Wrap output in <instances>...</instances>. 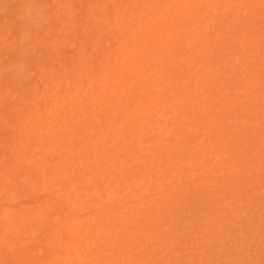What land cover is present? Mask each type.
Segmentation results:
<instances>
[{"label": "bare ground", "instance_id": "obj_1", "mask_svg": "<svg viewBox=\"0 0 264 264\" xmlns=\"http://www.w3.org/2000/svg\"><path fill=\"white\" fill-rule=\"evenodd\" d=\"M84 1V0H83ZM86 1V0H85ZM95 1V0H94ZM97 1H99V0H97ZM109 1V2H108ZM127 1V0H126ZM136 0H128L126 3L123 1V0H118V4L120 5V4H123L122 2H124V5H122L121 7H119V6H116L117 4V0H116V3H115V1H114V4H116V5H114L115 7H114V11H116V13H118L119 11H120V13H118V14H116L115 12H112L111 10H112V7H111V4H112V2H113V0L111 1V0H103V1H99V3L101 2L102 3V5L101 4H99V8L98 9H104L105 10V12H100V15H101V13H102V15L101 16H104L103 18L105 19V20H102V18L101 19H99L98 20V18H100V15L98 14V16L99 17H95L94 19V22L95 23H98L100 26H98V24H97V27H98V30L97 29H95L94 31H95V35H92V32H93V30L92 29H89V30H92V32H90V31H85L84 33H79L78 32V34H79V36L81 37L83 34H85L86 32H87V34H88V32H90L91 33V36L92 37H90V35H89V37L86 35H83V36H85V40H86V42H89V43H85V41H84V44L85 45H87L88 47H87V50L85 51V50H82L83 48H84V46L85 45H80V43H81V41H80V43L79 42H77V43H79V45H80V49L78 48L77 50H78V52L76 51V48H75V45L73 46V50H74V48H75V52H77L76 53V56H70L71 57V60H73V58H77V56H79L77 59H76V61L78 62V63H76V61L74 60V61H72V63L70 62V58H69V56H67V58L69 59V63H68V65L71 63V65H69L71 68H73V70H71V69H67L66 70V68H68V67H60L59 66V68H57L58 69V71H62V75L61 76H65L64 78H65V80H66V78H68V77H66L67 76V74H68V70H70V71H72L73 73H77V72H82L83 71V79L81 78L80 79V77L78 78V75H76V77L78 78V81H79V79L81 80L79 83H78V85H77V83L76 82H78V81H76L77 80V78L75 79V78H73V80H70L69 78V80L70 81H67L66 82V84H65V81H63V79L62 78H57L56 77V75H55V72L57 71L56 70V68H55V72L54 71H52V73H51V76H50V78L51 79H53V73H54V75H55V77L56 78H54L55 80L57 79V80H59V81H63V83L61 82V84H64V85H66V86H63V88L65 87V89H62V87H61V89L63 90V92L64 93H62V90H61V93H59L60 91V87H59V90H55L54 92V94H51V95H53L52 96V98H50L51 97V95H50V97L49 96H47V98H46V95L45 94H48L49 92V90L50 89H47L46 90V88H47V86H48V83L50 84V82H48V80H51V79H47V83H44V84H42V82H41V86H37V84L39 85L40 84V77L39 78H37L36 80L37 81H39L37 84H36V82H34V84L36 85L35 87H40V88H38V90H37V93H36V90H35V88H34V92L36 93V95H35V93L33 92H29L30 94H34L35 95V98L37 99V101L38 102H40L41 101V99H40V101H39V98H43V99H45L46 98V100L48 99L49 100V98H50V101H52V102H54L55 104H53V103H49V104H51V106L53 105V107H51V106H49V107H51V108H49V107H46L45 108V106H46V104H44V106L43 105H39V106H43L42 108H41V112L39 111V109H37L38 107V103H37V101H34V100H31L32 102H31V106L29 105V101H28V103L26 102L28 99H30V98H28L27 100L25 99V97H28V96H30V94L28 95V94H26V95H28V96H25V97H23V99H25V101L23 100V99H20V97H19V99L21 100V102L22 103H24L23 105V107L24 108H26L27 107V111H25L26 109H22L21 110V108L22 107H19L18 108V106H20V104H22L21 102L19 103V102H17V109H15V108H11L12 109V111L13 110H15V112H16V117H17V114L19 115V117H17V120H16V122L15 123H13V122H11V123H13L14 125H17V127H19V125H20V128L18 129V130H16V133L17 134H19V136H16L17 134H15L13 137H12V140H13V138L14 137H18L19 139L21 138V135H20V133H18L17 131H19V130H22L23 131V129H25L26 130V133H24L25 132V130H24V134L26 135L27 134V132H28V135H29V132H31V135H29L30 136V138L32 137V134H33V139L35 140V139H40V140H44V138H45V135H46V137H47V135L49 136V137H47L46 139L47 140H51V138H53V136H55L56 137V140L59 138V145H57L58 147H60V149H59V152L57 151V149H54V148H56V144H53V146L54 147H52V144H51V142H50V144L51 145H49V142H47V140H46V143L48 144V146H47V148H49L50 146H51V149L49 148V150L46 148V145L47 144H45V141L44 142H42V144L41 143H37L36 141H34L32 138H31V140H33L34 142H36L37 143V145L39 146H43L42 148H44V151L46 150L47 152H44L46 155H48L49 153L48 152H51L52 153V150H53V152H56V153H59V156L58 155H56V156H58L59 158H60V160L59 159H57L56 157V159H53L52 160V158H51V160H48V158H49V156H47L46 157V155L45 156H43L42 155V158L40 157L41 155H39L38 156V154L37 153H39V154H41L42 152H40L41 151V149H39V147H38V151L37 150H35V149H37L36 147L34 148V146H33V144H34V142L33 141H30L28 144H30L31 143V145H32V147H33V149L35 150V151H33V149H32V151H33V153L35 152V154L34 155H36V156H34V155H32L31 153H28L29 152V150L32 148H30V146H29V148H27L28 147V144H27V142H26V140H24V139H18L19 141H16L15 142V140H17L16 138H15V140L14 141H12V140H10V141H12V143L13 142H15L16 144H17V150H18V145L20 144L21 146H19L20 148H19V150H20V152L22 151V150H27V149H29V150H27V153L29 154H27V156H24L25 154H26V152H24V151H22V153H21V155H23V156H21L20 157V155L19 156H17L20 152L19 151H15L16 149L14 148V146L11 144V142H10V144H11V146L12 147H10V145H8L7 144V146H8V148H7V150H6V153H7V155L8 156H10V158L9 159H6V163H7V160L8 161H10L11 160V157H12V159H13V157H17L16 159H17V161L21 164L20 166H19V163L17 164L18 165V167H17V165L15 164L17 161H15L16 159H13V160H11V162H9V165L11 164V165H13L12 167H11V165L8 167L9 168V170H7L8 168H7V166L6 165H8V164H6L5 165V158H7V155H6V153L5 152H3L2 151V153L4 154V155H1L2 156V158H3V161H0V164H1V162L4 164V167L6 166V170L8 171H3V167L1 166V165H3V164H1L0 166V168H2V173L3 174H5V173H9V171H10V175L8 174V176L5 174V176L8 178H6L7 179V181L8 180H10V178L9 177H12L13 178V180H15V181H9V182H5V181H3V179H5V178H3L2 179V176L0 177V182H1V191H3V193H5V195H3V193L2 192H0V193H2V195H0L1 197H3V199L2 198H0L1 200H4V196H5V199H6V197L7 196H11L10 198H8V200H10L11 202L10 203H12L13 202V200L16 198V197H18V196H20V194H24V195H22L21 196V199H22V201H23V198L22 197H24L25 199L24 200H26V202H27V200L28 199H26V198H29L30 200H28V202H27V204L28 205H26V204H24L22 201H21V203H23V205H25V207L23 208L22 206H18L19 207V210L16 208L17 207V205H13V208H15V209H13L12 208V206H10L9 207V205L7 206V204H6V202L5 201H2V203H1V201H0V205H2V207H5V208H3L2 209V211L4 210V212H3V214H4V217H2V211L0 212V216L2 217H0L1 218V222L3 223L2 225V227H3V229L5 228V224H7L8 223V221L10 220H12V219H9V217L10 216H12V218L15 220V221H11V224H12V226H14V225H16V227H18V229L17 230H14V229H16V227H13L14 229H13V231L12 230H10V229H12V228H6L4 231L3 230H1L2 229V227H0V232H2V234H5L6 232V234L8 235L9 234V236L10 237H5L6 236V234H5V236H3L1 233V237H0V248L2 247V245H4L3 247H4V249H1V252H2V250L4 251L5 250V248L7 249V247L5 246L6 244V242L9 240V242L7 243V246H9L8 244L10 243V242H12L14 239V241H15V243L18 241V237L19 236H21V234H22V236H21V238L23 237V240L24 239H26V242H27V239H28V237L29 236H31L32 237V235L31 234H38V232L39 231H42V229L43 228H45V229H47V232H46V230H44L43 229V231H45L43 234H40V235H37V237L38 236H41V237H43L42 239H44V240H42L41 239V237H39V239L40 240H42V241H44L43 242V244L47 241V244L45 243V246L42 244V242H39L40 240H37L35 237H33V238H31L30 239V241H29V239H28V245L26 246V243H25V241H24V243L22 244V242H20L22 239L19 237V242H17L19 245L21 244L22 246L23 245H25V247L23 246H19L17 243H16V245H18L19 246V248H17L16 249V247H12V253H11V249H8L10 252H9V256H7L8 255V253H7V255H6V252H8V250L4 253L6 256L4 257V255H2V254H0L1 255V259H2V261L4 260V263L3 264H18V263H22V262H24V264H28V262H27V260L30 258V260L31 259H33L34 257H32L31 258V256L30 255H32L33 256V254L34 253H32L33 251H35V248H37V246L39 245L40 246V248L43 246V247H45V251H43V249L41 248V249H39L38 250V254L41 256L40 258H42V259H39V260H37L36 259V257L34 258L35 260H31L32 261V264H61V262H62V264H101V262H103V264L105 263V264H112L111 262H114V264H118V259H117V256H118V258L119 257H121L120 256V253H118V251L121 249V248H119L118 249V251L117 250H114L115 252L117 251V254H119V255H117L116 253L115 254H113V252L110 250V248L111 247H113L114 246V242H113V240L115 241V244H116V241H118V243L120 242L121 243V241H123L122 242V244L123 243H126L125 241L128 239V238H130L132 241L130 242V243H132V245L133 244H135L134 243V239L136 238H138L137 236H135V238H131V235L129 236V237H127V236H124V235H127V234H118V233H122V232H119L120 230V228L118 227V225H120V224H122L121 222H119V220H121L120 218V216H123L122 218L124 219V216L126 215V217H130L132 214H134V213H132L131 212V210H134V211H137V210H135V209H138L139 207H141L142 208V206L144 205L143 203H144V201L142 200V202L140 201L141 200V198H143V199H145L144 197H143V195H146L147 196V194H146V192H148V191H150L151 190V192H152V189H154L155 190V192H156V189L158 190L159 188H160V186L159 187H157L158 185H162V184H164V182H162V184H158V185H155L156 186V188H153V186H151L149 189H145V188H147V186L145 187L144 186V184H146L145 182H144V184H142L143 186H144V188H141L140 189V191L142 190V189H144L143 190V192H136V191H138L139 190V187H138V185H137V187H138V189H136V191L134 192V190H135V188H133V192L135 193L134 195H133V197H132V195L131 194H129L128 192H124V191H126V189H129V188H123L122 186H123V182H125V183H127V182H129V183H127V184H131V185H133V187H134V185L135 184H138V182H135L137 179H135L136 178V176L134 177L133 176V174L135 173L136 174V172H135V170H134V173L132 174V172L128 169L127 170V168L130 166V165H126L125 164V166H128L127 168L124 166V163H129L130 164V158L129 159H126L127 157H129V155L127 156V157H125V159L126 160H129V161H125V160H122V159H124V156L126 155V153L127 152H125V150H126V146L125 145H130L131 143L133 144L134 143V140H132V142L130 143V144H125L124 142V140H122V139H120L119 138V136H120V134H121V138H123L124 136H125V134L126 133H119L121 130H124V131H126V127H128V131H132L131 133H133V131H139L140 133H143V131H140V130H142L143 128L145 129L146 127L141 123H139V121L141 122V118L142 117H144V116H146L148 113L147 112H152V116H153V114H154V116L157 114H159L158 113V110H161L160 111V114L156 117V119H158V117L159 116H161L162 117V121H161V124H158V123H160L159 121H160V119H158V125L160 126V125H162V123L164 124L165 123V125H164V128L166 129V123H167V121H169V119L171 118H167V120H166V117H169V116H164L165 117V120H163V112L162 111H164V109L165 108H167L168 109V107L166 106L167 105V103L168 102H166V105L164 106L162 103H160V99H163V98H166V96L168 97V95L169 94H167V93H170L171 91H173L174 90V92H176L175 90H177V89H175V88H178V87H182L183 89H186L187 87L185 86V85H187V83H190L191 84V81L193 82V84H195L194 85V87L196 86H199V87H197V88H199V90L197 89V91L195 92L194 90H192L191 92H187V91H189V90H187L186 89V91L185 90H183V92L186 94V96H189L188 97V99H191L192 101H194V103H196L195 105H197V106H195L194 105V103H193V105H192V101H190L191 103V105H189L188 103V107L191 109L192 108V110H190L188 107H187V105H186V108H188L189 110H188V112H187V115L188 116H190V117H192L190 114H189V112L190 111H194L195 112V110L198 112V114H200V116H201V113L199 112V110H200V106L199 105H201V104H205V103H209V99H208V101H207V98H209L208 96H205V97H203V98H201V96H202V94H203V91L201 90L200 91V89H202V86H204V85H202L203 84V81L204 82H206V80H203V79H207V80H210L209 82V86L208 87H210L211 89H213L212 88V84H214L213 82H211V79H209V78H207V77H209V76H204L205 78H203L202 76H203V72L205 73L206 71H209L208 70V68L209 67H207L206 68V70L205 71H203L202 69H204L203 67H201L202 69V71L203 72H201V70H200V72H199V70L198 69H200V68H198V69H196L195 68V70H198L197 71V73L199 72L200 73V75H198V77L196 76L195 78V80H192L193 78H194V76H195V70L193 71L192 69H194V67H196L197 65H195L192 69L190 68L191 67V64L192 65H194V62H193V60L194 59H196V58H193V60H191V58L193 57V55H194V53L193 54H191L192 52H190L191 50H190V47L193 49V47H192V44H194V43H191V42H195V40H197L198 38H197V36L195 37L194 36V34H193V36L196 38L195 40H193V41H191V40H189L188 42L189 43H187V45H186V42H185V44H184V49H186V47L187 48H189V52L186 54V55H188L189 53L191 54V56H186V58H188V59H190V60H188L189 62H185L186 60H185V54L184 55H182V54H180L179 53V51H178V53H179V55L178 56H180L181 57V55L184 57V59H182V60H185V61H180V63L179 62H174L173 61V59L174 58H176L175 56H176V54H174L175 56H173V53H177V51L176 52H174L175 51V47H177V46H179L177 49L179 50V48H182L183 49V46L181 47V44H180V41L179 42H177V38H179V36H180V34H178V32H175L176 31V28H178V27H180L181 29H182V27L184 28H186V27H188L187 26V24L189 25V23L188 22H190V23H192V22H194V19H197V15L200 13V11L202 10L203 12H204V9H205V12L206 11H208L209 12V10L208 9H211L212 7L214 8V10L215 9H217L216 7L217 6H214L215 5V2L217 1V3H220V2H218V0H216V1H214V0H139V2L138 3H136L135 2ZM184 1V2H183ZM214 1V2H213ZM224 1H226L227 2V0H224ZM234 1V0H233ZM252 1V0H251ZM76 2V1H75ZM235 2V1H234ZM237 2V1H236ZM253 2V1H252ZM260 4H262V1L260 0ZM78 3H80V2H78ZM77 3V4H78ZM81 3H83V2H81ZM80 3V4H81ZM107 3L109 4V5H107ZM129 3H133L132 5L131 4H129ZM214 3V4H213ZM216 3V4H217ZM240 3H241V1H240ZM253 3H255V2H253ZM76 4V3H75ZM87 3H85V5H86ZM96 5H97V3H95ZM256 4V3H255ZM255 4H252V5H255ZM257 4H259V3H257ZM84 5V4H83ZM84 5V6H85ZM88 5V4H87ZM86 5V6H87ZM91 5V4H90ZM101 5V6H100ZM218 5V4H217ZM220 5H221V3H220ZM220 5H218V7L220 6ZM224 5V6H223ZM223 5H221V8H219L220 9V12H221V10H222V8L223 7H225V4H223ZM234 5V4H233ZM236 5V4H235ZM250 5H251V3H250ZM249 5V6H250ZM79 6V5H78ZM77 6V7H78ZM82 6V5H81ZM226 6H227V4H226ZM229 6V5H228ZM227 6V7H228ZM231 6V5H230ZM80 7V6H79ZM78 7V8H79ZM107 7H110L111 8V10H109L110 8H107ZM226 7V8H227ZM247 7V6H246ZM86 8H90V6H87ZM106 8L109 10L108 12H106ZM204 8V9H203ZM236 8H237V6H236ZM248 8V7H247ZM246 8V9H247ZM253 8V7H252ZM255 8H257L258 10L259 9H261V8H259L258 6H254V9L252 10V11H256L255 10ZM82 9H84L83 7H82ZM87 9V11H86V14L84 13L85 12V10H83V15H86V17L87 18H84V17H82V18H84L86 21H85V23L89 20V18L91 17H89V16H87V13H89L90 11H91V13H93L92 12V10H88ZM97 9V8H96ZM95 9V13H99V10L97 11ZM219 9H217V10H219ZM224 9V8H223ZM228 9V11H230V9L229 8H227ZM233 10L235 9V8H232ZM231 9V10H232ZM251 9V8H250ZM232 10V11H233ZM77 11H80V10H77ZM94 11V10H93ZM222 11H225V10H222ZM227 11V12H228ZM251 11V12H252ZM113 14H112V13ZM215 13L214 14H216V11H214ZM218 12V11H217ZM226 12V11H225ZM226 12V13H227ZM235 12H236V14H234V16L233 17H235V15H238L239 13H237L238 12V10L236 9L235 10ZM80 13V12H79ZM81 13H82V11H81ZM108 13V14H107ZM213 13V10L211 11V13L210 14H212ZM247 13V12H246ZM249 13V12H248ZM255 13V12H254ZM253 13V14H254ZM260 13V12H259ZM12 14V13H11ZM109 14H111V15H109ZM114 14L115 15H120V14H126V16H127V21H128V27L124 30V31H121V29H123V28H121V29H118V30H113L112 28H111V20H112V17L114 16ZM249 14L252 18H254V15L256 14ZM82 15V14H81ZM88 15H91V14H88ZM96 16H97V14H95ZM203 15L205 16V13H203ZM203 15L202 16H200V17H202L203 18ZM207 15H209V14H207ZM218 15V14H217ZM225 15V14H224ZM253 15V16H252ZM112 16V17H111ZM148 16H151L150 18L151 19H149L148 18ZM219 17L221 16L222 17V13L221 14H219L218 15ZM240 16V15H239ZM246 16H247V14H246ZM145 17H147L149 20L148 21H144V18ZM206 17V16H205ZM204 17V18H205ZM212 17V16H211ZM210 17V18H211ZM229 17V16H228ZM232 17V16H231ZM238 17V16H237ZM241 17V16H240ZM251 17H248V19L246 20V21H248V22H250V19H251ZM81 18V19H82ZM92 18V17H91ZM202 18H201V21H203L202 20ZM203 18V19H204ZM215 18V17H214ZM230 18V17H229ZM229 18H227V16H226V19L228 20V21H232V20H229ZM256 18V17H255ZM80 19V20H81ZM192 19V20H191ZM226 19H224V20H226ZM234 19V18H233ZM242 19V18H241ZM92 20V19H91ZM89 21L90 23L89 24H91V22L93 23V20L92 21ZM101 20L103 21V22H101ZM143 20V21H142ZM209 20V19H208ZM216 20V19H215ZM215 20H213L214 21V23L213 22H211L210 21V23H212L213 25L211 26V24H208V27H209V25H210V27L208 28V27H205L206 25L204 24V22H203V24H204V26L203 27H205V29H207V32L208 31H210L211 29H213V26L215 27H217V24L219 23V19H218V22H217V24L215 25ZM223 20V21H224ZM255 19H253V20H251V22L252 21H254ZM262 20V19H261ZM197 21V20H196ZM200 21V20H199ZM235 21H236V19H235ZM234 21V22H235ZM260 21V20H259ZM262 21H264V20H262ZM135 22V23H134ZM222 22V21H221ZM243 22V24H244V20L243 21H241V23ZM257 22L258 21H256V24H257ZM9 23H10V21H9ZM82 23H84V22H82ZM81 23V24H82ZM95 23H93L94 24V28H95ZM195 23H197V22H195ZM207 23V22H206ZM228 23V22H227ZM233 23V22H232ZM238 25L236 24V23H234L235 25L233 26V30L232 29H229V32H227V28H229V27H226L225 26V31L223 32V33H220L221 35H224V34H226V36L228 35V33H230V35L232 34L231 33V31H233L234 32V28H236V31L238 32L239 31V29L237 28L238 26H240L241 24H240V22H239V20H238ZM255 22H253V24H254ZM102 24V25H101ZM199 24H201V22L200 23H197L196 25L193 23V25L194 26H196L197 28H198V33L196 32V31H194V32H196L197 34H201V27L199 26ZM219 24H221V23H219ZM218 24V25H219ZM253 24H252V27H253ZM86 25H88V22L86 23ZM179 25H181V26H179ZM198 25V26H197ZM126 26V25H125ZM255 26H257V25H255ZM84 27H85V25H84ZM83 27V28H84ZM88 27V26H87ZM87 27H85V28H87ZM195 27V28H196ZM202 27V29H204ZM221 27V26H220ZM222 27H224V25L222 26ZM251 27V25L248 27V28H250ZM251 27V28H252ZM84 28V30H87V29H85ZM88 28H90V27H88ZM93 28V29H94ZM180 28H178V29H180ZM184 28V30H186ZM193 27L191 26V28H189V29H192ZM196 28V29H197ZM231 28H232V25H231ZM177 29V30H178ZM199 29H200V32H199ZM204 29V30H205ZM215 29V28H214ZM217 29H218V27H217ZM222 29V28H221ZM224 29V28H223ZM227 29V30H226ZM238 29V30H237ZM244 29V28H243ZM254 29V28H253ZM256 29V28H255ZM195 30V29H194ZM231 30V31H230ZM246 30V29H245ZM249 30V29H248ZM99 31V32H98ZM179 31V30H178ZM188 32H189V30H187ZM187 31H185V32H187ZM190 31H193V30H190ZM203 31V30H202ZM213 31H216V30H213ZM219 31H221V30H219ZM181 32V31H180ZM183 30H182V34H183ZM207 32L205 31L204 33L207 35ZM211 32V31H210ZM222 32V31H221ZM226 32V33H225ZM240 32H241V30H240ZM240 32L238 33L239 35H240ZM96 33H98V34H96ZM117 33V34H116ZM190 33L191 32H189V36H190ZM196 33H195V35H196ZM212 33V32H211ZM215 33V32H214ZM217 34V31H216V35L218 36L219 35V37L221 36L220 34ZM262 33H264V32H262ZM78 34H76V35H78ZM114 34H116L115 36L116 37H118L119 38V40L118 39H114L113 40V37H115L114 36ZM176 35V36H174V38L175 39H177V40H175V43L173 42V39H171L170 41L168 40V38H170V36H172L173 37V35ZM185 34V33H184ZM243 34H245V33H243ZM97 35V36H96ZM107 37H106V36ZM186 35H188L187 33H186ZM203 36H204V34H202ZM211 36L213 35V33L212 34H210ZM216 35H213V36H215L216 38H219V37H217ZM233 35V34H232ZM237 35V34H236ZM236 35H234V36H236ZM246 35H249V34H246ZM245 35V36H246ZM252 35V34H251ZM261 35V34H260ZM78 36V37H79ZM94 36H96L94 39H95V41L92 43H90V41H92V40H94L93 39V37ZM103 36H104V38H106V40H109V39H107L108 37H110V36H112V37H110V38H112V39H110V40H113V42L111 41V43H114V42H117V45H115V44H113V45H115V46H113L114 48H111V49H113V50H111L110 49V47H111V43H109V41H106V43H105V49L104 50H106V49H109V51L107 50V52L105 53L104 51V54L102 55V52H100V51H98V53L100 54H98V58L100 57V58H103L102 59V61L97 65L96 64V62L93 60V55H95L94 54V52H96L97 50H98V48L101 46V44H100V40H101V37H102V40H104V38H103ZM184 36V35H183ZM198 36H201V35H198ZM226 36H221L222 38L224 37H226ZM234 36H232V37H234ZM79 37V38H80ZM194 37H193V39H194ZM207 37V39H208V36H206ZM214 37V40H216V38ZM247 37V36H246ZM258 37H259V35H258ZM262 37H264V36H261V38ZM92 38V39H91ZM186 38V40H187V37H185ZM189 38V37H188ZM204 37H202L201 39H203ZM227 38V37H226ZM238 38H240L241 40H242V38H244V36L242 37V33H241V36L239 37H237V42H240V44H242L243 42V40L242 41H240V40H238ZM248 38V37H247ZM246 38V39H247ZM249 38H251V37H249ZM73 39H77V36H76V38H73ZM83 39V37L81 38V40ZM181 38H179V40H180ZM199 39H200V37H199ZM228 39V38H227ZM226 39V40H227ZM230 39H231V37H230ZM233 39V38H232ZM236 38L234 37V40H235ZM117 40V41H116ZM182 40V39H181ZM183 40H184V37H183ZM206 40V39H205ZM211 40H212V38H211ZM217 40H219V39H217ZM250 40V39H249ZM252 40V39H251ZM253 40H254V38H253ZM249 41L250 43L249 44H251V43H253V44H255L256 45V43H255V41L256 40H254V41ZM104 41V42H105ZM200 41V45H201V47H202V45L204 46V43H205V41H204V39L202 40L204 43L202 44V42H201V40H199ZM208 43H209V40H206ZM222 41V40H221ZM228 41V40H227ZM236 41V40H235ZM245 41V40H244ZM259 41V40H258ZM257 41V42H258ZM74 42V41H73ZM83 42V41H82ZM102 42V41H101ZM206 42V43H207ZM212 42H214L213 40H212ZM216 42V41H215ZM214 42V43H215ZM226 42V41H225ZM260 42V41H259ZM262 42H264V41H262ZM76 43V44H77ZM103 43V42H102ZM174 43V44H173ZM207 43V44H208ZM214 43H211V44H214ZM217 44L219 43V41H217L216 42ZM221 43V42H220ZM74 44V43H73ZM93 44V45H92ZM100 44V45H99ZM104 44V43H103ZM222 44V43H221ZM232 44H236V42L235 43H232ZM239 44V43H238ZM239 44V46L241 47V46H243V44L242 45H240ZM260 44H261V42H260ZM78 45V44H77ZM182 45H183V42H182ZM199 45V46H200ZM220 45V44H219ZM223 45V44H222ZM227 45H229V42H228V44ZM244 45H246V44H244ZM254 45V46H255ZM89 46H91V48L89 47ZM92 46L94 47V48H92ZM103 46V45H102ZM197 48H198V46L197 45H195ZM205 46H206V44H205ZM209 46V45H208ZM213 46V45H212ZM217 47H218V45H216ZM215 46V47H216ZM238 46V45H237ZM250 46V45H249ZM76 47H79V46H76ZM201 47L200 48H198V49H200L201 50V52H203L204 50L203 49H201ZM207 47V46H206ZM206 47L204 48V49H206ZM215 47H214V49H215ZM216 47V48H217ZM228 47H231V46H228ZM239 47V48H240ZM261 47V46H260ZM104 48V47H103ZM196 48V49H197ZM210 48H211V46H210ZM209 48V50H211ZM213 48V47H212ZM220 49L221 48H223V46H221V47H219ZM215 49V50H220V49ZM227 48V47H226ZM232 48H235V47H233L232 46ZM242 48H244L245 49V47H242ZM242 48H240V49H242ZM247 48V47H246ZM256 48V47H255ZM90 49V50H89ZM91 49H92V52H91ZM102 48H100V50H101ZM256 49H258V47L256 48ZM70 50V49H69ZM103 50V49H102ZM101 50V51H102ZM174 50V51H173ZM187 50H185V52L187 51ZM208 50V49H207ZM207 50H205L204 52H206ZM231 50V49H230ZM233 50V49H232ZM236 50H238V47L236 48ZM243 50V49H242ZM248 50V49H247ZM262 50H264V49H262ZM66 51H68L67 49H66ZM89 51V52H88ZM193 51V50H192ZM195 51V50H194ZM193 51V52H194ZM198 51V50H197ZM218 51H216V53L218 52ZM221 51V50H220ZM224 51V50H223ZM228 51V50H227ZM246 51V50H245ZM65 52V51H64ZM182 52H184V51H182ZM200 52V51H199ZM199 52H198V54H199ZM203 52V53H204ZM208 52V51H207ZM211 52V51H210ZM233 52H237V51H234L233 50ZM240 52H242V51H240ZM256 52L257 51H255V53H253V55L254 54H256ZM261 52V51H260ZM62 53V52H61ZM68 53V52H67ZM66 53V54H67ZM73 53V52H72ZM91 53V54H90ZM129 53H132L131 55H129ZM229 53V52H228ZM245 53V52H244ZM244 53H243V55H244ZM247 53H248V51H247ZM262 53H264V52H262ZM261 53V54H262ZM1 54V53H0ZM47 54V53H46ZM46 54H45V56H46ZM64 54V53H63ZM62 54V55H63ZM70 54V53H69ZM78 54V55H77ZM88 56H87V55ZM128 54V55H127ZM196 54V56L195 57H198V59H201V62H203L202 60V58H200V56H205V54H203V55H198L197 56V53H195ZM215 54V53H214ZM213 54V55H214ZM220 54V53H219ZM223 54H224V52H223ZM226 54H227V52H226ZM226 54H225V56H226ZM238 54L240 55L241 53H239V51H238ZM258 54H259V52H258ZM73 55H75V54H73ZM132 55H134V56H132ZM135 55H137V56H135ZM218 55V54H217ZM238 55V56H239ZM247 56H248V59H246L245 60V63H246V61L248 60L249 61V59L251 58V56H250V58H249V54H246ZM260 55V54H259ZM259 55H257V56H259ZM262 55H264V54H262ZM2 56V55H1ZM48 56V55H47ZM58 56V55H57ZM60 56V55H59ZM96 56V55H95ZM101 56H104V57H101ZM119 56H120V58H119ZM126 56H128V58H129V60L130 59H132L133 61H134V63H133V61L132 60H130V62L129 63H127V58H125ZM130 56V57H129ZM161 56V59L162 60H164V62H167V63H169V65L167 64V68H165V65H164V69L165 70H163V67L162 66H160V70H158V71H162L164 74H167V75H161V74H163V73H161L160 74V72H159V74H160V76H157V75H155V74H157V72L158 71H156L154 74H153V72L155 71L153 68H151L150 69V67H152L151 65H152V63H150L151 61L153 62V65H154V60L153 59H155L156 60V58H158V57H160ZM177 56V57H178ZM207 56V57H206ZM205 57L207 58L206 59V61H204V62H206V63H208V62H210V61H208L207 62V60H209V57H208V54L206 55ZM210 56H212V54L210 53ZM216 56V55H215ZM255 56V55H254ZM44 57V56H43ZM86 57H88V59L86 58ZM97 57H94L95 58V60L96 59H98ZM180 57H179V60H180ZM240 57V56H239ZM243 57V56H242ZM246 57V56H245ZM245 57H243L244 59H245ZM256 57V56H255ZM1 58V57H0ZM3 58V57H2ZM13 58V57H12ZM47 58V57H46ZM99 58V59H100ZM136 58H138V59H141V62L139 61V60H137V61H139V63H141V65L143 64V62H145L144 64H145V66L144 65H142L143 66V68H144V71H142L143 73H144V75H143V77L144 78H139V77H136L135 78V75H136V70H137V72H138V69L140 70V68H141V70H143L142 69V66L140 67V68H137L136 70H135V68L136 67H134V66H136V65H138V64H135V62H137V61H135L134 59ZM142 58H144L143 60H142ZM225 58H227V57H225ZM258 58V57H257ZM259 58H260V56H259ZM262 58H264V56H262ZM4 59V58H3ZM43 59H45V57L43 58ZM60 59V58H59ZM68 59H66V60H68ZM111 59H112V61H111ZM113 59H114V61H113ZM197 59V60H198ZM235 59H237V58H235ZM252 59V58H251ZM250 59V62H252L253 60H251ZM36 60V59H35ZM39 60H41V59H38V61ZM52 60H53V58H52ZM89 60V61H88ZM92 60H93V63H92ZM101 60V59H100ZM175 61H177L178 59H174ZM196 60V61H197ZM222 60H224V59H222ZM225 60H227V59H225ZM243 60V59H242ZM11 61V60H10ZM46 61H48V60H46ZM61 61V60H60ZM87 61H88V63H87ZM96 61H98V60H96ZM119 61V62H118ZM143 61V62H142ZM157 62H158V60H156ZM161 61V60H160ZM160 61H159V63H160ZM195 61V60H194ZM196 61H195V63H196ZM200 61V60H199ZM213 61L215 62L216 61V59L215 60H212L211 62L213 63ZM234 61V60H233ZM248 61H247V64H248ZM256 61V59L254 60V62ZM257 61H259V63H260V61H262L261 59L260 60H258L257 59ZM6 62V61H5ZM116 62H118V66H116ZM132 62V63H131ZM162 62H161V65H162ZM183 62H184V64H187V66L185 65V69H186V71H184V70H182V67H180L181 65L183 66ZM198 62V61H197ZM200 62V63H201ZM208 63V65L209 64H212V63ZM235 62H236V60H235ZM235 62H233L232 63V65L235 63ZM239 62H241V63H243L242 61H239ZM250 62H249V64H250ZM262 62H264V61H262ZM38 63V62H37ZM36 63V64H37ZM52 63H54L53 61H52ZM66 63V62H65ZM158 63V64H159ZM171 63V64H170ZM199 63V64H200ZM220 63H221V60H220ZM223 63V62H222ZM240 63V64H241ZM1 65H2V62L0 63ZM4 64V63H3ZM63 64H64V62H63ZM62 64V65H63ZM95 64V66H93ZM151 64V65H150ZM181 64V65H180ZM197 64V63H196ZM202 64H205V63H202ZM214 64V63H213ZM212 64V65H213ZM217 64V63H216ZM235 64H237V63H235ZM239 64V63H238ZM239 64V65H240ZM246 64V65H247ZM248 64V65H249ZM258 64V63H257ZM261 64V63H260ZM260 64H258V65H260ZM45 65H46V63H45ZM54 65V64H53ZM77 65V66H76ZM79 65V66H78ZM157 65V64H156ZM242 66H243V64H241ZM246 65H244V67H242V69H241V73L244 75H242L241 76V74H240V72H239V74H240V76L241 77H246L247 76V72H244L243 73V71H245V70H248L247 69V67H246ZM247 65V66H248ZM258 65H256L255 67H257ZM262 65H264V64H262ZM34 66H36V65H34ZM44 66V65H43ZM48 66V65H47ZM57 66V65H56ZM55 66V67H56ZM65 66V65H64ZM97 66V67H96ZM155 66V65H154ZM200 66H201V64H200ZM204 66V65H203ZM206 66H207V64H206ZM210 66V65H209ZM228 66V65H227ZM229 66H231V65H229ZM234 66V65H233ZM238 66V65H237ZM54 67V66H53ZM58 67V66H57ZM69 67V68H70ZM156 67V66H155ZM154 67V68H155ZM184 67V66H183ZM198 67H199V65H198ZM241 67V66H240ZM246 67V68H245ZM252 67V66H251ZM261 67V66H260ZM260 67H257V69L259 68V69H261ZM36 68H38V67H36ZM39 68H40V66H39ZM38 68V69H39ZM42 68V67H41ZM45 68V67H44ZM61 68V69H60ZM79 68H80V71H79ZM161 68H162V70H161ZM211 68V67H210ZM230 68H233V67H230ZM253 68V67H252ZM251 68V69H252ZM60 69V70H59ZM64 70V73H63V70ZM82 69V70H81ZM217 69V68H216ZM215 69V70H216ZM236 69V68H235ZM250 69V68H249ZM255 69V68H254ZM252 70V71H254V74L253 75H258L259 76V74L258 73H260V72H258L257 74L255 73L256 72V70ZM258 69V71H260ZM262 69H264V68H262ZM261 69V70H262ZM140 70V71H141ZM190 70H192L193 71V73L191 74V71ZM219 70V69H218ZM217 70V71H218ZM234 70V69H233ZM243 70V71H242ZM139 71V75L141 76L142 75V72H140ZM2 72V71H1ZM1 72H0V74H1ZM41 72V71H40ZM43 72H44V70H43ZM42 72V73H43ZM187 73V74H185V76L187 75V77L186 78H184V80L181 78V77H179V74H184V73ZM210 72H212V71H210ZM220 72V71H219ZM218 72V73H219ZM225 72V71H224ZM223 72V73H224ZM234 72V71H233ZM236 72V71H235ZM234 72V73H235ZM42 73H40V75L39 76H41L42 77ZM44 73H46V72H44ZM61 73V72H60ZM209 73V72H208ZM216 73L217 75H215L214 77H213V79L212 80H217V82H219L218 80L220 79V76H221V74L219 73ZM245 73H246V75H245ZM250 73H251V70H250ZM46 74H49V73H46ZM64 74V75H63ZM78 74V73H77ZM112 74H114V75H112ZM189 74H190V76L192 77L193 75V78H191L190 76H189ZM201 74H202V76H201ZM226 74H227V72H226ZM237 74V73H236ZM249 74V73H248ZM252 74V73H251ZM58 75H59V73H58ZM111 75H112V77H111ZM172 75V81L171 80H169L170 82H168V79H169V77ZM205 75H208V74H205ZM213 75H214V72H213ZM212 75V73H211V77L213 76ZM233 75V74H232ZM262 75V74H261ZM1 77H2V79L3 78H6L5 76L3 77V72H2V75H0ZM49 76V75H48ZM60 76V77H61ZM70 76V75H69ZM114 76V77H113ZM133 76H134V78H133ZM137 76V75H136ZM230 77H231V75H229ZM235 76V75H234ZM250 76V75H249ZM255 76H254V79H256L255 78ZM1 77H0V83H1ZM37 77H38V75H37ZM44 77H46V75H44ZM43 77V78H44ZM226 77V76H225ZM224 77V78H225ZM262 77H264V75H262ZM11 78V77H10ZM165 78V79H164ZM171 78V77H170ZM223 78V80H225ZM227 78H228V76H227ZM226 78V79H227ZM236 78V77H235ZM237 78H238V76H237ZM251 78H252V75H251ZM260 78V77H259ZM61 79V80H60ZM136 79V80H135ZM179 79H180V82H179ZM182 79V80H181ZM229 79V78H228ZM227 79V81H229ZM231 79V78H230ZM240 79V78H239ZM253 79V78H252ZM6 80V79H5ZM5 80H3V81H5ZM7 80H8V78H7ZM10 80V79H9ZM57 80L54 82L53 80H52V83H51V85H55L54 87H55V89H58V88H56V87H58V82H57ZM76 82H75V81ZM221 80V79H220ZM222 80V81H223ZM232 80H235L233 77H232V79L230 80V81H232ZM240 80H242V79H240ZM261 81H262V83H264V78H262V79H260ZM3 81H2V84H3ZM12 81V80H11ZM41 81H43L42 80V78H41ZM45 81V80H44ZM43 81V82H44ZM83 81H85L84 83H83ZM182 81H183V83H182ZM222 81H220V82H222ZM226 81V82H227ZM229 81V82H230ZM237 81V80H236ZM242 81H244V80H242ZM245 81H248L247 79H245ZM255 81V80H254ZM6 82V81H5ZM46 82V81H45ZM57 82V83H56ZM82 82V83H81ZM216 82V83H217ZM225 82V83H226ZM229 82H227L226 83V85L229 83ZM238 82V81H237ZM237 82H232V83H234V85H235V83H237ZM249 82H250V80H249ZM7 83H9V82H7ZM55 83V84H54ZM212 83V84H211ZM243 83V82H242ZM252 83H253V81H252ZM255 83V82H254ZM261 83V82H260ZM12 84V83H11ZM11 84L9 83V85H7V87L8 86H11ZM14 84V83H13ZM13 84H12V86H13ZM32 84V83H31ZM58 84V85H57ZM185 84V85H184ZM188 84V88H190L191 86L193 87V85L191 84ZM218 84V85H217ZM217 84H214L213 85V87H216L215 89H213L212 91H211V89H209V92L210 93H212L213 92V94H214V92L217 90H219V89H222V90H228L229 88H226V86L224 85V84H219V83H217ZM230 84H231V82H230ZM238 84V83H237ZM243 84H247V82L245 83H243ZM4 85V87H5V84H3ZM15 85V84H14ZM26 85V84H25ZM183 85H184V87H183ZM189 85H190V87H189ZM232 85V84H231ZM240 85H241V83H240ZM245 85H243L244 87H245ZM247 85H250L249 83L247 84ZM52 86V87H53ZM233 86V85H232ZM255 86H258V85H255ZM260 86V85H259ZM262 86H264V85H262ZM0 87H1V85H0ZM16 87H17V85H16ZM21 87V86H20ZM49 87H51V86H49ZM48 87V88H49ZM194 87H193V89H194ZM196 87H195V89H196ZM227 87H229V86H227ZM239 87V86H238ZM241 87V86H240ZM243 87V88H244ZM12 88V87H11ZM23 88H25L24 87V85H23ZM28 88V87H27ZM32 88V89H33ZM181 88V89H182ZM226 88V89H225ZM255 89L253 86H251V89ZM1 89V88H0ZM3 89V88H2ZM6 89V88H5ZM5 89H3V91L5 90ZM9 89V88H8ZM31 89V88H30ZM30 89H28V90H30ZM43 89V90H42ZM54 89V88H53ZM83 89V92L85 91V93L84 94H81L82 95V97L80 98V95L79 96H77V99L75 98V96L76 95H78V93H79V91H81ZM235 89H237V88H235ZM241 89H242V87H241ZM240 89V90H241ZM247 89V88H246ZM250 89V90H251ZM16 90V89H15ZM15 90L13 89V91H14V93H16L15 92ZM91 90V91H90ZM260 90V89H259ZM8 91V90H7ZM7 91H5V92H7ZM23 91H27V90H25V89H23ZM87 91H88V94H87ZM194 91V92H193ZM216 91V92H217ZM225 91H223V92H225ZM233 91V90H232ZM236 91V90H235ZM235 91H233V92H235ZM243 91V90H242ZM249 91V90H248ZM252 91V90H251ZM258 91V90H257ZM262 91V90H261ZM0 92L2 93V91L0 90ZM17 92H18V90H17ZM43 92L45 93L44 95H43ZM48 92V93H47ZM51 93H53V91L51 90L50 91ZM56 92H58V95H56L57 93ZM83 92H81V93H83ZM181 92H182V90H181ZM223 93L221 90L220 91H218V93ZM232 92V93H233ZM247 92V91H246ZM253 92H255V90L254 91H252V92H250V93H253ZM14 93H12V94H14ZM21 93V96H23V92L21 91L20 92ZM23 93V94H22ZM26 93V92H25ZM89 93H90V95H89ZM183 93V94H184ZM209 93V95H210V97H211V95L212 94H210ZM215 94V96L216 95H218L219 96V99H224V98H221L220 96V94ZM238 93H240L239 91H238ZM249 93V95L251 96V94ZM256 93V92H255ZM7 94H9V93H7ZM172 93H170V95H171ZM178 94H179V92H178ZM184 94V95H185ZM188 94V95H187ZM224 94V93H223ZM228 94H229V91H228ZM262 95H264V92H262L261 93ZM5 95H6V93H5ZM20 95V94H19ZM25 95V94H24ZM55 95V96H54ZM88 95H89V99H88ZM227 95V94H226ZM253 95V94H252ZM261 95V96H262ZM4 96V95H3ZM32 96V95H31ZM30 96V97H31ZM87 96V97H86ZM136 96H137V98H136ZM165 96V97H164ZM178 97H179V100L181 99V97L179 96V95H177ZM176 96V97H177ZM181 96H182V94H181ZM190 96H194L195 98H196V100H194L193 99V97H190ZM213 96V95H212ZM223 96V95H222ZM229 96V95H228ZM254 96V95H253ZM252 96V97H253ZM256 96H257V94H256ZM18 97V96H17ZM53 97H57L56 99H53ZM177 97V98H178ZM214 97V96H213ZM225 97V96H224ZM227 97V96H226ZM225 97V98H226ZM235 97L236 98H238L236 95H235ZM234 97V98H235ZM247 97V96H246ZM258 97V96H257ZM10 98V97H9ZM8 98V99H9ZM22 98V97H21ZM34 97L32 96V98L31 99H33ZM80 98V99H79ZM171 98V97H170ZM172 98H173V96H172ZM175 98V97H174ZM176 98V99H177ZM185 97H183L182 99H184ZM218 98V97H217ZM243 98V97H242ZM250 98V100L252 99L251 97H249ZM262 98H264V97H262ZM67 99V102L65 101ZM218 99V100H219ZM254 99V98H253ZM260 99H261V97H260ZM259 99V100H260ZM5 101V98H4V100L3 99H1V96H0V101ZM54 100V101H53ZM75 100H78V101H75ZM165 99H163V101H164ZM187 100V99H186ZM215 100H217V99H215ZM225 100V99H224ZM230 100H231V98H230ZM238 100H240L239 98H238ZM237 100V101H238ZM243 100V99H242ZM13 101V100H12ZM14 101H15V99H14ZM24 101V102H23ZM34 101V102H33ZM130 103H129V102ZM166 101H168L167 99H166ZM173 100H171V102H172ZM181 101V100H180ZM221 101V100H220ZM219 101V102H220ZM227 101V100H226ZM232 101H235V100H232ZM262 101H264V99H262L261 100V102ZM42 103H43V100L41 101ZM41 102L39 103V104H41ZM46 102V101H45ZM125 103V105H123V104H121V103ZM184 102V101H183ZM187 102H188V100H187ZM218 102V103H219ZM228 102H229V100H228ZM228 102H225V103H227L228 104ZM243 102H244V100H243ZM249 102V101H248ZM248 102H245V103H248ZM252 102L255 104V105H257L256 104V102H257V99H256V102H255V100H252ZM252 102H250L251 103V105H252ZM260 102V103H261ZM1 103V102H0ZM6 102H4V105H6V107H9V106H7V104H5ZM11 103H13V102H11ZM15 103V102H14ZM19 103V104H18ZM47 103V102H46ZM69 103V104H68ZM129 103V104H128ZM185 103H186V101H185ZM213 103V102H212ZM215 103V102H214ZM217 103V102H216ZM221 103V102H220ZM225 103H223L222 102V104H225ZM235 103H236V101H235ZM237 103H239V102H237ZM258 103V102H257ZM2 104V103H1ZM1 104H0V106H1ZM9 104V103H8ZM160 104V109H158L157 110V108L156 107H158V105ZM171 104V103H170ZM177 104H179V103H177ZM182 104H184V103H182ZM182 104H181V106H182ZM210 104V103H209ZM208 104V107H207V105H206V107L209 109H211V107L213 106L214 107V105H209ZM229 104H231L232 105V107L234 108V107H237V106H235V104L233 105V102L232 103H230L229 102ZM259 104V103H258ZM4 105L3 106H1V107H3V108H5L4 107ZM15 105H16V103H15ZM15 105H14V107H15ZM117 105V106H116ZM161 105H163V106H161ZM172 105H173V103H172ZM171 105V106H172ZM216 105V104H215ZM219 106L221 105V104H218ZM226 105V104H225ZM224 105V106H225ZM243 105H245V104H243ZM250 105V110H251V108L253 107V105L251 106ZM33 106H35L34 107V111H32V109L31 108H33ZM145 106V108L147 109V114L146 113H144V115H143V111H145L146 109L145 108H143ZM169 106V105H168ZM191 106V107H190ZM199 107L198 109L197 108H195V107ZM228 106H230V105H228ZM262 105H260V107H261ZM1 107H0V109H1ZM37 107V108H36ZM100 108L99 109V111H98V108ZM162 107V108H161ZM216 107V106H215ZM222 107H223V105H222ZM254 107H256V106H254ZM253 107V108H254ZM257 107H258V105H257ZM2 108V109H3ZM43 108H45V109H47L46 111H44L45 112V116L44 115H42L43 114ZM102 108H103V110H102ZM171 108V107H170ZM173 108V107H172ZM176 108H177V106H176ZM218 108V107H217ZM227 107H225V109H226ZM243 108V107H242ZM248 108V107H247ZM247 108H246V112L248 111L247 110ZM262 108V107H261ZM44 109V110H45ZM112 109H115V113L114 112H111V110ZM183 109H184V112H186L187 111V109H186V111H185V108L183 107ZM208 109H206V111L208 110ZM219 109V108H218ZM221 109V108H220ZM235 109V108H234ZM255 109V108H254ZM260 109V108H259ZM262 109H264V108H262ZM6 110H7V108H6ZM5 110V111H6ZM10 110V109H9ZM23 112V110H24V112H25V115L27 116V115H30L31 117L33 116V117H37L38 119L36 120V122H34V123H32L31 124V122H33V117L32 118H29V116H25V115H22L23 117H21V114H24V112L23 113H21V111ZM97 110V111H96ZM169 110V109H168ZM177 110V109H176ZM179 110V109H178ZM227 110V109H226ZM226 110H224L225 112H226ZM231 111V110H233V109H228V111ZM242 110V109H241ZM243 110H244V108H243ZM249 110V111H250ZM257 110V109H256ZM256 110H254L255 112L254 113H256L257 111ZM261 110V109H260ZM1 111V110H0ZM2 111H4V109L2 110ZM40 112V113H37V112ZM103 111V112H102ZM112 111H114V110H112ZM125 111L127 112L126 114H124L125 113ZM166 111V110H165ZM164 111V112H165ZM171 111V110H170ZM170 111L168 112V114L170 113ZM172 111H173V109H172ZM209 111V110H208ZM208 111H207V113L206 114H208ZM211 111V110H210ZM214 111V108L212 109V112ZM215 111H217L216 109H215ZM227 111V112H228ZM249 111H248V113H249ZM259 111V110H258ZM32 112H35V114H32L31 115V113ZM94 112H97V114L96 113H94ZM111 112V113H110ZM161 112H162V114H161ZM180 112H181V110H180ZM183 112V111H182ZM196 112V113H197ZM212 112H209V113H212ZM224 112V113H225ZM238 112V111H237ZM237 112L235 113V112H233L234 114H237ZM12 114L13 115V113H14V111L13 112H9L8 110H7V113H4V112H2V116H8V114ZM27 113V114H26ZM39 114V116H37V114ZM93 113L95 114V115H93ZM172 113V112H171ZM177 113H178V111H177ZM191 113V112H190ZM239 113H241V112H239ZM246 114V113H244V114H246V116L247 115H249V114ZM253 113V111L251 110L250 111V115ZM100 114H101V116H103V114L106 116H103L104 118H103V120H106V119H109V121H103V122H105L103 125H102V121H100L101 119H99L101 116H100ZM181 114V113H180ZM192 114V113H191ZM205 114V115H206ZM215 114V113H214ZM228 114V113H227ZM229 114H230V116L232 115L230 112H229ZM242 114V113H241ZM262 114H264V111H262ZM46 115L49 117H47V119L45 118L46 117ZM150 116H151V113L149 114ZM193 115V114H192ZM203 116V117H200V118H204V117H206L204 120H206V119H210L211 121V123H213L212 122V118H214L215 116H213V117H208L207 118V116ZM213 115V114H212ZM220 115H222V114H220ZM224 115V114H223ZM243 115V114H242ZM253 115V114H252ZM251 115V116H252ZM260 115H261V113H260ZM5 116V117H6ZM11 116V115H10ZM88 116V117H87ZM148 116V115H147ZM151 116V118H153ZM174 116V118H175V116L176 115H173ZM172 116V117H173ZM194 116H196V115H194ZM218 116H219V114H218ZM239 116V115H238ZM244 116V115H243ZM242 116V117H243ZM246 116L244 117V118H246ZM250 116V117H251ZM262 116V115H261ZM13 117H14V115H13ZM12 117V119H15V117L13 118ZM85 117L87 118V120L88 119H90V120H88L89 121V123L91 124V126H89V124H87V125H85L83 122H85ZM177 117V116H176ZM241 117V116H240ZM248 117V116H247ZM249 117V118H250ZM255 116H253L252 118H254ZM3 119H5L4 117H2ZM24 118H25V120H24ZM29 119V120H32V121H29V122H27L28 123V125H25L26 124V121H27V119ZM102 118V117H101ZM106 118V119H105ZM146 118H150L149 116L148 117H146ZM160 118V117H159ZM180 117H178V118H175V119H177L176 120V122L178 121V119H179ZM194 119H197V118H195V117H193ZM221 118V117H220ZM248 118V119H249ZM256 118V117H255ZM2 119V120H3ZM9 119V117L7 118V121H9L8 120ZM11 119V120H12ZM36 119V118H35ZM144 119V118H143ZM156 119H154V120H156ZM194 119L192 120V121H194ZM251 119V118H250ZM260 119H264V116H262ZM1 120V119H0ZM146 120V119H145ZM148 120V119H147ZM151 120V119H150ZM153 120V121H154ZM171 120V119H170ZM173 120V119H172ZM190 120V121H191ZM255 120V119H254ZM258 120H259V118H258ZM7 121H5V122H7ZM19 121V123L18 124H16L17 122ZM25 121V122H24ZM35 121V120H34ZM149 121V120H148ZM148 121L146 122L145 121V123H147V126H148ZM175 121V120H174ZM174 121H171L169 124L171 125L172 124V122H174ZM185 121H187V119L185 120ZM184 121V122H185ZM198 121V120H197ZM201 121V120H200ZM222 121H224V120H222ZM229 121V120H228ZM250 121V120H249ZM249 121H248V123H249ZM251 121H252V119H251ZM23 122L25 123V124H23ZM95 122H97L96 123V125H95ZM98 122H99V124H98ZM144 122V121H143ZM150 122V121H149ZM152 122V121H151ZM155 122H157V121H155ZM176 122H174V123H176ZM199 122V121H198ZM197 122V123H198ZM205 123H202V125L203 124H208V122L207 121H204ZM217 122V121H216ZM216 122H214V124H216ZM219 122V121H218ZM9 123H10V121H9ZM101 123V124H100ZM168 123H167V125H168ZM173 123V124H174ZM191 123H193V122H188V124H190L191 125ZM221 123V122H220ZM230 123H231V120H230ZM230 123H228V125L227 126H229V124ZM258 123L259 124H261V121H258ZM257 123V124H258ZM3 124V123H2ZM12 124V127L10 126V124H9V126H10V133L11 134H9V138H10V135H12V134H14L15 132V130H12L13 129V125ZM29 124H30V127H29ZM152 124V123H151ZM155 124V123H154ZM157 124H155L156 125V128H157ZM183 124V123H182ZM194 124V123H193ZM223 124V123H222ZM237 124V122L235 123V125ZM248 125L246 122L244 123V125ZM252 125L254 124V126H255V122L253 121V123H251ZM256 124V125H257ZM262 124H264V123H262ZM0 125H1V123H0ZM6 125H8V124H6ZM93 125H94V127H93ZM104 125H106V127L104 126ZM186 125H187V123H186ZM185 125V126H186ZM200 125H201V123H200ZM219 125V124H218ZM223 125H225V122H224V124ZM235 125H233V126H235ZM250 125V124H249ZM252 125H250L249 127H251ZM95 126H97L96 127V129H93V128H95ZM100 126V127H99ZM104 126V129L103 128H101V127H103ZM124 126H126V127H124ZM140 126V127H139ZM144 126V127H143ZM151 126V125H150ZM159 126H158V128H159ZM188 127H189V125H187ZM193 126V125H192ZM191 126V127H192ZM211 126H212V124H211ZM209 127L210 128V131H212L211 130V128L212 127H216V125L215 126H212V127ZM220 126H222L221 124H220ZM3 127V126H2ZM7 127V126H6ZM15 127V126H14ZM44 128L45 129V132L43 133V131L42 130H44V129H42V128ZM46 127V128H45ZM100 129H99V128ZM161 127V126H160ZM171 127V131H168L167 132V134H169L170 132H171V134L173 135V129L172 128H174L173 126H170ZM182 127V126H181ZM187 127V128H188ZM195 127V126H194ZM230 127V126H229ZM237 127H239V124H237ZM256 127H259V126H256ZM256 127H255V129H256ZM8 128V127H7ZM6 128V129H7ZM12 128V129H11ZM16 128V127H15ZM14 128V129H15ZM28 128V129H27ZM97 128L99 129V130H97ZM147 128H149L150 129V127H147ZM146 128V129H147ZM152 128V127H151ZM153 128H155L154 126H153ZM153 128H152V132H153ZM158 128H157V130H158ZM163 128V129H164ZM168 129H169V126L167 127ZM196 128H198V127H196ZM195 128V129H196ZM205 128V127H204ZM206 128H207V126H206ZM205 128V131L208 129H206ZM214 128H212V129H214ZM220 128V127H219ZM219 128H217L216 127V129H218L219 131H220V129ZM225 128H226V126H225ZM225 128L223 127V129L225 130ZM231 128V127H230ZM234 128V127H233ZM232 128V129H233ZM4 129V128H3ZM30 129V130H29ZM160 129V128H159ZM163 129H161V130H163ZM164 129V130H165ZM167 129V130H168ZM180 129V128H179ZM181 129H183V127L181 128ZM178 130L179 131V133L178 134H180L181 132L180 131H182V130ZM191 129V128H190ZM190 129H188V130H190ZM193 129L194 128H192V130H190V131H193ZM199 129V128H198ZM222 128H221V132H222V130H223ZM228 130H231L232 131V129H229V128H227ZM243 128H241V130H242ZM259 129V131H260V127L258 128ZM8 130V131H9ZM120 130V131H119ZM148 130V129H147ZM146 130V131H147ZM156 130V129H155ZM161 130L159 131L158 130V132L157 133H155V131L153 132V133H150L151 132V130H150V132H149V134L150 135H148V133H146L145 134V132H144V134L142 135V134H138L139 136H145V135H148L149 136V138L153 135V134H155V136L159 133V135H160V132H161ZM167 130H165V131H167ZM170 130V129H169ZM175 130V129H174ZM177 130V129H176ZM209 130V129H208ZM208 130H207V132H205V134L207 135V137H212L211 135H209L208 136ZM1 131V130H0ZM7 131V132H8ZM187 131V130H186ZM203 131V130H202ZM234 131H235V129H234ZM234 131H232V134L234 135ZM237 131V130H236ZM236 131H235V133H236ZM238 131H240V129L238 130ZM247 131V130H246ZM3 132V131H2ZM12 132H14V133H12ZM49 132V133H48ZM108 134H107V133ZM119 134H118V133ZM136 132H134L133 134H135ZM175 132V131H174ZM188 132V131H187ZM187 132H186V134H187ZM200 132H201V130H200ZM249 132V131H248ZM22 133V132H21ZM22 133V136L24 135ZM129 134H131L130 132H128ZM138 133V132H137ZM196 133H198L199 134V130H198V132H196ZM204 133V132H203ZM219 133V132H218ZM217 133V135H220V134H218ZM226 133V132H225ZM224 133V131H223V133H222V135L223 134H225ZM228 133H229V131H228ZM240 133L241 134H243V132H241L240 131ZM246 133V132H245ZM251 134H252V132H250ZM253 133H255V132H253ZM261 133V132H260ZM8 134V133H7ZM50 134H54L53 136H50ZM77 134H78V136H77ZM112 135L111 137H110V135ZM176 134V133H175ZM174 134V135H175ZM182 134H184V132H182ZM237 134V133H236ZM6 135V134H5ZM28 135L27 136H23V138L24 137H28ZM34 135H36V137L34 138ZM107 135H109V136H107ZM128 134H126V136H127ZM135 135H137V134H135ZM159 135H158V138L159 139H161V136L163 135V132H162V135H160V137H159ZM204 136V134H201L200 136ZM221 135V136H222ZM231 134H228V135H226V136H230ZM245 135V136H244ZM253 135V134H252ZM262 134H260V137L262 138V137H264V136H261ZM105 136H107L106 137V140H105ZM138 136V137H139ZM154 136V135H153ZM154 136V137H155ZM168 136V135H167ZM176 136V137H175ZM175 136H173V139H176V138H179V136L177 137V135H175ZM189 136V135H188ZM191 136V135H190ZM193 136V135H192ZM191 136V137H192ZM202 136V137H203ZM214 136V135H213ZM220 136V137H221ZM243 136H244V138L246 137V139H247V136L248 135H246V134H243ZM255 136H257V134L255 135ZM44 137V138H43ZM54 137V138H55ZM114 137V138H113ZM131 137H133V135H131L130 137H128V138H131ZM138 137H136V138H138ZM142 137H140V140H142ZM183 137V136H182ZM181 137V138H182ZM194 137V136H193ZM206 136H204V138H201L202 140H200V142H201V144L203 143L205 146L207 145L208 147L209 146H211L212 147V144H213V146L215 147L216 145L217 146H223V144L221 145L220 143H219V141H220V139H219V141L217 142V144L215 145V143L216 142H213L212 140H211V142H213L212 144H211V142H210V144L211 145H208V143H206V138H205ZM219 136H218V138H220ZM237 137V136H236ZM8 138V137H7ZM30 138H27V140H30ZM43 138V139H42ZM49 138V139H48ZM53 138V139H54ZM112 139V140H116L117 142L119 141V140H121V142H120V144L119 145H122L121 147H124L125 146V150H124V152H123V148H121L120 146H117V143H116V145H115V143H112V141L110 142L109 140L110 139ZM127 138V137H126ZM136 138L135 137H133V139H135V142H138L139 141V145H137L136 143H134L135 144V146L137 145L138 146V148H140L141 146H144V145H141L140 146V140H136ZM145 138H146V136H145ZM144 138V139H145ZM157 138V137H156ZM157 138V140L155 139V147H154V145L151 147V145H150V147H151V149H152V151H150V153L149 154H152L153 153V151H155L154 153H158V151L159 152H162V155H164V156H166V157H164V159L165 158H169V157H171V155L170 154H173L172 155V157L170 158V159H167V160H170L171 162L170 163H172V162H176V160H178V159H176V157H174V154L175 155H177V153L179 152V154L180 153H182V155L180 156V159L178 160L179 161V163H180V161H182V160H185L186 162H187V165H188V163L190 162V161H192L191 160V157H186V155H189V154H192L193 155V153L192 152H190V150L188 151V152H190L189 154H183V152H185V151H183L184 150V147H186V144L185 143H189L190 144V141L188 140L187 142H185V141H183V139L184 138H186V135L182 138V141L184 142V144L185 145H183L184 147H182L183 149L182 150H178L177 151V149H181V147H180V145H177L179 148H177V147H175V149L173 148V150L171 149L172 148V146L174 147L176 144H178L179 143V140L178 139H176L175 141H174V143H170L169 145L171 146V148H170V146H169V152L167 153V151H165V150H163L164 148L162 147V144H163V142L161 143V146H160V143L158 144V143H156L159 139ZM164 138H165V135H164ZM217 138V137H216ZM217 138V139H218ZM222 138H224L223 140H225V136H222ZM221 138V139H222ZM234 138H235V136H234ZM238 138H239V135H238ZM240 138H242L243 139V137H241L240 136ZM237 139L238 140V142L240 143V141H241V139ZM261 138L259 139V141L261 140ZM6 139V138H5ZM37 139V141H39ZM93 139V140H92ZM94 139H96V140H94ZM99 139H103L102 141L100 140V142H98V140ZM117 139H119V140H117ZM125 139V138H124ZM132 139V138H131ZM131 139H130V141H131ZM163 139V138H162ZM161 139V140H162ZM173 139L170 141V142H173ZM214 139V138H213ZM226 139H229V138H226ZM232 139H233V137H232ZM231 139V140H232ZM246 139H243V142H245L244 140H246ZM254 139V138H253ZM262 139H264V138H262ZM9 140V139H8ZM25 141L24 143H26L27 145L26 146H23V145H25V144H21V141ZM129 140V139H128ZM127 140V141H128ZM152 140H153V138H152ZM160 140V141H161ZM164 140V139H163ZM181 140V139H180ZM191 140V139H190ZM194 140V139H193ZM209 140H210V138H209ZM216 140V139H215ZM230 140V141H231ZM237 140H235V141H237ZM2 141H4L3 139H2V137H1V139H0V142H2ZM106 141H108L107 143H112V145H114V147L115 148H121L122 150H117V151H113L112 149H114V147L111 145V147H113V148H110V144H108L107 145V143H106ZM115 141V142H116ZM147 141V140H146ZM154 141V140H153ZM192 141V140H191ZM208 141V140H207ZM222 141V140H221ZM253 141V140H252ZM255 141V140H254ZM253 141V142H254ZM262 141H264V140H261L260 141V143L262 142ZM5 142V141H4ZM18 142H20V143H18ZM32 142H33V144H32ZM55 142H57V144H58V140L57 141H54V143ZM106 143V145H105V143ZM114 142V141H113ZM197 142H198V140H197ZM229 142V141H228ZM233 142H234V140H233ZM250 142V139H249V141L248 142H246V144L247 143H249ZM256 142H258V139H257V141ZM7 142H5V144H6ZM45 145H44V144ZM100 143H104V146H103V149H105L106 150V155H107V157H109V159H107V158H105V159H103L104 157V155H105V151H102L103 153V155L101 154V156L100 155H98V152L100 151L99 149H97V148H100V146H102V144H100ZM122 143V144H121ZM145 143V142H144ZM237 143V142H236ZM239 143H237L239 146H240V144ZM251 143V142H250ZM99 144H100V146H99ZM123 144H124V146H123ZM143 144V143H142ZM149 144V143H148ZM148 144H146L145 146H147ZM159 145L160 147L158 148L157 147V145ZM179 144H182V142L181 143H179ZM188 144V145H189ZM192 144V143H191ZM198 144V143H197ZM202 144V145H203ZM219 144V145H218ZM233 144V143H232ZM231 144V145H232ZM235 144V143H234ZM258 144H259V142H258ZM36 145V144H35ZM193 145V144H192ZM198 145H200V143L198 144ZM202 145H201V147H202ZM204 145H203V147H204ZM225 145H229V144H225ZM253 145V144H252ZM255 145V144H254ZM261 145V147H259ZM260 145H258V147L261 149L262 147H264V146H262V144H260ZM2 146H4L5 148L7 147L6 145H2ZM1 145H0V147H2ZM62 146V147H61ZM134 145H132V147H133ZM137 146L134 148H132V150L134 149V151L136 152V156L137 155H141V154H138V153H140V152H142L143 151V149H142V147H141V149L142 150H140V152H138V149H137ZM140 146V147H139ZM190 146V145H189ZM196 146V145H195ZM204 147V148H202V149H204V150H206L208 147ZM233 146V145H232ZM16 147V146H15ZM24 147H26V148H24ZM107 147H109V150L111 149V151L112 152H114L115 153V155H116V153H119V152H121V153H119L120 154V156L117 154V156H119V159L118 158H116L117 156H114V153H112L113 154V156L115 157V161H117V160H120L122 163H123V161H124V163L122 164L123 165V167H122V165H121V163H113V162H109V165H106V164H108V160H110L111 158H112V154L110 155V154H108V152L110 153L111 151H107V149L106 148ZM129 147L130 146H127V149H128V151H129ZM210 147V148H211ZM214 147H212V149H215ZM224 148L226 147V146H223ZM223 147L221 148L222 149V151H224L225 152V150L223 149ZM235 147V146H234ZM237 147V146H236ZM242 147H244L243 145H242ZM10 148H13V153H14V151L16 152V154L14 155L13 154V156H12V149H10ZM80 148V149H79ZM131 148V147H130ZM145 148V147H144ZM156 148V149H155ZM157 148L159 149L158 151H157ZM189 148V147H188ZM187 148V149H188ZM210 148H209V151H210V153H211V151L213 152V154H214V152L215 151H217V150H210ZM226 148H228V147H226ZM229 148H231V150L229 149ZM228 149L230 150V152L232 153V148L233 147H229ZM241 148V147H240ZM247 149H242L243 151L244 150H247V153L249 152H251V151H248V149H251V148H249V144H248V146L246 147ZM254 149H256L257 148V146H256V148L255 147H253ZM15 149V150H14ZM66 149V150H65ZM102 149V148H101ZM102 149V150H103ZM153 149H155V150H153ZM163 150V151H161V150ZM186 149V150H187ZM193 150H197L198 151V149H200V150H202L200 147L198 148V149H194V147L192 148ZM218 149V152L220 151V148L218 147L217 148ZM260 149H258V151H257V154H261V153H258L259 152V150ZM262 149H264V148H262ZM1 150V149H0ZM3 150V149H2ZM5 150V149H4ZM11 150V151H10ZM40 150V151H39ZM51 150V151H50ZM131 150V149H130ZM235 150V149H234ZM233 150V151H234ZM241 150V149H240ZM253 150V149H252ZM257 150V149H256ZM256 150H254V151H256ZM7 151H10V152H7ZM43 151V150H42ZM134 151H132V152H134ZM165 151V152H164ZM183 151V152H182ZM203 151V150H202ZM227 151V150H226ZM239 151V150H238ZM19 152V153H18ZM31 152V151H30ZM152 152V153H151ZM164 152V153H163ZM174 152V153H173ZM177 152V153H176ZM187 152V151H186ZM185 152V153H186ZM204 152V151H203ZM207 152V151H206ZM228 152V151H227ZM245 152V151H244ZM25 153V154H24ZM78 153H80V154H78ZM81 153H82V155H81ZM124 153V154H123ZM205 153V152H204ZM209 153V152H208ZM208 153H206V156H207V154ZM216 153V152H215ZM231 153H229L228 152V156L230 157V155H231ZM235 153H236V151H235ZM234 153V154H235ZM240 153H241V151H240ZM10 154V155H9ZM121 154H123L124 156H122ZM159 154V155H158ZM158 154H155V157H157L156 155H158V157H160L161 159L159 160L158 159V157L156 158V159H158L159 161H156V163L158 162L159 164H161V161H162V158H163V156L162 155H160V153H158ZM225 154V153H224ZM237 154H239V153H237ZM242 154V153H241ZM240 154V155H241ZM253 154H255V152H253V153H251V158L250 159H254L255 157H252V155ZM32 155V156H31ZM52 155H55V153L54 154H52ZM51 155V156H52ZM75 155V156H74ZM78 155H80V156H78ZM106 155H105V157H106ZM109 155V156H108ZM134 155H135V153H134ZM205 155V154H204ZM208 155H210V154H208ZM219 155V154H218ZM220 155H221V153H220ZM262 155H264V154H262ZM6 156V157H5ZM29 156H31L30 158H29ZM50 156V157H51ZM80 157L78 160H80V159H82L80 162H77V157ZM168 156V157H167ZM182 156H184V159H181V158H183ZM197 156H199V154L197 155ZM222 156V155H221ZM242 156V155H241ZM250 156V155H249ZM255 156H257V155H255ZM19 157H20V160H19ZM27 157H28V159H27ZM34 157V158H33ZM37 157H39V158H41L40 160H36L37 159ZM44 157H46V158H44ZM99 157V158H98ZM113 157V158H114ZM121 157H123V158H121ZM143 157H145V156H143ZM154 157V155H151V157L150 158H153ZM185 157H186V159H185ZM194 157V156H193ZM192 157V158H193ZM203 158H204V156H202ZM201 157V161H203L202 158ZM246 157L248 158V156H245V158H244V160L246 159ZM259 157V156H258ZM262 157H264V156H262ZM32 158L34 159V160H32ZM38 158V159H39ZM112 158V159H113ZM175 158V159H174ZM178 158H179V155H178ZM194 158H196V157H194ZM206 158V157H205ZM224 158V157H223ZM233 158H235V159H237L238 157H233ZM248 158V159H249ZM46 159V160H45ZM50 159V158H49ZM139 159V158H138ZM144 159V158H143ZM146 159L147 160H149L148 159V157L146 156ZM146 159H145V161H146ZM154 159V158H153ZM152 159V160H153ZM175 160V161H172V160ZM207 159H210V158H208V156H207ZM211 159H213V158H211ZM215 159H217V158H215ZM226 159H230V158H228L227 156H226ZM238 159H241V158H238ZM243 159V158H242ZM256 159V158H255ZM254 159V160H255ZM262 159H264V158H262ZM1 160V159H0ZM59 161V162H51V165H49L50 164V162L49 161ZM76 160V161H75ZM100 160V161H99ZM105 160H107V162H104ZM135 160H136V157H135ZM151 160V163H152V165L154 164V162L153 161H155V159L152 161ZM166 159L165 160H163L164 162V165H162L161 164V167L163 166L164 167V169L165 168H171V167H173V166H177V165H179V164H173V166L171 165H169L170 163H169V161H167ZM206 160V159H205ZM204 160V161H205ZM220 160V159H219ZM258 160V162H257V166L259 167V163L262 161L261 160V158H259V159H257ZM260 160V161H259ZM13 161H15L14 163H13ZM27 161V162H26ZM29 161V162H28ZM38 161H40V162H38ZM46 161H48V162H46ZM97 161H99V162H97ZM101 161H103L105 164H103V167L101 166L102 165V162ZM112 161V160H111ZM114 161V162H115ZM120 161H117V162H120ZM141 162H142V160H140ZM145 161L143 162L144 163V165L146 164L145 163ZM166 161V162H165ZM178 161H177V163H178ZM208 161V160H207ZM211 161V160H210ZM209 161V162H210ZM214 162H215V160H213ZM229 161V160H228ZM232 161V160H231ZM246 161V160H245ZM250 161V160H249ZM252 161V160H251ZM251 161H250V163H251ZM255 161H253L252 163H254V166H255ZM26 162V163H25ZM74 162H75V164L76 163H78V165H77V167L78 166H81L80 168H82V172H81V175H82V173L83 172H86V173H84L86 176H87V178H89V183H88V185H90V184H92L91 185V187H87V186H85V184H84V187L86 188V190H85V192H83L84 194H82L81 192H76L75 194L77 195V193L78 194H80L79 195V197L77 196H75V194H74V197L75 198H73V194H71V199L70 200H72V199H74V201H75V199L76 198H79L80 200L83 198V200L85 199L84 197H86V196H84L85 194L87 195V197H86V202H84L85 203V206H86V204H88L87 202L89 201V199L92 201V200H96V201H92V202H90L91 204H88V207L90 208L91 206H93L92 208H93V212L90 214H87V213H85V212H82L81 213V211H80V207H79V209H77V208H75L76 207V205L74 204V201L72 200V201H70L69 200V196H66V192L64 191L63 192V190L61 191L60 189H62L63 187H65L66 185V191H69V194H70V191H72L73 192V190H76V189H73V190H69L70 188L72 189V188H77V190H78V184L76 183L77 182V180H76V182H75V179L76 178H78V177H76V178H71L70 177V175H72V174H68L69 176H67V171L69 170V172H70V170H71V165H74ZM97 162V163H96ZM185 162V163H186ZM195 162V161H194ZM194 162H192V164H195L196 165V163L198 164L199 162H197L196 161V163H194ZM219 162V161H218ZM223 162V161H222ZM235 162V161H234ZM244 162V161H243ZM246 162H248V161H246ZM13 163V164H12ZM24 163H25V167H24ZM47 163H49V164H47ZM53 163V164H52ZM98 163L100 164L101 163V165H99V167L97 168V166H98ZM137 163H139V162H137ZM157 163V164H158ZM165 163L167 164L168 163V167H167V165H165ZM202 163H206V161L205 162H202ZM230 163H232V162H229V166H230V169H234L235 167H237L236 165H238V163H240V161H238V163L237 162H235V163H237V164H234L235 165V167L234 168H231L232 167V164L230 165ZM249 162L246 164V165H249L250 166V170H251V166H252V164H250ZM54 164H56L53 168H52V166L54 165ZM69 164V166H70V169H68V170H66V172H64V169H67V168H65V166H67ZM97 164V165H96ZM111 164H113V165H115V166H113L112 165V171L114 170L115 171V169L116 168H118V166H121V168H123V170H124V167L126 168L125 170H126V172H128V174L131 172V174L132 175H128V176H130L129 177V179H125L124 181H121V185H120V187L119 188H122V195L125 193H128L129 194V197H130V195H131V197H132V200H133V198L134 197H136L137 195H136V193H138V196L137 197H139V195H141L140 196V200L138 199V201H137V199H135L136 200V203L138 204V203H142V204H139V207L136 205V203H135V200H134V203H133V201L131 200H129V199H131V197L130 198H125V197H121V195L119 196V197H121L122 199H126L128 202H127V204L125 203V204H121V205H119V203H121V198L118 200V198H113V197H115V194H116V192H118L117 190H119L118 189V187L116 188L115 187V184H116V182H114V181H110L108 178H107V175L109 176V174H111L112 176H118L117 178H119V173L117 172V174H115L114 172H112V171H110L109 172V170L108 171H105V173H107L106 174V177L104 178L103 176L105 175V173H104V171L103 170H101V168L103 169V168H105L104 167V165H106V166H111ZM147 164H148V162H147ZM156 164V165H157ZM191 164V163H190ZM215 164V163H214ZM226 164V163H225ZM224 164V165H225ZM243 164V163H242ZM143 164H141V168L143 167L142 166ZM151 165V164H150ZM149 165V166H150ZM155 165V164H154ZM153 165V166H154ZM154 166L155 167V169H157L158 167L157 166ZM180 165L181 166H183L182 165V163H180ZM179 165V166H180ZM186 165V166H187ZM201 165V164H200ZM203 165V164H202ZM210 165H212V164H210ZM221 165V164H220ZM223 165V164H222ZM233 165V166H234ZM261 165H264V163H262ZM261 165H260V167H261ZM50 166V167H49ZM69 166H67V167H69ZM117 166V167H116ZM133 166V165H132ZM140 166V165H139ZM147 167V169H149L148 168V165H146ZM153 166H152V168H153ZM170 166V167H169ZM194 166V165H193ZM204 166V165H203ZM206 166V165H205ZM219 166V164H216V169H217V167ZM240 166H241V164H240ZM243 166H245V163H244V165ZM242 166V167H243ZM256 166V167H257ZM73 167H76V166H73ZM116 167V168H115ZM131 167V166H130ZM157 167V168H156ZM162 167V168H163ZM187 167H192L191 165L189 166H187ZM248 167V166H247ZM258 167H257V169L256 170H258ZM95 168V169H94ZM115 168V169H114ZM120 168V169H121ZM159 168H160V166H159ZM159 168L157 169V171L159 170ZM175 168V167H174ZM177 168V167H176ZM209 168V167H208ZM224 168H226V167H219V169H224ZM244 168V167H243ZM254 169H255V167H253ZM26 171L24 174H26V175H28V173H30V171H31V173H30V178L32 177L31 176V174H34V178H37V181H38V179L40 178V177H43V179H44V177H49V179H50V181H53V183H51V185L47 182V181H45V182H47V184L49 185V187H50V189L51 190H46L47 189V187L44 185V187H41L42 185H40V188L41 189H37L36 188V186L34 187L33 185V182H32V186L31 185H27L26 186V184H25V179L23 178V173L21 174V172H24V170ZM106 169H108V168H106ZM119 169V170H120ZM147 169H145L144 170V172L142 173V174H146V172H148V171H150V169L147 171ZM161 169V168H160ZM183 169V168H182ZM197 169H199L198 168V165H197ZM196 169V170H197ZM203 169V168H202ZM205 170H206V168H204ZM203 169V170H204ZM210 169V172H209V174L211 173V177H216L217 178V176L219 177H221V175H223V174H220L218 171H219V169H218V173H219V175H217L218 173H216V175H215V173L212 175V172H211V169H212V167L211 168H209ZM229 169V168H228ZM236 169V168H235ZM234 169V171H236ZM240 169V168H239ZM248 169V168H247ZM262 169H264V168H262ZM74 170L76 171V169H74L73 168V170H71V171H73L74 172ZM101 170V171H100ZM122 169H121V172L123 171ZM133 170V169H132ZM185 170V169H184ZM186 170H188V169H186ZM190 170H194V169H190ZM200 170V169H199ZM202 170V171H203ZM213 170V169H212ZM222 170H220L222 173H223V171L225 172V169L222 171ZM226 170H227V168H226ZM240 170H242V169H240ZM245 170V169H244ZM239 171V173L241 174H244L243 172H246V170L245 171ZM249 170V169H248ZM256 170L254 171V172H256ZM37 171L39 172V173H37ZM97 171H100V172H103L102 173V177H103V179L102 178H100L101 177V173H99L100 174V176H99V174H97L98 172ZM142 171H143V169H142ZM146 171V172H145ZM153 171H154V168H153ZM152 171V172H153ZM156 171V170H155ZM154 171V172H155ZM161 171V170H160ZM164 170L162 169V173H164V172H166V171H164ZM174 171V170H173ZM177 171V170H176ZM179 173H178V171H177V173L178 174H176L175 176H180V173L182 172V170H181V168L179 169ZM228 171V170H227ZM230 171H232L233 173H234V171L233 170H230ZM230 171H229V173H230ZM238 171V170H237ZM0 172H1V170H0ZM5 172V173H4ZM40 172H41V174H40ZM68 172V173H69ZM72 172V173H73ZM94 172V173H93ZM97 172V173H96ZM120 172V171H119ZM124 172V171H123ZM122 172V173H123ZM126 172H125V174H126ZM187 172V171H186ZM232 172H231V174H232ZM260 171H257L256 173H257V178H256V174L254 173V174H250L251 175V177L252 178H254V180H252V183H254L255 182V180L256 179H258V173H259ZM261 172H264V171H261ZM261 172L259 173V175L261 174ZM2 173H0L1 175H3ZM53 173V174H52ZM75 173V172H74ZM91 173V174H90ZM96 173V174H95ZM121 173V174H122ZM170 173V172H169ZM189 173V172H188ZM191 173V172H190ZM189 173V174H190ZM193 173H194V171H193ZM193 173H191V174H193ZM195 173H197V171L195 172ZM194 173V174H195ZM207 173H208V170H207ZM227 174L226 175H228V172H226ZM249 173H250V171H249ZM83 174V175H84ZM88 174L89 175H93V176H97V177H92L93 179V181L95 182L96 181V178H100V180H108L110 183L112 182H114L113 183V186L111 187V192H112V189H114L115 188V190H116V192H114L113 191V197H111V195H112V193H110V196H108V199H110L111 200V202L109 201H107L108 203V205H109V203H110V205H112V206H110L109 205V207L107 206V204H104V200L102 201V204L100 203V204H97L98 202L97 201H99L100 202V199L101 198H97V196L96 197H94L95 196V193H94V196H93V192L96 190L97 191V189L102 185V182H101V185L100 186H97L99 183L97 182L98 181V179H97V183L95 182V184H93L92 182H90V181H92L90 178V176L88 177ZM120 174V175H121ZM124 174V176H126ZM150 174H151V171H150ZM158 174H160V172L158 173ZM175 174V173H174ZM184 174V173H183ZM189 174H188V176H189ZM190 174V175H191ZM235 174H237V173H235ZM240 174H239V178H241L240 177ZM241 174V175H242ZM262 174H264V173H262ZM262 174H261V176H262ZM41 175V176H40ZM75 175V174H74ZM73 175V176H74ZM77 175H79L77 172H76V176ZM82 175V177L81 178H83V180L85 179V177L86 176H83ZM152 175V176H151ZM150 175V177H153V173ZM163 175V174H162ZM185 176H187L186 175V173L184 174ZM196 175V174H195ZM194 175V176H195ZM224 175H225V173H224ZM249 175V176H250ZM255 175V176H254ZM20 177L21 176V178H22V180H20V181H18V182H22L23 181V179H24V184H23V182H22V184L21 185H24L23 186V189H21V186H20V183H18V182H16L17 181V177ZM66 176H67V178H66ZM72 176V177H73ZM127 176V177H128ZM145 176V175H144ZM157 176V175H156ZM156 176H154V177H156ZM158 176H160V175H158ZM157 176V177H158ZM170 176V175H169ZM173 176V175H172ZM171 176V178H174V177H172ZM229 176H230V174H229ZM228 176V178H230ZM233 176H234V174H233ZM232 176V177H233ZM243 176V175H242ZM261 176H260V178L259 179H261ZM18 177V178H19ZM26 177V176H25ZM70 177V178H69ZM75 177V176H74ZM122 177V179H116V178H114L116 181L117 180H123V175L121 176ZM120 177V178H121ZM146 177V176H145ZM182 177H184L183 175H182ZM182 177H178V179H180V180H178V183H177V180H176V178H175V180H176V183L174 182L173 184L174 185H177V186H179L180 188H178L177 186H176V188H173L174 187V185H169L170 187L172 186V188L174 189V190H171L170 189V187H168V186H165V187H167V188H165V189H162L161 191H162V193H164L163 191L164 190H167V193H169V197H170V195L171 194H173V193H177V192H180V190L179 189H181V188H183V190H185V191H188L187 190V188L189 187V183H190V181H191V179H190V181H187L188 182V186L187 185H185L184 184V186H186V187H183V185L182 186H180L181 184H183V182L186 180L185 178H187V177H184V179H182L181 180V178ZM193 176H191V178H192ZM211 177H210V179H211ZM227 177V176H226ZM236 177V176H235ZM245 177H246V174H244V177H243V179H245ZM12 178H11V180H12ZM27 178V177H26ZM29 178V177H28ZM33 178V179H34ZM86 178V179H87ZM95 178V179H94ZM110 179H113V178H111V176L109 177ZM143 178V180H144V177H142ZM147 179H150V178H148V177H146ZM163 178V177H162ZM166 178V177H165ZM171 178H170V180H171ZM194 178V177H193ZM216 178H212V183H214L215 182V180H216ZM222 178V177H221ZM224 178V177H223ZM228 178H227V181H226V179H223L224 180V182H228L229 180H228ZM237 178V177H236ZM239 178H237V179H239ZM248 178V176L246 177V179ZM252 178H250V180L252 179ZM262 178H264V177H262ZM1 179H2V181H1ZM5 179V180H6ZM41 179V178H40ZM46 179V178H45ZM48 179V178H47ZM59 179V180H58ZM67 179H71V181L72 180H74V181H72V182H68V183H66L68 180ZM113 179V180H114ZM154 179V178H153ZM152 179V180H153ZM164 179V178H163ZM162 179V180H163ZM188 179H189V177H188ZM196 179V178H195ZM208 179V178H207ZM218 179V178H217ZM234 179V178H233ZM233 179H230V182L229 183H231L232 181H233ZM237 179H234V180H237ZM258 179V180H259ZM30 180V179H29ZM36 180V179H35ZM34 180V181H35ZM88 180V179H87ZM156 180H158V179H156ZM170 180H167V183L166 184H168V182L170 181ZM200 180H202L203 182H201V183H199V185L201 184L202 186L205 184V181L208 183L210 180H205L204 181V178L203 179H200ZM222 179H221V181H223ZM249 180V179H248ZM249 180V181H250ZM258 180H256V181H258ZM28 181V180H27ZM31 181V180H30ZM37 181H35V182H37ZM70 181V180H69ZM86 181V180H85ZM84 181V182H85ZM107 181V182H108ZM148 181V180H147ZM151 181V180H150ZM165 181V180H164ZM171 181H173V180H171ZM180 181H182V183L180 184L179 182ZM214 181V182H213ZM217 181V180H216ZM238 181H240L241 182V184H244V186L243 185H241V187L238 185V184H236L235 183V181H233V183L235 184V186L236 185H238L239 186V189H238V186H236L235 188L236 189H238L239 191H238V194L237 195H235L236 193H237V190H235V189H233L234 191H236V192H234L233 190H232V188H229V187H231V185H232V183H231V185L230 186H227L226 184H228V183H223V182H221V186L223 187V188H221V190L223 189H225L226 187L229 189V190H231V192L232 193H235L234 195H232L231 197L229 196V194L228 195H226V196H228L229 198H231L230 200H231V202H233V203H230V201H229V204L227 203V205H228V208H227V210H226V214H225V216L227 215V213L229 214V212L231 213L230 214V216L233 214L232 213V208L233 207H237L238 208V205H237V202L236 201H239L240 199H241V195H242V197H245V196H243L244 194V192L242 191V189L244 190V191H250V193H249V195H250V197H249V199L250 198H252L251 199V201L250 202H247L246 200H243V198L241 199V201L240 202H238V203H241L242 201L244 202H247V203H242L243 205H241L240 207H245V209H246V211H245V214L247 213L248 214V212L250 213V211H251V209H253V208H251L250 206H253V207H256L258 204H259V202H260V205L262 206V207H264V205H262V204H264V203H261V202H264V197H261L262 195H264V194H262L261 192L262 191H264V190H260V193H261V195H260V193H258L259 195L258 196H260V197H258V196H256L257 198H259V199H261L262 201H259V199L257 200L258 201V204H255L256 203V200H254L253 202H255V203H252L253 205H251V202H252V200H253V198H254V194H253V196L251 197V190L253 189L254 190V187H255V185H258V184H256V183H254V186L253 185H250V182L249 181H247L248 183H242V182H244L243 180L241 181V180H237V182ZM254 181V182H253ZM260 181H262V180H260ZM12 182H15L16 184H17V187L15 186L16 184L15 183H13V184H7V183H12ZM40 182H41V180H40ZM42 182H44V181H42ZM44 182V183H45ZM55 182H58V185H62V184H65L66 183V185H64V186H57V189H59V191L56 189V191H58L59 192V196H61L62 198H64V199H66V201L64 202V200H62L61 198H59L58 199V201H60V202H56V199L59 197V196H56V194H55V200H54V202H55V204H51V202L50 201H47V199L48 200H50L49 198H51V197H48V196H45V191H44V188H45V190H46V194L47 195H49V194H53L52 193V184L53 185H55ZM73 182H75L76 184H75V186H72L73 185ZM106 181L104 182L105 184L107 183ZM131 182V183H130ZM141 183H143L142 182V180L140 181ZM152 182V181H151ZM158 181H156V182H154L155 184L157 183ZM187 182H186V184H187ZM211 182H209L208 183V185L211 183ZM30 182H28V184H29ZM39 183V182H38ZM36 184L37 186H39V184ZM43 183V184H44ZM72 184V185H70V184ZM85 183H87V181L85 182ZM103 183V184H104ZM109 183V184H110ZM120 183V181L118 182L117 181V184H116V186L118 185ZM140 183V184H141ZM149 183V182H148ZM154 183H152V185H154ZM170 184H172L171 182H169ZM211 183V184H212ZM251 183V184H252ZM259 183V182H258ZM70 185V188L67 190V188L69 187V185ZM82 184H83V182H82ZM108 184V183H107ZM127 184H125V187H129V186H127ZM140 184H139V186H140ZM179 184V185H178ZM196 184H198V182H196ZM195 184V185H196ZM215 184V183H214ZM220 184V183H219ZM224 184L226 185V186H224ZM233 184V185H234ZM248 184L250 185V187L252 186L253 188L251 189L250 187L248 188V187H245V186H248ZM15 186L14 188L13 187H11V186ZM47 185V186H48ZM57 185V184H56ZM87 185V184H86ZM94 185V186H93ZM191 185H192V183H191ZM195 185H193L194 187H196ZM198 185V186H199ZM200 185V186H201ZM205 185H207V184H205ZM261 185V188L262 187H264V186H262V185H264V184H260ZM72 186V187H71ZM104 186V185H103ZM100 187L99 189H98V192H96V194L98 193V194H100V195H102L101 194V192H104L103 191V188H107V187ZM149 186H150V184H149ZM148 186V187H149ZM154 186V187H155ZM163 186V185H162ZM192 186V187H193ZM200 186H199V188H200ZM201 186V187H202ZM210 186V188L209 189H212V187H213V184L212 185H209ZM217 186V187H216ZM220 186V185H219ZM218 185H214V187H213V190H212V193H210L211 192V190H205V191H208V192H206V194H208V193H210V194H213V195H215V197H216V194H219L220 196H219V198L222 200V198L223 197H221L222 195H224L223 194V190L220 192V189H218V188H220ZM59 187V188H58ZM96 187H97V189H96ZM136 187V186H135ZM142 187V186H141ZM164 187V186H163ZM206 188V186H203V188ZM216 187V188H215ZM225 187V188H224ZM233 187V186H232ZM243 187V188H242ZM39 188V187H38ZM53 188H54V186H53ZM55 188H56V186H55ZM198 188V189H199ZM203 188H202V190H203ZM208 188V187H207ZM218 189L219 190V192L218 193H215L214 192V190L215 189ZM240 188H241V190H240ZM245 188H247V190L245 189ZM64 189V188H63ZM91 189V191H89ZM92 189H93V192H92ZM123 189H124V191H123ZM161 189V188H160ZM160 189H159V192H161L160 191ZM168 189H170V192H171V194H170V192H168ZM179 190V191H175V190ZM196 189H197V187H196ZM198 189L195 191L196 193H194V191L193 190H191L188 194H196L195 196H196V198H200V196L201 195H197V191H198ZM228 189H225V190H227V191H229ZM259 189V188H258ZM18 190H20V191H18ZM40 190V191H39ZM42 190H43V192H42ZM65 190V189H64ZM88 190V191H87ZM100 190H102L101 192H100ZM182 190V191H183ZM5 191V192H4ZM23 191V192H22ZM28 191H32V193H34V194H32V195H35V198H36V195H39L40 194V196L38 197L37 196V198H39V199H36V200H33V199H35V198H32V201L34 202L33 204H31V194H28V195H26V192H28ZM35 191H36V193H35ZM184 191V192H185ZM200 191V190H199ZM210 191V192H209ZM20 192V193H19ZM38 192H42V193H39L38 194ZM53 192H55V191H53ZM58 192H57V194H58ZM62 192V193H61ZM75 192V191H74ZM151 192L149 193L150 195H151ZM154 191H153V193L155 194H153L154 195V197L156 196V193H155ZM173 192V193H172ZM200 192H202V193H204V195H205V192L204 191H200ZM225 192V191H224ZM243 192V193H242ZM247 192V193H248ZM256 192L257 191H254V193L256 194ZM8 193V194H7ZM132 193V192H131ZM140 193V194H139ZM162 193H158V195H160V196H162ZM166 193V192H165ZM165 193H164V195H165ZM228 193V192H227ZM231 193V194H232ZM247 193H245V194H247ZM252 193H253V191H252ZM17 194H19V195H17ZM41 194H42V197H41ZM89 194H91L90 195V197H89ZM148 194V195H149ZM187 194V193H186ZM222 194V195H221ZM230 194V195H231ZM7 195V196H6ZM15 195H17V196H15ZM45 197H44V196ZM54 195V194H53ZM83 195V196H82ZM99 195V196H100ZM158 195L155 197V199L156 198H158ZM174 195V194H173ZM173 195H171L172 197H173ZM176 195H178V193L176 194ZM175 195V196H176ZM182 195V194H181ZM203 195V194H202ZM213 195H211L210 197H209V195L207 196V197H205V198H208L209 197V199L213 196ZM240 195V196H239ZM29 196V197H28ZM52 196V195H51ZM102 196H105V194H103ZM126 196H128V195H126ZM183 197L184 196H186V195H182ZM192 196H194V195H192ZM191 196V197H192ZM198 196V197H197ZM218 196V195H217ZM225 195H224V197H226ZM236 196V197H235ZM240 197V199L239 200H236L237 199V197ZM48 197V198H47ZM82 197V198H81ZM91 197H92V199H91ZM117 197V196H116ZM165 197V196H164ZM162 197L163 199H157V200H161L162 202L165 200L167 203L169 202L170 203V201L167 199V197ZM172 197H170V198H172ZM214 197V196H213ZM213 197H212V199H213ZM214 197V198H215ZM233 197V198H232ZM247 197H248V195H247ZM246 197V199H248ZM19 199H20V197H18ZM18 198H16L18 201H20ZM42 199V201L46 198V200H44V204L46 205V206H42V201H41V199ZM96 198V199H95ZM103 198V197H102ZM149 198V197H148ZM169 198V199H170ZM173 198H175V197H173ZM172 198V199H173ZM178 198H180L181 199V201L182 200H184L183 198H181V197H179V195L174 199V200H171V206H167L166 207V209H164L163 207H165L166 205H164V203H165V201L162 203V202H160V205H161V203H162V205L163 206H161L162 208L160 209L159 208V206L155 203V208L156 207H158L159 209L158 210H156L152 205H151V202H148V203H150V206L151 207H149V208H154L155 210V213H157L156 211H158V216L157 217H155V216H152L150 219H149V216H145V215H147V214H149L148 212L149 211H151V209H149L148 210V206L146 205V207H147V210H148V212H146V210L144 209V211H145V213H147V214H145L143 211H142V214L144 215V217H146V219L148 220H150V222H152V223H146V222H148V221H145V219L143 220L141 217H143V215L142 216H139V215H141V213L139 214L138 213V211L140 210H143V209H140L139 208V210L136 212L137 213V218H134V219H138L139 220V218H141L142 220H143V223H142V221H140L141 223H140V227L138 226V225H136V226H138V227H134L133 228V230H135L136 228H141L142 227V225L144 224V223H146L147 225H145L144 224V226L143 227H145V228H149V230H151L152 231V228L151 227H153V231H152V234L154 233V235L153 236H151V237H149V235H148V237H149V239H152V241L151 242H153V241H155L154 243H156V241H157V243L158 242H160L161 243V245L163 246L164 244H165V242L163 243V242H161V241H159L158 239H160L159 237L158 238H156V236H159V234H160V232L159 231H161V228L159 227V229L160 230H157V228H156V224L157 225H161V224H159L160 223V221L162 222V220H165L164 219V215H165V217H167L168 219H167V221L169 220V218H171V217H173V218H171L172 220H170L171 221V223H170V226H174V227H177L178 226V229L179 230H177V232H176V238H175V232H173V230L175 231V229H173L172 227L171 228H169L170 226H168V228L166 229H163V231L164 232H162L163 234V236H165V234L164 233H166L167 234V232L165 231V230H171V229H173L171 232H173V233H171V232H169L168 233V235H170V237L172 236V235H174L173 236V238L175 239V242H176V239L178 238V239H180L181 240V238H182V240H181V242H185L186 241V245L188 246V243H190V240L188 239V241L185 239V235L186 234H184L183 235V233L181 234V232L183 231H181V229L180 228H183L184 226H182L183 224H181L180 225V223H184L183 221L182 222H180L179 221V219L182 217H184V216H186V214H185V212L188 214V212H191V209L192 210H194L195 209V213L196 214H198L199 215V212H200V215L202 216V214H201V212H205V211H203V210H208L209 211V209L211 208V206H212V208H211V211L212 210H215V211H213L214 213H215V215H216V217L218 216V217H222V212H223V214H224V210L226 209V207H227V205H226V207H225V209H224V207L222 208L223 210H221L220 208H216L215 207V209H213V207L214 206H216V204L212 201V199L209 201L208 199V201L206 200V202H208L207 204H202L201 202V204H202V206L200 205H198V206H196V204H194V203H196L198 200H195L194 199V197H193V199H194V201L195 202H193L192 200V204H194L197 208H194V205H192L191 203H190V201L188 202V201H186V202H184V201H182V203L187 207L188 205V207L187 208H189L188 210H187V208L185 207V206H183L182 205V207H180V205L178 206V207H180L181 209H178V207H175L174 205L176 204L175 202H178ZM187 198V197H186ZM203 198V197H202ZM218 200H216V199H214V201L216 202V201H218V203H220V199L218 198V197H216ZM227 198V197H226ZM235 198V199H234ZM256 198V199H257ZM16 199L14 200V202H16L17 203V201H16ZM79 199H78V201L76 200L75 201V203L77 204V205H79ZM104 199V198H103ZM154 198H152V200H153ZM204 199V198H203ZM233 199V200H232ZM51 200L53 201V198H51ZM88 200V201H87ZM102 200V199H101ZM126 200H124V201H126ZM151 200V199H150ZM177 200V201H176ZM187 200H189L188 198H187ZM201 201H202V199H200ZM225 200H227V199H225ZM225 200H223V201H225ZM31 201V202H30ZM48 203H47V202ZM82 201V200H81ZM146 201H148V199L146 200ZM173 201H175V202H173ZM204 201V200H203ZM213 202V204H215V205H211V203ZM3 202H5V203H3ZM71 202V204H69ZM78 202V203H77ZM97 202V203H96ZM153 202V201H152ZM159 202V201H158ZM211 202V203H210ZM20 203V204H21ZM93 203H95V205L93 204ZM131 203H133L134 205H136V207L134 208V205L133 204H131ZM146 204H148L147 202H145ZM181 203V204H182ZM186 203H187V205H186ZM188 203H190V204H188ZM200 203H198L197 202V204H200ZM209 203H210V207H204L205 205L207 206H209ZM236 204V206H235V204ZM18 204V203H17ZM29 204H31V205H29ZM35 204H36V206H35ZM43 204V205H44ZM73 204H74V206H73ZM83 204V203H82ZM153 205H154V203H152ZM172 204H174V205H172ZM221 204V203H220ZM219 204V205H220ZM232 204H234V205H232ZM244 204H246V205H244ZM249 205V207H248V209H247V207L246 206H248ZM256 206H255V205ZM19 205V204H18ZM48 205V206H47ZM81 205V204H80ZM140 205H142V206H140ZM192 205V206H191ZM222 205V204H221ZM225 205V204H224ZM232 205V207L230 208L229 206H231ZM15 206V207H14ZM28 206V208H26ZM33 207V206H35V208L32 210V211H29V209H30V207ZM41 206V207H40ZM107 206V207H106ZM177 206V205H176ZM260 206V208L262 209V207ZM9 207V208H8ZM21 207H22V209H21ZM42 208V207H44V208H42V210H46V211H40L39 209H37L36 210V208ZM82 207H83V205H82ZM138 207V208H137ZM169 207V208H168ZM191 207V208H190ZM218 207V206H217ZM10 208H12L13 209V211H12V209L10 210V211H12L14 214H15V216L16 217H13V215H11V214H7V212L5 213V211H9V209ZM85 208V207H84ZM86 208H87V206H86ZM132 208H134V209H132ZM145 208V207H144ZM175 208L177 209L176 211H178V212H176L175 211ZM183 208H185V210H187V211H185L184 212V210H183ZM194 208V209H193ZM201 208H203L201 211H199ZM205 208V209H204ZM230 208V209H229ZM250 208V209H249ZM258 208H259V206H258ZM257 207H256V210L258 209ZM25 210V212H23L22 214H21V211L20 210H22V211H24ZM28 209V211L30 212V213H32V216H33V218L32 219H34V221L33 220H31L30 218H28V217H26L25 215H27L28 216V213H26V210ZM124 209V210H123ZM217 209V210H216ZM218 209L219 210H221V212H219L218 211ZM239 209V208H238ZM244 209V210H245ZM261 209L259 210H257L259 213L261 212ZM0 210H1V208H0ZM14 210H15V212H14ZM18 210V211H17ZM31 210V209H30ZM36 210V211H35ZM49 210V211H48ZM159 210L161 211L160 212V214H162V212L164 213V212H166V213H164V215H161V216H163V219H160L161 218V216H159ZM167 210V211H166ZM175 212V213H172L173 211ZM181 210V211H180ZM190 210V211H189ZM197 210V211H196ZM230 210V211H229ZM244 210H243V212H244ZM256 210H254V212L256 211ZM262 210H264V209H262ZM27 211V212H28ZM38 211H40L39 212V215L37 214L36 215V213L35 212H38ZM84 211H86V210H84ZM88 211V210H87ZM86 211V212H87ZM120 211V212H119ZM122 211V212H121ZM153 211V212H154ZM170 211H171V213H170ZM184 213H183V212ZM208 211H207V213H208ZM240 211V210H239ZM16 212H19V214H21V215H16ZM42 212H43V216L42 215H40V214H42ZM45 212H48L49 213V215L47 214V213H45ZM151 213V214H154V213ZM211 213V214H214V213ZM238 212V211H237ZM253 212V211H252ZM252 212H251V215H252ZM253 212V213H254ZM258 212H256V213H258ZM262 212H264V211H262ZM10 213V212H9ZM53 213V214H52ZM63 213V215L65 214L66 216V220L63 218V215H61ZM78 213H81V214H78ZM128 213H130V214H128ZM169 213V217L168 216H166V214H168ZM178 213V214H177ZM181 215H183V216H181ZM193 212H191L189 215L191 216V214H192ZM217 213H219V214H217ZM175 214H176V216H175ZM205 214V213H204ZM211 214H208L209 216L211 215ZM244 214V213H243ZM243 214L241 215V217L243 216ZM244 214V215H245ZM6 215H8L7 217L8 218H6L5 216ZM135 215V214H134ZM154 215H156V214H154ZM179 215L181 216V217H179ZM189 215H187L186 217H188ZM234 215H236L237 216V214H234ZM254 216L256 215L255 213L253 214ZM260 215H262V216H264V214H258L257 215V217L259 218L260 217ZM29 216H31V214L29 215ZM36 216V217H35ZM37 216L39 217V219H38V223H39V220H40V217H41V222H42V219L43 218H45V219H48L49 221H51L52 220V217H53V221H52V224L51 223H49V222H47V221H43L40 225H41V229H39L40 227H38V223H37ZM51 216V217H50ZM60 216H62L61 218H60ZM171 216V217H170ZM189 216V217H190ZM193 216V215H192ZM207 216V215H206ZM229 216V215H228ZM235 216V217H236ZM240 216V215H239ZM47 217V218H46ZM118 217H120L119 219H118ZM135 217V216H134ZM139 217V218H138ZM143 217V218H144ZM148 217V218H147ZM154 217V218H153ZM177 217H179V218H177ZM194 217H195V215H194ZM215 217V216H214ZM234 217V218H235ZM36 218V219H35ZM157 218H159V220L157 219ZM177 218V219H176ZM240 218V217H239ZM249 218H251V217H249ZM253 218V217H252ZM8 219V220H7ZM26 219H28V220H26ZM44 219V220H45ZM127 219V218H126ZM131 218H128V220H130ZM151 219H156V220H158L157 222L158 223H156V221L154 220V221H151ZM176 219V220H175ZM189 219V218H188ZM215 219H217V218H214V221H215ZM219 219L220 218H218V223H217V226H220V228L219 227H216V229H213V230H217V228H219V229H222L221 228V225H218V224H220L219 223ZM225 219V218H224ZM242 219V218H241ZM241 219H237L236 220V218H235V224H236V227H237V225L240 223V220ZM256 219V218H255ZM5 220V221H4ZM7 220V221H6ZM19 220V221H18ZM35 220H36V222H35ZM65 220V221H64ZM125 220V219H124ZM127 220V221H128ZM138 220H135V222L136 221H138ZM174 220H175V222H174ZM207 220H208V218H207ZM206 220V221H207ZM261 222H260V221ZM127 221H126V223H127ZM133 221V217H132V220H131V222ZM145 221V222H144ZM166 221V220H165ZM178 221V222H177ZM188 221V220H187ZM193 221V220H192ZM217 221V220H216ZM225 221V220H224ZM244 222L245 221V219L243 218V220H241V222ZM258 221L260 222V223H262V227H264V218H259L258 219ZM13 222V223H12ZM15 222V223H14ZM32 222V223H31ZM44 222H46L47 224L49 223L50 224V226H49V224H48V226L51 228V230H50V228L48 227V226H43V225H47L46 223H44ZM118 222L120 223V224H118ZM123 222V221H122ZM177 222V226H175L174 225V223H176ZM204 222H205V220H204ZM230 222V221H229ZM238 222V223H237ZM256 222H257V220H256ZM38 224L37 226L36 225H33V224ZM125 223V222H124ZM124 223H123V227L124 226H126V224L124 225ZM134 223V222H133ZM132 223V224H133ZM138 223V222H137ZM156 223V224H155ZM188 223V222H187ZM212 223V222H211ZM10 224V222L8 223V226L9 225H11ZM127 224H130L131 225V223L129 222V223H127ZM151 224H153L152 226H151ZM179 224V225H178ZM192 224V223H191ZM206 224V223H205ZM213 224H214V222H213ZM230 224H231V226L232 225H235V224H233V222H230ZM39 225V226H40ZM51 225H53V226H51ZM54 225H55V228H54ZM169 225V224H168ZM185 225V224H184ZM199 225V224H198ZM209 225V226H208ZM208 227L210 228V223L208 222ZM239 225H241V224H239ZM238 225V226H239ZM0 226H1V223H0ZM34 226H36V228H37V230H35L34 228H33V230L34 231H37V232H33V230H32V233L30 234V232H29V230L31 231V227H34ZM57 226V227H56ZM122 226V225H121ZM133 226H135L134 224L133 225H131V227H129V226H127V229L129 228V232H128V234H132V231H131V229H132V227ZM148 226V227H147ZM154 226H155V228H154ZM166 226H167V224H166ZM181 226V227H180ZM224 226V225H223ZM7 227V226H6ZM11 227V226H10ZM47 227V228H46ZM53 227V228H52ZM165 227V226H164ZM208 227H206V228H208ZM236 227H235V229H236ZM119 228V229H118ZM163 228V227H162ZM205 228V227H204ZM206 228H205V230H206ZM211 228H212V226H211ZM231 228V227H230ZM229 228V229H230ZM240 228H242V225H241V227ZM240 228H239V230H240ZM24 229V230H23ZM122 229H124V228H121V231H122ZM125 229H126V227H125ZM126 229V230H127ZM139 229H137L138 231H139ZM143 229V228H142ZM147 229H145L146 231H147ZM185 229V228H184ZM253 229V228H252ZM7 230H10L12 233H9ZM25 231V233H27V234H29L28 236H27V238H26V236L24 237L23 235H24V232L23 231ZM27 230V231H26ZM72 230H73V232H75V233H72ZM155 230H157L156 232L157 233H159V234H157V233H155ZM212 230V229H211ZM210 230V231H211ZM226 230V229H225ZM238 229H237V231H239ZM255 230H256V228H255ZM254 230V231H255ZM53 231V233H51ZM124 231V230H123ZM131 231V232H130ZM138 231L137 232H135V235H137V233H138ZM146 231H145V233H146ZM179 231H180V235L182 236H184V237H181L180 238V235L178 236V234H179ZM219 231V230H218ZM218 231H217V233H218ZM235 231V230H234ZM241 231V230H240ZM239 231V232H240ZM259 231V230H258ZM257 231V232H258ZM16 232H18L19 233V236L17 235V238L15 237L14 238V236L16 235ZM20 232H22V233H20ZM51 233V234H49V233ZM125 232H127V231H125ZM142 233H144V231H141ZM188 232H190V231H188ZM198 232V231H197ZM209 232V231H208ZM208 232H207V235H208ZM221 232V231H220ZM223 232V231H222ZM230 232H232V229L230 230V231H228L227 233H230ZM260 232V231H259ZM262 232H264V231H262ZM17 233V234H18ZM40 233V232H39ZM42 233V232H41ZM46 233V234H45ZM48 233V234H47ZM142 233H140L139 232V234H138V236H140V237H142L141 235H142ZM147 233H150V232H148L147 231ZM196 233V232H195ZM215 233V232H214ZM253 233V232H252ZM10 234H13V235H10ZM26 234V235H27ZM61 234H65V235H62L61 236ZM77 234H78V236H77ZM151 233H150V235H152ZM220 234V233H219ZM225 234V233H224ZM223 234V235H224ZM257 234V233H256ZM34 235V236H35ZM48 235V236H47ZM59 235V236H58ZM117 235H119V236H117ZM144 235V234H143ZM205 235V234H204ZM228 236H229V234H227ZM69 236V237H68ZM78 238H77V237ZM167 236V235H166ZM210 236V235H209ZM219 236H222V235H219ZM225 236V235H224ZM228 236H225V237H228ZM5 237V238H4ZM13 238V240H12V238ZM68 237V239H67V242H64V241H66V238ZM116 237H117V239H116ZM118 237H122V238H119V240L121 239V241H119L118 240ZM125 237L127 238L126 240H125ZM134 237V236H133ZM139 237V238H140ZM143 237H145V238H148V237H146L145 235L143 236ZM153 237H155L154 239H157V240H153ZM169 236H168V240L170 241L171 240V242H168L170 245H171V243H172V245L175 243H173L172 242V237L170 238ZM212 237V236H211ZM231 237V236H230ZM38 241V243H37V246H36V243L34 242V240L35 239ZM124 238V239H123ZM144 238V239H145ZM183 238H184V240H183ZM220 237H218V239H219ZM224 238V237H223ZM4 239H8V240H4ZM33 239V240H32ZM48 239H49V241H48ZM65 239V240H64ZM75 239V240H74ZM142 240H143V238H141ZM149 239L147 240V241H149ZM166 239H167V237H166ZM174 239H173V241H174ZM211 239H213V238H211ZM216 239V238H215ZM222 239V238H221ZM221 239H220V241H221ZM11 240V241H10ZM22 240V241H23ZM46 240V241H45ZM63 242H62V241ZM73 240H74V242H77V243H73ZM102 240V241H101ZM110 240H112L111 242H110ZM125 240V241H124ZM146 240H144L145 242L144 243H140V245L141 244H147L146 243ZM160 240H162V241H164L165 240V237H164V240H163V237H162V239H160ZM179 240V241H180ZM62 243H61V242ZM82 241H83V243H82ZM106 241H109V242H106ZM212 241V240H211ZM3 242H5V243H3ZM56 242V243H55ZM81 242V243H80ZM139 242V241H138ZM180 242V243H181ZM15 243H12L14 246H15ZM31 243H32V245H31ZM33 243H35V247H33L34 246V244ZM40 243V244H39ZM112 243H113V245H112ZM150 243V242H149ZM160 243H158V244H160ZM163 243V244H162ZM167 243V242H166ZM167 243V245L166 246H168L169 244ZM215 243H216V241H215ZM11 244V243H10ZM12 244L10 245V248H11V246H12ZM83 245V249H82V247H81V251L79 250V252L76 250V248H78L79 246H82ZM84 244H86V247H84ZM106 244H109V250L110 251H108V249H106V247L108 248V245L106 246ZM137 244V243H136ZM177 244H178V242H177ZM181 244H183V246H185L184 245V243H181ZM223 244V243H222ZM42 245V246H41ZM76 245H77V247H76ZM89 245V246H88ZM119 245V244H118ZM124 245L125 246H127V248H125L124 247ZM123 246H121V247H124V249H129V248H131L132 247V245H130V246H128L129 245V243H128V241H127V244H124ZM150 245V244H149ZM153 245V244H152ZM169 245V246H170ZM180 245V244H179ZM38 246V247H39ZM116 246V245H115ZM114 246V247H115ZM135 246H138V244L137 245H135ZM142 246V245H141ZM154 246H155V244H154ZM160 247L159 245H156V247ZM166 246H163V248L164 247H166ZM192 246V245H191ZM219 246H221V245H219ZM240 246V245H239ZM27 247V248H26ZM30 247V249H32V251L30 250V249H28ZM32 247V248H31ZM87 247H89L88 249H86ZM117 247V246H116ZM119 247V246H118ZM133 247H134V245H133ZM132 247V248H133ZM156 247H154V248H156ZM174 248H176V249H178V247H175V246H173ZM222 247H223V245H222ZM242 247V246H241ZM22 248H26V250H28V251H30V253L29 252H26L24 249H22ZM80 248V247H79ZM103 248H105L106 249V251H108V253L109 252H111L109 255L108 254H106V256L103 254ZM131 248V249H132ZM139 248H140V246H138V250H139ZM145 248V247H144ZM166 248H169V247H166ZM166 248H164V251L165 250H167ZM181 248V247H180ZM184 248V247H183ZM186 248V247H185ZM189 248V247H188ZM239 248V247H238ZM13 249H16V250H13ZM20 250L19 252H16L17 250ZM38 249V248H37ZM134 249H135V247H134ZM137 249V248H136ZM141 249H143V246L141 247ZM170 249H172V247L171 248H169L168 250H170ZM176 249H175V251H176ZM211 249V248H210ZM228 249V248H227ZM248 249H249V247H248ZM94 250V251H93ZM96 250V251H95ZM101 250V251H100ZM123 250V249H122ZM127 250H126V252H127ZM130 250V249H129ZM157 251H158V249H156ZM167 250V251H168ZM179 250V249H178ZM235 250H237V249H235ZM235 250H233L232 252H235ZM239 253H241V252H243V251H241L242 249L241 248H239ZM14 251H15V253H14ZM23 251V252H22ZM77 251V252H76ZM124 251V250H123ZM131 251V250H130ZM129 251V252H130ZM163 251V250H162ZM173 251H174V249H173ZM229 251V250H228ZM238 251V250H237ZM236 251V252H237ZM249 251V250H248ZM36 252H37V250H36ZM35 252V254H37ZM119 252H121L122 253V251L120 250ZM137 252V250H135L134 251V253H136ZM152 252V251H151ZM154 252H156L155 250H154ZM158 252H160V251H158ZM202 252V251H201ZM225 252V251H224ZM232 252H229L230 254L232 253ZM11 253V254H10ZM104 253H106L105 252V250H104ZM124 253V252H123ZM131 253H133V251H131ZM137 253H139V252H137ZM162 253V252H161ZM174 253V252H173ZM176 253V252H175ZM178 253H179V251H178ZM211 253V252H210ZM244 253V252H243ZM28 254H30L29 256V258L27 257L28 256ZM34 254V255H35ZM87 254V255H86ZM92 254V255H91ZM97 254V255H96ZM103 254V255H102ZM129 254V253H128ZM148 254H150V252L148 253ZM147 254V255H148ZM152 255H153V253H151ZM150 254V256H148L147 257V259H145V260H148V262H149V260L150 259H148L149 257H151L152 255ZM160 254V253H159ZM193 254V253H192ZM242 254V253H241ZM241 254H239V255H241ZM124 255H127L126 253L124 254ZM123 255V256H124ZM132 255V254H131ZM155 255V254H154ZM158 255V254H157ZM163 255V254H162ZM166 255H167V253H166ZM165 255V256H166ZM169 255L170 256H168L169 258L172 256H175L176 257V259H177V256H178V254H170L169 253ZM181 254H179V256H180ZM185 255V254H184ZM201 255H202V253L201 254H199V255H197V256H200L199 257V260H202L204 257H206V256H202L201 257ZM233 255V254H232ZM236 255H238V254H236ZM64 256V257H63ZM92 256V257H91ZM105 256V257H104ZM109 256H115V257H110L112 260H113V258H116V261H111V262H109L110 261V258H109ZM122 256V257H123ZM136 256H137V254H136ZM135 256V257H136ZM146 256V255H145ZM144 256V257H145ZM217 256H218V254H217ZM217 256H215V257H217ZM231 256V255H230ZM104 257V258H103ZM106 257H108L106 260L108 261H105L104 259L106 258ZM156 257V256H155ZM164 257V256H163ZM167 257V256H166ZM165 257V258H166ZM168 257H167V260H165V261H168ZM175 257H173L174 259H175ZM186 257V256H185ZM210 257V256H209ZM208 257V258H209ZM214 257V256H213ZM220 257V256H219ZM232 257V256H231ZM230 257V258H231ZM234 257V256H233ZM237 257V256H236ZM240 257V256H239ZM241 257H242V255H241ZM248 257V256H247ZM259 257V256H258ZM258 257H257V259H258ZM262 257H264V256H262ZM28 258V259H27ZM37 258H39L38 257V255H37ZM63 258H65V259H63ZM125 258H127V260H128V258H129V256H125V257H123V259L125 260H123V259H121L123 262V264L125 263V264H128L129 262L125 259ZM134 257H132L131 259H133ZM156 258H158V256L156 257ZM161 258H162V256H161ZM172 258V259H173ZM179 258V257H178ZM201 258V259H200ZM235 258V257H234ZM234 258H231V259H227L228 261H230V260H232V259H234ZM252 258V257H251ZM6 259V260H5ZM103 259V260H102ZM176 259L175 260H172V261H174L173 262V264H175V261H176ZM179 259H181V257L179 258ZM185 259V258H184ZM62 260V261H61ZM63 260L65 261V263L63 262ZM100 260V261H99ZM102 260V261H101ZM135 260V259H134ZM133 260V261H134ZM152 260V261H151ZM150 261L151 262H149L150 264L153 262V260L155 261L156 259H151ZM160 260H162V259H160ZM182 260V259H181ZM188 260V259H187ZM197 260V259H196ZM205 259H203V261H204ZM209 263H210V261L212 260H208V259H206ZM234 260H236V259H234ZM234 260H232L233 262H231V263H233V264H235L234 263ZM248 260V259H247ZM105 261V262H104ZM130 261V260H129ZM137 261V260H136ZM135 261V262H136ZM180 261V260H179ZM185 262H186V260H184ZM190 261H191V264H194L195 262H193V261H195V260H191L190 259ZM190 261H188V263H190ZM241 261V260H240ZM249 261H250V258H249ZM1 262V261H0ZM7 262V263H6ZM116 262V263H115ZM119 262H120V259H119ZM127 262V263H126ZM159 262V261H158ZM161 262H163V261H161ZM161 262L159 263V264H161ZM170 262H171V259H170ZM177 262V261H176ZM193 262V263H192ZM200 262V261H199ZM208 262H207V264H208ZM227 262V261H226ZM238 262V261H237ZM257 262V261H256ZM255 261H254V263L252 262H250V264H259V262H257L256 263ZM2 263H0V264H2ZM121 263V262H120ZM131 263V262H130ZM134 263V262H133ZM145 264L146 263V261L145 262H142V263H139V264ZM198 262L196 261V264H197ZM200 263H202V262H200ZM214 263H215V261H214ZM231 263H229V264H231ZM134 264H137V262L136 263H134ZM147 264V263H146ZM178 264V263H177ZM180 264H185V263H180ZM203 264H206V263H203ZM217 264V263H216ZM218 264H220V261H219V263ZM223 264V263H222ZM238 264H240V263H238Z\"/></svg>", "mask_w": 264, "mask_h": 264}, {"label": "rangeland", "instance_id": "obj_2", "mask_svg": "<svg viewBox=\"0 0 264 264\" xmlns=\"http://www.w3.org/2000/svg\"><path fill=\"white\" fill-rule=\"evenodd\" d=\"M75 1H76V2H75ZM99 1H100V0H99ZM99 1H97V0H95V1H94V0H86V1H85V0H84V1H83V0H73L74 7H75L76 11H77V10H80V11H77L78 16H79V19H81L82 17L87 18L86 15H83L84 13L86 14V11H87V9H88V8H86L87 6H90V8H89L88 10H92V9L94 10V11L92 10L93 13H91V11H90L89 13H87V16H89V17L91 16V17H92V18L90 17L89 20L87 21V22H88V25H86L87 22L85 23L86 20H85L84 18H82V19L80 20L81 23L84 22V23H82L83 27H84V25H85V27H87V26L90 27V28H88V27L85 28V27H84V28L87 29V30H83L82 32H79L80 34H81V33H84L85 31H90V32H92V30H93L92 35H95V31H94V30H95V29L98 30L97 24H98L99 22H98V23H95V22H94V20H95L94 18H95V17H96V18L99 17L98 14L100 15V12H102V13L105 12L104 9H101V10L98 9V8H99V4L102 5L101 2L99 3ZM101 1H103V0H101ZM111 1H112V0H111ZM114 1H115V3H116V0H113V2H112V4H111L112 10H111L110 7H107V8H110L109 10H111L112 12H115V13H116V11H114V7H115L114 5L117 4L116 6L121 7L122 5H124V2L126 3L128 0H127V1H126V0H123V1H124V2H122L123 4H120V5L118 4V0H117V3H116V4H114ZM130 1H131V0H130ZM184 1H185V0H184ZM184 1H183V2H184ZM214 1H216V0H214ZM214 1H213V2H214ZM234 1H235V2H234ZM234 1H233V0H227V2H226V1H224V0H218V2L221 3V5L225 4V7H223L224 9L222 8V10H225V11L227 12V11H228L227 8L230 9V11H228L227 13H226L225 11H222V10H221V12H220V9H219V8H221V5H220V3H217V1L215 2V5H214V6H217L216 8L219 9V10H217V9L214 10V8L212 7L211 9H208L209 12H208V11L205 12V9H206V8H205V9L203 8V9H204V12L201 10L200 13L197 15V16H198L197 19H194V22H192V23L188 22V23H189V25L187 24L188 27H186V28L184 27L186 30H184L183 27H182V29H181L180 27H178V28H180V29L176 28V31H175V32H178V34H180L179 38H181L182 40H181V39L179 40V38H177V39H178V40H177V39H175L176 37L174 38V36H176L177 34H176V35L174 34L173 37L170 36V38H168L169 41H170L171 39H173V42H174V43H175V40H177V42L180 41L181 47L183 46V49H182V48H179V50H178L177 48H178L179 46H177V47H175V51L173 50L174 52L177 51V53H173V56H175L174 54H176V56H175L176 58H174V59H178L177 61H175V60L173 59L174 62H179V63H180V61H181L182 59H184V57L182 56V55H184V54H185V60H186V61H185V60H182V61L189 62L188 60H190V59L186 58V56L189 57V56H191V54H193V53H194L195 56H196L195 53H197V56H198V55L200 56V55H203V54H205V56H206V55L208 54L209 60H207V62H208V61L211 62L212 60H215V59H216L215 62L213 61L214 64L211 62L213 65H212V64H209V65H210V66H209L208 63H210V62H208V63L204 62V61H206V59H207L206 57H207V56H206V57H205V56H203V57L200 56V58L203 59V60H202L203 62H201V59H198V57H195V56L193 55V57L191 56V57H192L191 60H193V58H196V59H194V60L196 61V60L198 59V60H197L198 62L196 61V63H197V64H196L195 61L193 60L194 65L191 64V67H190V68L192 69L195 65H197V66L194 67V69H192V70L194 71L195 68H196V69L200 68V69H198L199 72H200V70L202 69L201 67L204 68V69H202L203 71H205L206 68L209 67V68H208L209 71H206L205 73L201 70V72H203V73H202L203 76H202V74H201V76H202L203 78H205L206 76H209V77H207V78L211 79V82H213L214 84H217V83L221 84V83H222V84H224V85L226 86V88H229V89L226 90V91H225V90H222V89H219V90H218V91L221 90L222 92L225 91V92H223L224 94L221 93V92L218 93L217 90H216L217 92L215 91L214 94H213V92L210 93V92H209V89H211V88L208 87V86L210 85V84H209V83H210V82H209L210 80L203 79V80H206V82L203 81V84H202V85H204V86H202V89H200V91H201V90L203 91V94H202L201 98H203V97H205V96H208L209 98H207V101H208V99H209V103H210V104H209V103H205V104L203 103V104L199 105V106H200V110H199V112L201 113V116H200V114H198V112H197L196 110H195V112H194V111H193V112L190 111V112L193 114V115H192V114L189 112V114H190L192 117H190V116L187 115V112H188V110L190 109L188 106L191 105V104H190V103H191L190 101H192V100H191V99H188L189 96H186V94L183 92V90H185V91H186V89L189 90V91H187V92H191L192 90H194V91L196 92L197 89L199 90V88H197V87H199V86H197V87L195 86V87H196V89H195V87H194L195 84H193L194 81H193V82L191 81V84L193 85L194 89H193L192 86L190 87V85H191L190 83H187V85L184 84V85L187 87L186 89H183L182 87H178V88H175V89H177V90H175L176 92H174V90L170 92V93H172L171 95H170V93H167V94H169V95H168V97L166 96V98H163V99H165L164 101H163V99H160V100H161L160 103H162L163 105H164V104L166 105V102H168L166 106H167L168 109H169V110H168L167 108H165L164 111H165V110H166V111H165V112L162 111V112L164 113L162 116H163V117H164L165 115H166V116H169V117H166V120H167V118H170V117H171V118H170L171 120L169 119V121H167V123H168V122L170 123L171 121H174V120H175L174 122H176L177 119H175V118H178V117H180V118L178 119V121H177L176 123L172 122L171 125H170L169 123H168V125H167V123H166V129L164 128L165 123H164V124L162 123V125H160L161 127L158 125V124H161V121H162L161 119H162V117H161V116H159L160 118L158 117V119H160V121H159L160 123H158V119H156V117L160 114V111H161V110H158V109H160V108H159V107H160V104L158 105V107H156L157 110H158V113H159L158 115L156 114V115L154 116V114H153V116H152V112H150V113H151V116H152L153 118H151V116L149 115L150 113L147 112V109H146L145 106H144L143 108H145L146 110L143 111V115H144V113L147 112L148 114H147V113H146V114H147L150 118H146V117H148V116L146 115V116H144V117L141 118V122L139 121V123H140V124L142 123L146 128H147V127H150V129L147 128V129H148V130H147L146 128H145V129L143 128L142 130H140V131H143V133H140L139 131H137L138 133H137L136 131H133V133L136 132L135 134H137V135H135V134L131 133L132 131H128V130H127L128 127L124 126V127H126V131H124L125 129H124V130H121V131L119 130V131H120L119 133H122V132H123V133H126V134H128V135L126 136V134H125V136H124L123 138H121L122 136H121V134H120L121 137L119 136V138L122 139V140H124V141H125V142H124L125 144H127L128 142H129L128 144H130V143L132 142V140H134V143H136V144L138 143L137 145H139V141H138V142H135V139H133V137H135V138L138 137V136H139V135H138L139 133L143 135L144 132H145L146 130H147V131L145 132V134L148 133V135H150V134H149L150 130H151L150 133H153L154 131H155V133H157L158 130L160 131V130L163 129V128H164L165 130H167V129H168V128H167L168 126H169V129H170V130H169V129H168L167 131H165L164 129L161 130L160 135H162V132H163V135L161 136V139L163 138L164 140H163V139L161 140V139L158 138L159 133H158L156 136H155V134H153L155 137L152 135V136L149 138L148 135H145L146 138H145V136H143V137H142V136H139L138 138H136V140H140V137H142V140H140V142H141V143H140V146H141V145H144V144L146 145V144L149 143L147 146H145V145H144V146H141L142 149H143L142 152H140V150H142L141 147L139 146L140 148H138V146L136 145V146H137V149H138V152H140V153H138V154H141V155H137V156H136V152H135L136 150H135V151H134V149L132 150L133 147H134V148L136 147L134 143H133V144L131 143L130 145H125V146H126V150H125V146H124V144H123L124 147H121L122 145H119L120 142H121V140L117 139V140H119V141L117 142L115 139L112 140V139L109 138V139H110V140H109L110 142L112 141V143H115V145H116V143H117V146H120L121 148H123V152H124V150H125V152H127L125 156L123 155L125 152H124L123 154H121L122 156H124V159H122V160L129 161V160H126V159H129V158H130V161H131V162L129 161L130 164L127 163V162L124 163V161H123L124 166H125V164L131 166V167H130V166H129V167H128V166H125L126 168L128 167L127 170L129 169L131 172L133 171L132 174L134 173V170H135V172H136V174L134 173L133 176H134V177L136 176L135 179H137V180H136L135 182H138V184H135L134 187H133V185H131V184H132L131 182H130V183H131L130 185L127 184V183H129V182H127V183L123 182V186H122V187L125 188V189H126V188H129V189H126V191H124V189H123V191H124V192H128L129 194L132 195V197H133V195L135 194L134 192L136 191V189H138V187H139V190L136 191V192H139L141 188H144V186H145V187L147 186V188H145V189H149L151 186H153V188H156L155 185H158L159 183L162 184V182H164V184H162L164 187H163L162 185H158V186H157V187L160 186L161 189H160V188H159V189H160V191H161L162 189L167 188V187H165V186L170 187L169 185H174L173 183H174V182L176 183V180L178 179V177L180 178V177H182V175H183L184 177H187V178H185L186 180L183 182V184H181L182 181L179 182V183L181 184L180 186L183 185V187H186V186H184V184L188 186V182H187V181H190V179H191V181H190V183H189V187L187 188V190H188V189H189V190H188V191H185L186 189L183 190V188H181V189H179L180 192H177V193H178L179 197H181V198H183V199L185 200V201H184V200H182V201H184V202H186V201L189 202V201H190V203L192 204V201L195 202L194 199L196 198V196H195L196 194H191V193L188 194V193H189L191 190H193L194 193H196L195 191H196V190L199 188V186L202 184L201 182H203V181L200 180V179H203V178H204V181H205V180H210L209 182H211V181H212V178H213V179L216 178V177L213 175L215 172H216V173L219 172L220 174H223V175H221L222 178H221L220 176H219V177L217 176V178H218V179L216 178L217 181H216V180H215V182L213 181L216 185H218V186L220 185V186H221V182H223V183H228V184H226V185H227V186H230L231 183H232L231 187H229V188H232V190H233V189L237 190V193L235 194V193H232L231 190H229L227 187H226V188L224 187V188H225V189H228L229 191H227V190H225V189H224V190L222 189V190H223V191H222L221 188H223V187H222V186H221V187L219 186L220 188H218V189H220V192L222 191L223 194H224L225 196L229 194V196L231 197V196L234 195V194H235V195L238 194L239 186H240V187H241V185L244 186V184H241L240 181L237 182V180H241V181H242V180H243V181L245 180V181L242 182V183H245V182L248 183L247 181H249L250 178L253 177V176L251 177L252 174L255 173V174H256V178H257V173H256V172H257V171H260V172H261V171H264V169H262V168H264V165H261L262 163H264V159H262V158H264V157H262V156H264V155H262V154H264V149H262V148H264V147H262L261 149L259 148V147H261L260 144H262V146H264V141H262V142L260 143L261 140H264V139H262V138H264V137H262V138L260 137V134H262L261 136H264V124H262V123H264V119H260L262 116H264V114H262V111H264V109H262V108H264V101L261 102V100L264 99V98H262V97H264V95L261 94L262 92H264V86H262V85H264V83H262V81L260 80V79L264 78V77H262V75H264V69H262V68H264V65H262V64H264V62H262V61H264V58H262V56H264V55H262V54H264V53H262V52H264V50H262V49H264V42H262V41H264V37L261 38V36H264V33H262V32H264V21H262V20H264V0H261V1H262V4H260V3H261L260 0H252V1L255 2L256 4L253 3L251 0H234ZM236 1H237V2H236ZM240 1H241V3H240ZM53 2H54V0H53ZM78 2H80V3L83 2V3L80 4V3H78ZM108 2H109V1H108ZM135 2L138 3L139 0H136ZM75 3H76V4H75ZM77 3H78V4H77ZM85 3H87L88 5L86 4V5H87V6H86ZM95 3H97V5H96ZM98 3H99V4H98ZM216 3H217L218 5H220V6L218 7V5H217ZM250 3H251V5H250ZM257 3H259V4H257ZM83 4H84L85 6H84ZM90 4H91V5H90ZM109 4H110V3H109ZM109 4L107 3V5H109ZM113 4H114V5H113ZM129 4H131V3H129ZM132 4H133V3H132ZM132 4H131V5H132ZM213 4H214V3H213ZM226 4H227V6H228V5H229V6L227 7ZM233 4H234V5H233ZM235 4H236V5H235ZM252 4H255V5H252ZM78 5H79L80 7H79ZM81 5H82V6H81ZM101 5H100V6H101ZM230 5H231V6H230ZM249 5H250V6H249ZM77 6H78L79 8H78ZM102 6H103V5H102ZM223 6H224V5H223ZM236 6H237V8H236ZM246 6H247L248 8H247ZM254 6H255V7L258 6V7L261 8V9L258 10L257 8H255L256 11H252V10L254 9ZM82 7H83L84 9H82ZM226 7H227V8H226ZM252 7H253V8H252ZM96 8H97V9H96ZM107 8H106V12L109 11ZM232 8H235V9L233 10ZM246 8H247V9H246ZM250 8H251V9H250ZM85 9H86V10H85ZM95 9H96L97 11L99 10V13H98V12L95 13V12H96ZM231 9H232L233 11H232ZM236 9L238 10L237 13H239V14H238V15H235V17H233L234 14H236V12H235ZM83 10H85L84 13H83ZM206 10H207V9H206ZM212 10H213V13L210 14ZM81 11H82V13H81ZM214 11H216V14H214V13H215ZM217 11H218V12H217ZM251 11H252V12H251ZM79 12H80V13H79ZM112 12H111V13H112ZM246 12H247V13H246ZM248 12H249V13H248ZM254 12H255L256 14H255ZM259 12H260V13H259ZM11 13H12V12H10L9 15H8L7 17H5L4 19H0V24H8L9 21L11 22V20H12V18H13V13H12V14H11ZM102 13H101V15H102ZM118 13H120V11H119ZM118 13H116V14H118ZM203 13H205V16H206V17L203 15ZM221 13H222V17H221V16L219 17L218 15L221 14ZM253 13H254L255 15H254ZM81 14H82V15H81ZM88 14H91V15H88ZM95 14H97V16H96ZM107 14H108V13H107ZM112 14H113V13H112ZM207 14H209V15H207ZM217 14H218V15H217ZM224 14H225V15H224ZM246 14H247V16H246ZM249 14H253V15H254V18H252ZM101 15H100V18H98V20L101 19V18H102V20H105V19L103 18L104 16H101ZM109 15H111V14H109ZM114 15H115V14H114ZM202 15H203V18L205 17L204 19H203L202 17H200V16H202ZM239 15H240L241 17H240ZM253 15H252V16H253ZM211 16H212V17H211ZM226 16H227V18L230 17L229 20H232V21H228V20L226 19ZM228 16H229V17H228ZM231 16H232V17H231ZM237 16H238V17H237ZM111 17H112V16H111ZM150 17H151V16H148L149 19H151ZM210 17H211V18H210ZM214 17H215V18H214ZM248 17H251L250 22H248L249 20L246 21V20L248 19ZM255 17H256V18H255ZM148 18L145 17V18H144V21H148V20H149ZM201 18H202L203 21H201ZM233 18H234V19H233ZM241 18H242V19H241ZM91 19L93 20V23H95V25H96L95 28H94V24H93L92 22H91V24H89V23H90L89 21H90ZM208 19H209V20H208ZM215 19H216V20H215ZM218 19H219V23H221V24L218 23L219 25L217 24ZM224 19H226V20H224ZM235 19H236V21H235ZM253 19H255V20L251 22V20H253ZM261 19H262V20H261ZM92 20H91V21H92ZM102 20H101V22H103ZM191 20H192V19H191ZM196 20H197V21H196ZM199 20H200V21H199ZM213 20H215V25L217 24V27H218V29H217L216 26H215V27L213 26V29L210 30V31L213 33V35H216V34H215L216 31H217V34H218L219 32H220V33H223V32L225 31V26H226L227 24H228V25H227L226 27H229V28H227L228 30L226 29L227 32H229V29H232V30H233V26L235 25L234 23H236L237 25L239 24V23H238V20H239V22H240L241 25L237 27V28L239 29L238 32L236 31V28H234V32L230 30L231 33H232L233 35H232V34L230 35V33H228V35L226 36V34L221 35V34L219 33L221 36H226L228 39H227L226 37H225V38H224V37L222 38L221 36L219 37V35H218V36L216 35L217 37H219V38H216V37L213 36V35L211 36L210 34H212V33H211L210 31L207 32V29H205V27H208V24H211V26L213 25L212 23H210V21L214 23ZM223 20H224V21H223ZM243 20H244V24H243V22L241 23V21H243ZM259 20H260V21H259ZM99 21H100V20H99ZM142 21H143V20H142ZM204 21H205V22H204ZM221 21H222V22H221ZM234 21H235V22H234ZM256 21H258L257 24H256ZM195 22H197V23H200V22H201V24H199L200 27H201L202 25L204 26V24L206 25L205 27L202 26L205 30L202 29V27H201V34H200V33L197 34V33H198V28H197L196 26L193 25V23H194L195 25L197 24V23H195ZM203 22H204V24H203ZM206 22H207V23H206ZM227 22H228V23H227ZM232 22H233V23H232ZM253 22H255V23L253 24ZM127 23H128V21H127ZM127 23H126V26H123L124 28L122 27L123 29L120 28L121 31H124V30L128 27V24H127ZM134 23H135V22H134ZM252 24H253V27H252ZM101 25H102V24H101ZM223 25H224V27H222ZM231 25H232V28H231ZM250 25H251L252 28H251V27L248 28ZM255 25H257V26H255ZM98 26H100V25L98 24ZM179 26H181V25H179ZM191 26H192L193 28H192V29H189V28H191ZM197 26H198V25H197ZM220 26H221V27H220ZM195 27H196L197 29H196ZM209 27H210V25H209ZM209 27H208V28H209ZM93 28H94V29H93ZM214 28H215V29H214ZM221 28H222V29H221ZM223 28H224V29H223ZM243 28H244V29H243ZM253 28H254V29H253ZM255 28H256V29H255ZM89 29H92V30H89ZM177 29H178L179 31H178ZM194 29H195V30H194ZM238 29H237V30H238ZM245 29H246V30H245ZM248 29H249V30H248ZM182 30L184 31L183 34H182ZM187 30H189V32H191V33H190V36H189V32H188ZM190 30H193V31H190ZM202 30H203V31H202ZM213 30H216V31H213ZM219 30H221L222 32L219 31ZM240 30H241V32H240ZM180 31H181V32H180ZM185 31H187V32H185ZM194 31H196L197 33L194 32ZM205 31L207 32V35L204 33ZM90 32H88V34H87V32H86V33L83 34V35H85V36L87 35L88 37H89V35H90V37H92ZM98 32H99V31H98ZM199 32H200V29H199ZM214 32H215V33H214ZM239 32H240V35L238 34ZM184 33H185V34H184ZM186 33H187L188 35H186ZM195 33H196V35H195ZM225 33H226V32H225ZM241 33H242V37L244 36V38H242L243 41H242L240 38H238V40H240V41L243 42V43H242L243 46L240 47V46H239L240 42H237V37H238V36L240 37V36H241ZM243 33H245V34H243ZM77 34H78V33H77ZM96 34H98V33H96ZM116 34H117V33H116ZM116 34H114V36H115ZM193 34H194L195 37L197 36V38H198L197 40H195L196 38L193 36ZM202 34H204V36H203ZM236 34H237V35H236ZM246 34H249V35H246ZM251 34H252V35H251ZM260 34H261V35H260ZM83 35H82L81 37L79 36V34H78V35H75L73 38H76V36H77V39H73V41H74L73 43H74V44L65 47V48L61 51L62 53L59 52L58 54L53 55V56H49V55L47 56V54L45 53V54H46V56H45V54H44L45 59L35 58L36 60L34 59L33 64L36 65L35 67H38V68H39V66H40V68H39V72H38V77L36 76L33 80L29 81L26 85H24L25 88H23V86L20 87L19 85H17V87H16V84H15L13 81H11L12 79H11L10 77H6V78H3V79H2V77L0 76V77H1V83H0V85H1L0 88H1V89H0V90L2 91V93L0 92V96H1V99H3V100H4V98H5V101H2V100H1L0 102H1L2 104H1V103H0V104H1V106H3V105H4V102H6L5 104H7V106H9V107H6V105H4L5 108H3V107L0 106V107H1V109H0V110H1V111H0V119H1V120H0V123H1V125H0V130H1V131H0V139H1V137H2V139H3L5 142H7L6 144H5L4 141L0 142V145H1V146H2V145H6V146H7V144H8V145H10V147H12V146H11V144H12V145L14 146V148L16 149V150H15V149H14V150H15L16 152H17V151L20 152V150H21L23 147L19 150V148H20L19 146H21V145L19 144V145H18V150H17V144H16L17 142H16V141H19V140L22 138V139L26 140V142H27V144H28L30 141H33V140H34V139H33V134H32V137H31L33 140H31V138H30V136H29V135H31V132H29V135H28V132H27L26 135L24 134V133H26V130H25V129H23V131H22V130L17 131V132L20 133V135H21V138H20V139H19L18 137H14L13 140H12V137H13L15 134H17V133H16V130H18V129L20 128V125H19V127H17V125H14V124H13V123L16 122L17 117H19V115L17 114V117H16V112H15V110H13V111H14L13 115H14L15 119H12L13 115L10 114V113L8 114V116L5 115L6 117H5V116H2L1 114H2V112L7 113V110H8L9 112H10V111L13 112L11 108H15V109H17V102L20 103V102H21L20 99H23V97L28 96V95L30 94V93H29L30 91L33 93V92H34V88H35L36 93H37V90H38V88H40V87H35L36 85L34 84V82H36V84H37V83L40 81V84H39V85L37 84V86H41L42 84L47 83V79H51V78H52V77L50 78V76H51L52 71L55 70V68H56V70H57V71L55 70L56 72L54 71L56 77H57V78H62V79H63L65 76H64V77L61 76V75H62V71H58L57 68H59V66H60V67H68L69 65H71L72 61H74V60L76 61V59H77L79 56H77L76 59L73 58V60H71V57H70V56H72V57H73V56H76V53L78 52L77 49H78V48L80 49V45H81V46H82V45H85V44H84V41H85L86 44L89 43V42H86V40L84 39L85 36H83ZM183 35H184V36H183ZM198 35H201V36H198ZM234 35H236V36H234ZM245 35H246L248 38H247ZM258 35H259V37H258ZM78 36H79L80 38H79ZM96 36H97V35H96ZM96 36H94L93 39H94ZM105 36H106V35H105ZM206 36H208V39H207ZM232 36H234V37L236 38V39H235L236 41L234 40V37H232ZM82 37H83V39L81 40ZM106 37H107V36H106ZM110 37H112V36H110ZM110 37L107 38V39H109V40H106V38H104V36H103L104 40H102V37H101V40H100V44H101V46L98 48V50H97L96 52H94V54H95L96 56L93 55V60L96 62L97 65H98V64L102 61V59H103V58H100V57H99V58L101 59V60H100V59L97 57L98 54H99L98 51L102 52V55L104 54V52L106 53L107 50L109 51V49L104 50V49H105V43H106V41H109V43H111V41L113 42L114 39H118V40H119V38L116 37V36L113 37V40H110V39H112V38H110ZM183 37H184V40H183ZM185 37H187V40H186ZM188 37H189V38H188ZM193 37H194V39H193ZM199 37H200V39H199ZM202 37H204L203 39H204L205 43L202 41V40H203V39H201ZM214 37L216 38V40H214ZM230 37H231V39H230ZM249 37H251V38H249ZM211 38H212V40H213L214 42H215V41H216V42L219 41V43L217 44L216 42H215V43L212 42ZM232 38H233V39H232ZM246 38H247V39H246ZM253 38H254V40H256V41H255L256 45L253 44V43L249 44V43L253 40ZM91 39H92V38H91ZM95 39H96V38H95ZM95 39L92 40V41H90V43H91V42L93 43V42L95 41ZM188 39L191 40V41L195 40V42H191V43H194V44H192V47L194 46L193 49L190 47V50H191L190 52H192V53H191V54L189 53L188 55H186V54L189 52V51H188L189 48L186 47V49H184V47L187 45V43H189V42H188V41H189ZM205 39H206V40H209V43H208ZM217 39H219V40H217ZM226 39H227L228 41H227ZM249 39H250V40H249ZM251 39H252V40H251ZM105 40H106V41H105ZM199 40H201L202 44L204 43V46L202 45V47H201V45H200V41H199ZM221 40H222V41H221ZM244 40H245V41H244ZM254 40H253V41H254ZM258 40L261 42V44H260V42H259ZM80 41H81V43H80ZM82 41H83V42H82ZM101 41H102L104 44H103ZM104 41H105V42H104ZM116 41H117V40H116ZM184 41L186 42V45H185V46H184V44H185ZM225 41H226V42H225ZM249 41H250V42H249ZM257 41H258V42H257ZM77 42H79L80 45H79V43H77ZM182 42H183V45H182ZM206 42H207L208 44H207ZM220 42H221L223 45H222ZM228 42H229V45H227ZM235 42H236V44H232V43H235ZM76 43H77L78 45H77ZM174 43H173V44H174ZM211 43H214V44H211ZM238 43H239V44H238ZM100 44H99V45H100ZM113 44L117 45V42L111 43V44H110V45H111L110 49H111V48H114L113 46H115V45H113ZM205 44H206L207 47L205 46ZM219 44H220V45H219ZM242 44H240V45H242ZM244 44H246V45H244ZM74 45H75V48H76V51H77V52H75V48H74V50L72 49ZM92 45H93V44H92ZM102 45H103V46H102ZM112 45H113V46H112ZM195 45H197L198 48L201 47V49H203L204 51L208 49V50H207L208 52H207V51H206V52L203 51L204 53L201 52V50L198 49ZM199 45H200V46H199ZM208 45H209V46H208ZM212 45H213V46H212ZM216 45H218V47H217ZM237 45H238V46H237ZM249 45H250V46H249ZM254 45H255V46H254ZM76 46H79V47H76ZM210 46H211V48H210ZM215 46H216L217 48H216ZM221 46H223V48L220 49L219 47H221ZM228 46H231V47H228ZM232 46L235 47V48H232ZM260 46H261V47H260ZM89 47L91 48V46H89ZM103 47H104V48H103ZM203 47H204V48L206 47V49H204ZM212 47H213V48H212ZM214 47H215V49H218V48H219L221 51H220V50H219V51H218V50H215ZM226 47H227V48H226ZM237 47H238V50H236ZM239 47H240V48L245 47V49L242 48V49H243V50H242V49H240ZM246 47H247V48H246ZM255 47H256V48L258 47V49H256ZM92 48H94V47L92 46ZM100 48H102L103 50L101 49V50H102V51H101ZM196 48H197V49H196ZM209 48H210L211 50H209ZM66 49H67L68 51H66ZM69 49H70V50H69ZM114 49H115V48H114ZM187 49H188V50H187ZM230 49H231V50H230ZM232 49H233L234 51H237V52H233ZM247 49H248V50H247ZM89 50H90V49H89ZM111 50H113V49H111ZM185 50H187V51L185 52ZM192 50H193V51L195 50V51L193 52ZM197 50H198V51H197ZM223 50H224V51H223ZM227 50H228V51H227ZM245 50H246V51H245ZM64 51H65V52H64ZM103 51H104V52H103ZM178 51H179L180 54H182L181 57L178 56V55H179ZM182 51H184V52H182ZM199 51H200V52H199ZM210 51H211V52H210ZM216 51H218V52L216 53ZM238 51H239V53H241L240 55L238 54ZM240 51H242V52H240ZM247 51H248V53H247ZM255 51H257L256 54H254L256 57L253 55V53H255ZM260 51H261V52H260ZM67 52H68V53H67ZM72 52H73V53H72ZM88 52H89V51H88ZM91 52H92V49H91ZM198 52H199V54H198ZM223 52H224V54H223ZM226 52H227V54H226ZM228 52H229V53H228ZM244 52H245V53H244ZM258 52H259L260 55L258 54ZM0 53H1V54H0V57H1V58H0V63L2 62V65L0 64V67H2L3 65H5V64H7V63H9V62H11L10 60L13 59L12 56H11L10 54H8V53H5V52H0ZM63 53H64V54H63ZM66 53H67V54H66ZM69 53H70V54H69ZM210 53L212 54V56H210ZM214 53H215V54H214ZM219 53H220V54H219ZM243 53H244V55H243ZM261 53H262V54H261ZM62 54H63V55H62ZM73 54H75V55H73ZM90 54H91V53H90ZM131 54H132V53H129V55H131ZM213 54H214V55H213ZM217 54H218V55H217ZM225 54H226V56H225ZM246 54H249V58H250V56H251V58H252V59L250 58L251 60H253V59L255 58L256 61L254 62V60H255V59H254L252 62H250V59H249V61H248V60H247V61H248V64H249V62H250V64L248 65V64H247V61H246V63H245V60L248 59V56H247ZM1 55H2V56H1ZM57 55H58V56H57ZM59 55H60V56H59ZM77 55H78V54H77ZM86 55H87V54H86ZM99 55H100V54H99ZM127 55H128V54H127ZM215 55H216V56H215ZM238 55H239L240 57H239ZM257 55H259L260 58H259V56H257ZM67 56H69V58H70V62H71L69 65H68V63H69V59L67 58ZM87 56H88V55H87ZM132 56H134V55H132ZM135 56H137V55H135ZM177 56H178V57H177ZM242 56H243V57L246 56L245 59H244ZM2 57H3L4 59H3ZM44 57H43V58H44ZM46 57H47V58H46ZM94 57H97L98 59H96V60H98V61H96ZM101 57H104V56H101ZM129 57H130V56H129ZM179 57H180V60H179ZM182 57H183V58H182ZM225 57H227V58H225ZM257 57H258V58H257ZM52 58H53V60H52ZM59 58H60V59H59ZM86 58L88 59V57H86ZM119 58H120V56H119ZM125 58H127V63H129L130 60H132V59L129 60L128 56H126ZM181 58H182V59H181ZM235 58H237V59H235ZM38 59H41V60L38 61ZM66 59H68V60H66ZM133 59H134V58H133ZM143 59H144V58H142V60H143ZM187 59H188V60H187ZM222 59H224V60H222ZM225 59H227V60H225ZM242 59H243V60H242ZM257 59H258V60H260V59L262 60V61H260L261 64L259 63V61H257ZM46 60H48V61H46ZM60 60H61V61H60ZM77 60H78V59H77ZM93 60H92V63H93ZM134 60H135V61L139 60V61L141 62V59H138V58H137V59L135 58ZM153 60H154V62H155L154 65L156 66V67H155V66L153 65V62H152V61L150 62V63H152V65L150 64V65L152 66V67H150V69L153 68V69L155 70V71L153 72V74H154L156 71L160 70V69H159L160 66H162V67H163V70H165V69H164V65L166 64V65H165V68H167V67H166L167 64L169 65V63L164 62V60L161 59V56L158 57V58H156V60H158V62H157L155 59H153ZM160 60H161V61H160ZM191 60H190V61H191ZM199 60H200V61H199ZM220 60H221V63H220ZM233 60H234V61H233ZM235 60H236V62H235ZM5 61H6V62H5ZM52 61H53L54 63H52ZM88 61H89V60H88ZM88 61H87V63H88ZM111 61H112V59H111ZM113 61H114V59H113ZM132 61H133V60H132ZM139 61L135 62V64H138V65L134 66V67H136L135 70H136L137 68H140L142 65L145 66V64H146L145 62L142 61L143 64L141 65V63H139ZM159 61H160V63H159ZM162 61H163L165 64H164ZM239 61H242L243 63H241V62H239ZM37 62H38V63H37ZM63 62H64V64H63ZM65 62H66V63H65ZM118 62H119V61H118ZM118 62H116V66H118V65H117ZM161 62H162V65H161ZM191 62H192V61H191ZM193 62H192V63H193ZM200 62H201V63H200ZM222 62H223V63H222ZM233 62H235V63H237V64L234 63V64H233L234 66H233V65H232ZM3 63H4V64H3ZM36 63H37V64H36ZM45 63H46V65H45ZM76 63H78V62L76 61ZM131 63H132V62H131ZM133 63H134V61H133ZM144 63H145V64H144ZM158 63H159V64H158ZM199 63L201 64V66H200ZM202 63H205V64H202ZM216 63H217V64H216ZM238 63H239V64H240V63L243 64V66H242L241 64L239 65ZM257 63L260 64V65H258ZM53 64H54V65H53ZM62 64H63V65H62ZM139 64H140L141 66H140ZM156 64H157V65H156ZM163 64H164V65H163ZM170 64H171V63H170ZM206 64H207V66H206ZM246 64H247L248 66H247ZM43 65H44V66H43ZM47 65H48V66H47ZM56 65H57L58 67H57ZM64 65H65V66H64ZM159 65H160V66H159ZM180 65H181V64H180ZM185 65L187 66V64H184V62H183V66H184V67H183L182 65L180 66V67H182V70H184V71H186V69H185ZM198 65H199V67H198ZM203 65H204V66H203ZM227 65H228V66H227ZM229 65H231V66H229ZM237 65H238V66H237ZM244 65H246V67H247V69H248V70H245V71L242 70L243 73H244V72H247V76H246L245 78H244V77H241V76L243 75V74L241 73V69H242V67H244ZM256 65H258L257 67H260V66H261L260 68H261L262 70L258 68V69L260 70V71H258L257 67H255ZM53 66H54V67H53ZM55 66H56V67H55ZM76 66H77V65H76ZM78 66H79V65H78ZM93 66H95V64H94ZM240 66H241V67H240ZM251 66H252L253 68H252ZM41 67H42V68H41ZM44 67H45V68H44ZM69 67H70V66H69ZM69 67L66 68V70H67V69H71V70H73V68H71V67L69 68ZM96 67H97V66H96ZM154 67H155V68H154ZM210 67H211V68H210ZM230 67H233V68H230ZM246 67H245V68H246ZM38 68H37V69H38ZM216 68H217V69H216ZM235 68H236V69H235ZM249 68H250V69H249ZM251 68H252V69H251ZM254 68H255V69H254ZM60 69H61V68H60ZM60 69H59V70H60ZM142 69H143V70H141V68H140L141 71L138 69V72H137V70H136V75H137V76L135 75V78H136V77H139V78L142 77V78H144V77H143L144 73L142 72V71H144L143 66H142ZM215 69H216V70H215ZM218 69H219V70H218ZM233 69H234V70H233ZM253 69L256 70V72H255L256 74H257L258 72H260V73H258L259 76H258V75H256V76L253 75V74H254V71H252ZM43 70H44V72L49 73V74L44 73ZM62 70H63V69H62ZM81 70H82V69H81ZM161 70H162V68H161ZM163 70H162V71H163ZM192 70H190V71H191V74L193 73ZM198 70H195V71H194V72H195V76L193 75L194 78H193V76L191 77L190 74H189V76H190L191 78H193L192 80H195V79H196L195 77H196V76L198 77V75H200L199 72L197 73ZM217 70H218V71H217ZM250 70H251V73H252V74L250 73ZM40 71H41V72H40ZM79 71H80V68H79ZM139 71L142 72V75H141V76L139 75ZM162 71H158L157 74H155V75L160 76V74L163 73ZM210 71H212V72H210ZM219 71H220V72H219ZM224 71H225V72H224ZM233 71H234V72L236 71V72L234 73ZM0 72H1V71H0ZM42 72H43V73H42ZM60 72H61V73H60ZM159 72H160V74H159ZM208 72H209V73H208ZM213 72H214V75H213ZM218 72L221 74V76H220V79H221V80L219 79V80H218L219 82H217L216 79H215V80H212L213 77H214L215 75H217L216 73H218ZM223 72H224V73H223ZM226 72H227V74H226ZM239 72H240L241 76H240ZM40 73H42V77L39 76ZM58 73H59V75H58ZM63 73H64V70H63ZM77 73H78V74H77ZM77 73L75 74V73H73L72 71L68 70V74H67L66 77H68V78L70 77L71 79H70V78H69V79H70V80H73V78H75L76 75H78V78L80 77V79H81V78L83 79V71L80 72V73H79V72H77ZM164 73H165V72H164ZM164 73L161 74V75H163V76H164V75H167V74H164ZM211 73H212V75H213L212 77H211ZM219 73H218V74H219ZM236 73H237V74H236ZM248 73H249V74H248ZM185 74H187V73L185 72L184 74H179V77H181V78L184 80V78L187 77V75L185 76ZM205 74H208V75H205ZM232 74H233V75H232ZM261 74H262V75H261ZM0 75H2V72H1ZM44 75H46V77H44ZM48 75H49V76H48ZM55 75H54V73H53V75H52V76H53V79L48 80V82H50V84L48 83V86H47L46 90H47V89H50L49 91L47 90L49 93L47 92L48 94H45V93L43 92V95L45 94V95H46V98H47V96L50 97L51 94H54V93H55V92H54L55 90H59V87H60V90H59L60 92H59V93H61V90H62V89H65V87L63 88V86H66V85H64V84H61V82L63 83V81H65V84H66L67 81H70L68 78H66V80L68 79L67 81L65 80V78L63 79V81H62L61 79H60L61 81H59V80L56 79L59 85L57 84L58 87H56V88H58V89H55L54 86H55L56 84L54 83V84H55L54 86L51 85L52 80H53L54 82L56 81V80L54 79V78H56ZM63 75H64V74H63ZM69 75H70V76H69ZM112 75H114V74H112ZM112 75H111V77H112ZM229 75H231V77H230ZM234 75H235V76H234ZM245 75H246V73H245ZM249 75H250V76H249ZM251 75H252V78H253V79L251 78ZM60 76H61V77H60ZM204 76H205V77H204ZM225 76H226V77H225ZM227 76H228L229 79L227 78ZM237 76H238V78H237ZM243 76H244V75H243ZM254 76H255L256 79H254ZM3 77H4V75H3ZM39 77H40V80L37 81V80H38L37 78H39ZM43 77H44V78H43ZM113 77H114V76H113ZM170 77H171V78H170ZM170 77H169V79H168V82H170L169 80L172 79V75H171ZM224 77H225V78H224ZM232 77H233L235 80L230 81V80L232 79ZM235 77H236V78H235ZM259 77H260V78H259ZM7 78H8V80H7ZM41 78H42L43 81L45 80L46 82H45V81H44V82L41 81ZM46 78H47V79H46ZM76 78H77V77H76ZM76 78H75V79H76ZM78 78H77L76 81H78ZM133 78H134V76H133ZM223 78H224L225 80H223ZM226 78L231 82V84H232L233 86L230 84L229 81H227ZM230 78H231V79H230ZM239 78L242 79V80H244V81L240 80ZM5 79H6V80H5ZM9 79H10V80H9ZM36 79H37V80H36ZM80 79H79L78 82H76V81L74 80V81L77 83V85H78V83L81 81ZM164 79H165V78H164ZM182 79H181V80H182ZM245 79H247L248 81H245ZM3 80H5L6 82L3 81ZM135 80H136V79H135ZM222 80H223V81H222ZM236 80H237L238 82H237ZM249 80H250V82H249ZM254 80H255V81H254ZM2 81H3V84H5V87H4V85L2 84ZM171 81H172V80H171ZM184 81H185V80H184ZM220 81H222V82H220ZM226 81L229 82L227 85H226V83H227ZM252 81H253V83H252ZM7 82H9L10 84H11V83H12V84L14 83L15 85L13 84V86H12V84H11V86H8V87H7V85H9V83H7ZM41 82H42V84H41ZM57 82H56V83H57ZM84 82H85V81H83V83H84ZM179 82H180V79H179ZM216 82H217V83H216ZM225 82H226V83H225ZM232 82H237L238 84L235 83V85H234V83H232ZM242 82H243V83H244V82H245V83L247 82V84L249 83L250 85H247V84L245 85V84H243ZM254 82H255V83H254ZM260 82H261V83H260ZM31 83H32V84H31ZM81 83H82V82H81ZM182 83H183V81H182ZM194 83H195V82H194ZM240 83H241V85H240ZM6 84H7V85H6ZM188 84H190V85H189L190 88H188ZM211 84H212V83H211ZM214 84H212V88H213V89H215V88L217 87V86H216V87H213ZM184 85H183V87H184ZM217 85H218V84H217ZM243 85H245V87H244ZM255 85H258V86H255ZM259 85H260V86H259ZM32 86H33L34 88H33ZM49 86H51V87H49ZM52 86H53V87H52ZM227 86H229V87H227ZM238 86H239V87H238ZM240 86L242 87V89H241ZM251 86H253L255 89H253V88L251 89ZM11 87H12V88H11ZM27 87H28V88H27ZM48 87H49V88H48ZM61 87H62V89H61ZM243 87H244V88H243ZM2 88H3V89L6 88V89L3 91ZM8 88H9V89H8ZM30 88H31V89H30ZM32 88H33V89H32ZM53 88H54V89H53ZM181 88H182V89H181ZM184 88H185V87H184ZM226 88H225V89H226ZM235 88H237V89H235ZM246 88H247V89H246ZM13 89H14V90L16 89V90H15L16 93H14ZM23 89H25V90H27V91H23ZM28 89H30V90H28ZM191 89H192V90H191ZM213 89H211V91H212ZM240 89H241V90H240ZM250 89H251L252 91L255 90L256 93H255V92L250 93V92H252ZM259 89H260V90H259ZM7 90H8V91H7ZM17 90H18V92H17ZM42 90H43V89H42ZM51 90L53 91V93L50 92ZM181 90H182V92H181ZM232 90H233V91L236 90V91L233 92ZM242 90H243V91H242ZM248 90H249V91H248ZM257 90H258V91H257ZM261 90H262V91H261ZM5 91H7V92H5ZM21 91H22L25 95L22 93L23 96H21V93H20ZM85 91H86V90H85ZM85 91L83 92V89H82L81 91H79L78 95H76L75 98L77 99V96H79V95H80V98H81V97H82L81 94H84ZM90 91H91V90H90ZM194 91H193V92H194ZM228 91H229V94H228ZM238 91H239L240 93H238ZM246 91H247V92H246ZM25 92H26V93H25ZM81 92H83V93H81ZM178 92H179V94H178ZM232 92H233V93H232ZM5 93H6V95H5ZM7 93H9V94H7ZM12 93H14V94H12ZM34 93H35V92H34ZM36 93H35V95H36ZM56 93H57L56 95H58V92H56ZM62 93H64L63 90H62ZM62 93H61V94H62ZM183 93H184L185 95H184ZM191 93H192V92H191ZM209 93L212 94L214 97H213L212 95H211V97H210ZM217 93L220 94V95H221L220 97H221V98H224L225 100H224V99H219V96H218V95L215 96V94H217ZM249 93L251 94V96L249 95ZM19 94H20V95H19ZM26 94H28V95H26ZM87 94H88V91H87ZM181 94H182V96H181ZM226 94H227V95H226ZM252 94H253L254 96H253ZM256 94H257L258 97L256 96ZM3 95H4V96H3ZM31 95L34 97L33 99H31V98H32ZM35 95H34V94H30L31 97H30V96L25 97L26 100H27L28 98H30V99H28V100L26 101L27 103H28V101H29V105H30V106L32 105V104H31V102H32L31 100L37 101V99L35 98ZM89 95H90V93H89ZM89 95H88V99H89ZM177 95H179V96L181 97V99H180L181 101L179 100V97H178ZM187 95H188V94H187ZM222 95H223V96H222ZM228 95H229V96H228ZM235 95H236L240 100H238V98H236ZM261 95H262V96H261ZM17 96H18V97H17ZM52 96H53V95H51L50 98H52ZM54 96H55V95H54ZM172 96H173V98H172ZM176 96H177L178 98H177ZM224 96H225V97L227 96V97L225 98ZM246 96H247V97H246ZM252 96H253V97H252ZM9 97H10V98H9ZM19 97H20V99H19ZM21 97H22V98H21ZM86 97H87V96H86ZM164 97H165V96H164ZM170 97H171V98H170ZM174 97H175V98H174ZM183 97H185V98L182 99ZM190 97H193V99L196 100V98H195L194 96H190ZM217 97H218V98H217ZM234 97H235V98H234ZM242 97H243V98H242ZM249 97H251L252 99L250 100ZM260 97H261V99H260ZM8 98H9V99H8ZM43 98H44V97H43ZM43 98H39V101H40V99H41V101L43 100V103L40 101L41 104H39L40 102L37 101V103H38V106H37V107H38V108H37V107H36V108L39 109V111H40L41 108L44 106V104H46L45 108L51 106V104H49V103H53V104H55L54 102L50 101V98H49V100H48V99L46 100V98H45V99H43ZM56 98H57V97H53V99H56ZM80 98H79V99H80ZM136 98H137V96H136ZM176 98H177V99H176ZM230 98H231V100H230ZM253 98H254V99H253ZM14 99H15V101H14ZM25 99H23V100L25 101ZM166 99H167L168 101H166ZM186 99L188 100V102H187ZM215 99H217V100H215ZM218 99H219V100H218ZM242 99L244 100V102H243ZM256 99H257V102H258L259 104L256 102ZM259 99H260V100H259ZM12 100H13V101H12ZM171 100H173V101L171 102ZM220 100H221V101H220ZM226 100H227V101H226ZM228 100H229L230 103L233 102V105L235 104V106H237V105H238V106H237V107H234V108H235V109H234V108L232 107V105L229 104ZM232 100H235L236 103H235V101H232ZM237 100H238V101H237ZM252 100H255V102H256V104L258 105V107H257V105H255V104L252 102ZM24 101H23V102H24ZM34 101H33V102H34ZM45 101H46L47 103H46ZM53 101H54V100H53ZM65 101L67 102V99H66ZM75 101H78V100H75ZM183 101H184V102H183ZM185 101H186V103H185ZM219 101H220L221 103H220ZM248 101H249V102H248ZM11 102H13V103H11ZM14 102L16 103V105H15ZM128 102H129V101H128ZM212 102H213V103H212ZM214 102H215V103H214ZM216 102H217V103H216ZM218 102H219V103H218ZM222 102H223V103L228 102V104L225 103V104H226V105H225V104H222ZM237 102H239V103H237ZM245 102H248V103H245ZM250 102H252L253 107L256 106V107H254L255 109H254L253 107L251 108V110L253 111V113H252L253 115L251 114L252 116L250 115V111H251V110H250V105H251ZM260 102H261V103H260ZM8 103H9V104H8ZM19 103H18V104H19ZM21 103H22V102H21ZM129 103H130V102H129ZM129 103H128V104H129ZM170 103H171V104H170ZM172 103H173V105H172ZM177 103H179V104H177ZM182 103H184V104H182ZM187 103H188L189 105H188ZM193 103H194V101H192V105H193ZM23 104H24V103L20 104V106H18V108H19V107H22V108H21V110H22V109L24 108V107H23V106H24ZM68 104H69V103H68ZM121 104L125 105L124 102L121 103ZM181 104H182V106H181ZM195 104H196V103H194V105H195ZM208 104H209V105H214V107L212 106L211 109H210V108L208 109V108H207V107H208ZM215 104H216V105H215ZM218 104H221V105L219 106ZM243 104H245V105H243ZM14 105H15V107H14ZM39 105H43V106H39ZM163 105H161V106H163ZM165 105H164V106H165ZM168 105H169V106H168ZM171 105H172V106H171ZM186 105H187V107H188L189 109L186 108ZM206 105H207V107H206ZM222 105H223V107H222ZM224 105H225V106H224ZM228 105H230V106H228ZM252 105H251V106H252ZM260 105H262V106H261L262 108L260 107ZM116 106H117V105H116ZM176 106H177V108H176ZM195 106H197V105H195ZM195 106H194V107H195ZM215 106H216V107H215ZM34 107H35V106H33V108H31L32 111H34V110H33ZM51 107H53V105H52ZM51 107H49V108H51ZM170 107H171V108H170ZM172 107H173V108H172ZM183 107L185 108V111H186V109H187L186 112H184ZM190 107H191V106H190ZM217 107H218L219 109H218ZM225 107H227V108H226L227 110L225 109ZM242 107L244 108V110H243ZM247 107H248V108H247ZM2 108L4 109V111H2V110H3ZM6 108H7V110H6ZM45 108H43V114H42V115H44V116H45V112H44V111L47 110V109H45ZM97 108H98V107H97ZM161 108H162V107H161ZM195 108H197V107H195ZM198 108H199V107H198ZM198 108H197V109H198ZM213 108H214V111L212 112V109H213ZM220 108H221V109H220ZM229 108H230V109H233V110H231V111L229 110V111H228ZM246 108H247L248 111L250 110L249 113H248V111L246 112ZM259 108H260L261 110H260ZM9 109H10V110H9ZM24 109H26L25 111H27V107L24 108ZM44 109H45V110H44ZM99 109H100V108H98V111H99ZM172 109H173V111H172ZM176 109H177V110H176ZM178 109H179V110H178ZM206 109L209 110V111L207 110V111H208V114H206V113H207ZM215 109H216L217 111H215ZM241 109H242V110H241ZM256 109H257V110H256ZM5 110H6V111H5ZM21 110H20V111H21ZM102 110H103V108H102ZM112 110H114V111H112ZM112 110H111V112H114V113L116 112L115 109H112ZM170 110H171V111H170ZM180 110H181V112H180ZM190 110H192V108H191ZM210 110H211V111H210ZM224 110H226V112H225ZM254 110H256L257 112L254 113V112H255ZM258 110H259V111H258ZM39 111H38L37 113H40V112H41V111H40V112H39ZM96 111H97V110H96ZM169 111H170V113L168 114ZM177 111H178V113H177ZM182 111H183V112H182ZM227 111H228V112H227ZM237 111H238V112H237ZM23 112H24V110H23ZM23 112L21 111V113H23ZM102 112H103V111H102ZM111 112H110V113H111ZM162 112H161V114H162ZM171 112H172V113H171ZM196 112H197V113H196ZM205 112H206V113H205ZM209 112H212V113H209ZM224 112H225V113H224ZM229 112L232 114L231 116H230ZM233 112H235V113L237 112V114H234ZM239 112H241L244 116H243L241 113H239ZM37 113H36V114H37ZM94 113L97 114V112H94ZM94 113H93V115H95ZM126 113H127V112L125 111L124 114H126ZM180 113H181V114H180ZM214 113H215V114H214ZM227 113H228V114H227ZM244 113H246V114L248 113V114H249V115H247L248 117H247L246 114H244ZM260 113H261L262 116L260 115ZM26 114H27V113H26ZM32 114H35V112H32L31 115H32ZM205 114H206V115H205ZM212 114H213V115H212ZM218 114H219V116H218ZM220 114H222V115H220ZM223 114H224V115H223ZM10 115H11V116H10ZM22 115H25V112H24V114H21V117H23ZM173 115H176L177 117L175 116V118H174ZM194 115H196V116H194ZM204 115H205V116L208 115L207 118H208V117H213V116H215L214 118H212V119H213V120H212L213 123L210 122L211 120H210L209 118L206 119V120H204L206 117H204V118H200V117H203ZM238 115H239V116H238ZM25 116H26V115H25ZM27 116H29V118H32V117H33V116L31 117L30 115H27ZM27 116H26V117H27ZM37 116H39V114H37ZM100 116H101V114H100ZM103 116H105V115L103 114ZM103 116H101L102 118H101V117L99 118V119H101L100 121H102V122H103V121H105V122H106V121H109V119H106V118H105L106 120H103V118H104ZM172 116H173V117H172ZM240 116H241V117H240ZM242 116H243V117H242ZM245 116H246V118H244ZM250 116H251V117H250ZM253 116H255L256 118H255V117L252 118ZM2 117H4L5 119H3ZM8 117H9L8 120L10 121V123H9V121H7V118H8ZM14 117H13V118H14ZM47 117H48V116L46 115L45 118L47 119ZM87 117H88V116H87ZM105 117H106V116H105ZM193 117H195V118L198 117V118H197V119H194ZM220 117H221V118H220ZM249 117L252 119V121H251V119H250ZM35 118H36V119H35ZM48 118H49V117H48ZM143 118H144V119H143ZM248 118H249V119H248ZM258 118H259V120H258ZM2 119H3V120H2ZM11 119H12V120H11ZM26 119H27V118H26ZM32 119H33V122H31V124L34 123V122H36V120H37L38 118H37V117H33ZM145 119H146V120H145ZM147 119H148L150 122H149ZM150 119H151V120H150ZM154 119H156V120H154ZM172 119H173V120H172ZM186 119H187V121H185ZM191 119H192V120L194 119V121H192ZM254 119H255V120H254ZM24 120H25V118H24ZM28 120H29V119H27L26 124L24 123L25 121L23 122V124L28 125L27 122L32 121V120H29V121H28ZM34 120H35V121H34ZM84 120H85V122H83V123H84L85 125L89 124V126H91V124H90L89 121H88V120H90V119L87 120V118L85 117ZM153 120H154V121H153ZM163 120H165V117L163 118ZM166 120H165V121H166ZM190 120H191V121H190ZM197 120H198L199 122H198ZM200 120H201V121H200ZM222 120H224V121H222ZM228 120H229V121H228ZM230 120H231V123H230ZM249 120H250V121H249ZM5 121H7V122H5ZM14 121H15V122H14ZM143 121H144V122H143ZM145 121H146V122L148 121V126H147V123H145ZM151 121H152V122H151ZM155 121H157V122H155ZM184 121H185V122H184ZM204 121H207L208 124L206 123V124H203V125H202V123H205ZM216 121H217V122H216ZM218 121H219V122H218ZM248 121H249V123H248ZM253 121L255 122V126H254V124H253V125L251 124V123H253ZM258 121H261V124H259ZM11 122H13V123H11ZM105 122H103L102 125H103ZM188 122H189V123H190V122H193L194 124L191 123V125H190V124H188ZM197 122H198V123H197ZM214 122H216V124H214ZM220 122H221V123H220ZM224 122H225V125H223ZM236 122H237V124H239V127H237V124L235 125ZM245 122H246L248 125H246V124L244 125ZM2 123H3V124H2ZM18 123H19V121H18L16 124H18ZM96 123H97V122H95V125H96ZM151 123H152V124H151ZM154 123H155V124L158 123V124H157V128H158V126H159L160 129L158 128V130H157L156 125H155ZM173 123H174V124H173ZM182 123H183V124H182ZM186 123H187V125H189V127L186 125ZM200 123H201V125H200ZM222 123H223V124H222ZM228 123H230L229 126H230L231 128H230L229 126H227ZM257 123H258V124H257ZM6 124H8V125H6ZM9 124H10L11 127H12V124L16 127V128H15V127L13 126V129L11 128L12 130H15V131H14L15 133L12 132V133H14V134L10 135V138H9V134H11V133H10V130H9V129H10ZM98 124H99V122H98ZM100 124H101V123H100ZM211 124H212V126H215V125H216L217 128L220 127V128H219L220 131H219L218 129H216V127H215V128L212 127ZM218 124H219V125H218ZM220 124H221L222 126H220ZM249 124L252 125V126L249 127V126H250ZM256 124H257V125H256ZM150 125H151V126H150ZM185 125H186V126H185ZM192 125H193V126H192ZM233 125H235V126H233ZM2 126H3V127H2ZM6 126H7L8 128H7ZM104 126L106 127V125H104ZM104 126L101 127V128L104 129ZM144 126H143V127H144ZM153 126H154L155 128H153ZM170 126H173V127H174V128H172V129H173V130H172V131H173V132H172L173 135L171 134V132H170L169 134H167L168 131H171V127H170ZM181 126L183 127V129H181V128H182ZM191 126H192V127H191ZM194 126H195V127H194ZM206 126H207V128H208L209 130L206 128ZM210 126H211L212 128H214V129L211 128L212 131H210V128H209ZM225 126H226V128H225ZM256 126H259V127H260V131H259V129H258L259 127H256ZM29 127H30V124H29ZM93 127H94V125H93ZM96 127H97V126H95V128H93V129H96ZM99 127H100V126H99ZM99 127H98V128H99ZM139 127H140V126H139ZM151 127L153 128V132H152V128H151ZM187 127H188V128H187ZM196 127H198L199 129L196 128ZM204 127L208 130V136L212 134V135H211L212 137H207V135H206L207 133L205 134V132H207V130L205 131V128H204ZM223 127L225 128V130L223 129ZM233 127H234V128H233ZM255 127H256V129H255ZM3 128H4V129H3ZM6 128H7V129H6ZM14 128H15V129H14ZM17 128H18V129H17ZM41 128H42V127H41ZM45 128H46V127H45ZM98 128H97V130L100 129V128H99V129H98ZM179 128L182 130V131H180V132H181L180 134H178V133H179L178 130H180ZM190 128H191V129H190ZM192 128H194L193 131H190V130H192ZM195 128H196V129H195ZM221 128L223 129L222 132H221ZM227 128H229V129H232V128H233L232 131H234V129H235V131L237 130V131H236L237 134H236L235 131H234V132H233L234 135H233V134H232V131H231V130H228ZM241 128H243V129L241 130ZM20 129H21V128H20ZM27 129H28V128H27ZM42 129H44V128H42ZM155 129H156V130H155ZM174 129H175V130H174ZM176 129H177V130H176ZM188 129H190V130H188ZM239 129H240L241 132H243V134L248 135V136H247V139H246V137L244 138L245 135L243 136V134H241L240 131H238ZM8 130H9V131H8ZM24 130H25V132H24ZM29 130H30V129H29ZM104 130H105V129H104ZM144 130H145V131H144ZM186 130H187L188 132H187ZM198 130H199V134L196 133V132H198ZM200 130H201V132H200ZM202 130H203V131H202ZM246 130H247V131H246ZM2 131H3V132H2ZM7 131H8V132H7ZM42 131H43V133H44V132H45V129L42 130ZM156 131H157V132H156ZM174 131H175V132H174ZM223 131H224V133H225V132H226V133L222 135ZM228 131H229V133H228ZM248 131H249V132H248ZM21 132H22V133L24 132V133H23V134H24L23 136H27V135H28L27 138H30V140H27L26 137L23 138ZM128 132H130L131 134H129ZM182 132H184V134H182ZM186 132H187V134H186ZM203 132H204V133H203ZM218 132H219V133H218ZM245 132H246V133H245ZM250 132H252L253 135H252ZM253 132H255V133H253ZM260 132H261V133H260ZM7 133H8V134H7ZM48 133H49V132H48ZM106 133H107V132H106ZM117 133H118V132H117ZM119 133H118V134H119ZM123 133H122V134H123ZM175 133H176V134H175ZM217 133L220 134V135H217ZM5 134H6V135H5ZM107 134H108V133H107ZM174 134L177 135V137L179 136V138H176V139L179 140V143L182 142V144H179V143H178V144H176L174 147L171 145V146H172V148H171V146H170L169 144H170V143H171V144L174 143V141L176 140V139H173V136H175ZM201 134H204V136L207 137V138H206V137H205V138H206V143L209 142L208 145H211L213 142H216V143H215V145H216L217 142H218L219 139H220L219 143H220L221 145L224 143L223 146H226V147H228V148L231 146V147H233L232 149H233V150L235 149V150H234V151L232 150V153H231V152H230L231 148H229V149H230V150H229L228 148H226V147L224 148L223 146H220L219 144H218L219 146H217V145L215 146L216 148H215V147L213 146V144H212V147H214L215 149H212L211 146L208 147V146L206 145L208 148H207L206 150H204V149H205L204 147H206V146L203 144L205 141L202 143V144L204 145V147H203V145H202L201 142H200V140H202L201 138H204L203 135H202L203 137L200 136ZM228 134H231V135H230V136H226V135H228ZM256 134H257V136H255ZM53 135H54V134H53ZM53 135L50 134V136H53ZM109 135H110V134H109ZM109 135H107V136H109ZM123 135H124V134H123ZM131 135H133V137H131L132 139H131V138H128V137H130ZM160 135H159V137H160ZM164 135H165V138H164ZM167 135H168V136H167ZM185 135H186V138H184L183 141H185V142H187L188 140L190 141V144H189V143H185V144H186V147L183 146V145H185V144H184V142L182 141V138H183ZM188 135H189V136H188ZM190 135H191V136L193 135L194 137H193V136L191 137ZM213 135H214V136H213ZM221 135H222V136H225L226 138H229V139H226V138H225V140H223L224 138H222ZM238 135H239V138H240V136H241V137H243V139H246V140H244L245 142H243V139L240 138L241 141H240V143H239L238 140H237V139H239V138H238ZM16 136H19V134H17ZM77 136H78V134H77ZM107 136H105V140H106V137H107ZM111 136H112V135H110V137H111ZM182 136H183V137H182ZM218 136H219V137L221 136V137L218 138ZM234 136H235V138H234ZM236 136H237V137H236ZM7 137H8V138H7ZM35 137H36V135H34V138H35ZM47 137H49V136L47 135ZM47 137H46V135H45V138L43 137V138H44L43 141L40 140V139H38V138H37V139H38L39 141H37V139H35L34 141H36L38 144H39V143L42 144V142L45 141V144H47V143H46V140H47L46 138H47ZM54 137H55V136H53V138H54ZM126 137H127V138H126ZM156 137L159 139L156 143L159 144L160 142H161V143L163 142V144H162V147L164 148L163 150L167 151V153L170 151V150H169V146H170V148L173 150V148L175 149V147L179 148L177 145H180V147H181V149H177V148H176L177 151H178V150H182V149H183L182 147H184V150H183V151H185V152L187 151L186 153L182 151L183 154H189L190 152H192L193 155H192V154L186 155V157H191V160H192V161H190V162L188 163V165H189V166L191 165L192 167H190V168L187 167L188 165H187V162H186L185 160L180 161V163H182V165H183V166H181L178 160L180 159V156L182 155V153L179 154V152H178V153L176 152L177 155L174 154V157H176V159H178V160H176V162H172V163H170L171 161H170V160H167V159H170V158L172 157L173 154H170L171 157H169V158H165V159H166L167 161H169V163H170L169 165H170V166H171V165L173 166V164H175V163H176V164H179L180 166H179V165H177V166L175 165V166H173V167H171V168H169V169H168V168H165V169H164V167L162 166V167H163V168H162V167H161V164L164 162L163 160H165L164 157H166V156L162 155V152H159V151H158V150H159L158 148L161 146V143H160V146L157 145V144H156V145H157V147H158V148H157L158 153H160V155H162L163 158H162L161 164H159L158 162H157V163H158V164H157L156 161H159V160L161 159V158H160L161 156L158 157L159 154H158V153H154L155 151H153V153L151 152L152 154H149L150 151H152L151 147H152L153 145H154V147H155V143H154V142H155V139L157 140ZM175 137H176V136H175ZM181 137H182V138H181ZM200 137H201V138H200ZM216 137H217L218 139H217ZM232 137H233V139H232ZM5 138H6V139H5ZM15 138H16V139L18 138L19 140H18V139L15 140ZM43 138H42V139H43ZM53 138H51L50 141L47 140V142H49V145L52 144V147H54L53 144H56V145H55L56 148H54V149H57V151L59 152L60 147L57 146V145H59V138L57 139V140H58V144H57V142L54 143V141H57V140H56V137H55L54 139H53ZM107 138H108V137H107ZM111 138H112V137H111ZM113 138H114V137H113ZM124 138H125V139H124ZM144 138H145V139H144ZM152 138H153L154 141L152 140ZM154 138H155V139H154ZM209 138H210V140H209ZM213 138H214V139H213ZM221 138H222V139H221ZM253 138H254V139H253ZM260 138H261V140L259 141ZM8 139H9V140H8ZM48 139H49V138H48ZM128 139H129V140H128ZM130 139H131V141H130ZM172 139H173V142H170ZM180 139H181V140H180ZM190 139H191L192 141H191ZM193 139H194V140H193ZM199 139H200V140H199ZM215 139H216V140H215ZM231 139H232V140H231ZM249 139H250V142H251V143L249 142V143L246 144V142H248ZM257 139H258L259 144H258V142H256ZM10 140H12V141L15 140L16 143H15V142L12 143V141H10ZM92 140H93V139H92ZM94 140H96V139H94ZM100 140L102 141L103 139H99L98 142H100ZM127 140H128V141H127ZM146 140H147V141H146ZM160 140H161V141H160ZM197 140H198V142H197ZM207 140H208V141H207ZM211 140H212V141L214 140V141L211 142ZM221 140H222V141H221ZM230 140H231V141H230ZM233 140H234V142H233ZM235 140H237V141H235ZM252 140H253V141L255 140V141L253 142ZM34 141H33V142H34ZM103 141H104V140H103ZM113 141H114V142H113ZM115 141H116V142H115ZM176 141H177V140H176ZM228 141H229V142H228ZM10 142H11V144H10ZM24 142H25V141L22 140V141H21V144H22V145L25 144V145H23V146H26L27 144L24 143ZM33 142H32V144H33ZM36 142H34L33 146H34V148H35V147L37 148V149H35V150H37V151H38V147H39V149H41V151H40V150H39V151L42 152V153H41V154L37 153V154H38V156L41 155L40 157L42 158V155H43V156L46 155L44 152H47V151H46V150L44 151V148H45V147L42 148V147H43L42 145H41V146H40V145L38 146ZM50 142H51V144H50ZM107 142H108V141H106V143H107ZM144 142H145V143H144ZM210 142H211V144H210ZM236 142L239 143L240 146H239ZM18 143H20V142H18ZM104 143H105V142H104ZM104 143H100V144H102V146H100V144H99L100 148H97V149L100 150V151L98 152V155H100V156H101V154L103 153L102 151H105V155L107 154V153H106V150L103 149ZM106 143H105V145H106ZM112 143H111V144H110V143H107V145L110 144V148H113L114 145H112ZM142 143H143V144H142ZM191 143H192L193 145H192ZM197 143H198V144L200 143V145H198ZM226 143L229 144V145H225ZM232 143H233V144H232ZM234 143H235V144H234ZM35 144H36V145H35ZM43 144H44V143H43ZM45 144H44V145H45ZM121 144H122V143H121ZM152 144H153V145H152ZM188 144H189L190 146H189ZM231 144H232L233 146H232ZM248 144H249V148H251V149H248V151H251L250 153H249V152L247 153V150H244L245 152L242 150V149H247L246 147L248 146ZM252 144H253V145H252ZM254 144H255V145H254ZM111 145H112L113 147H111ZM132 145H134V146L132 147ZM150 145H151V147H150ZM195 145H196V146H195ZM201 145H202V147H201ZM242 145H243L244 147H242ZM258 145H260V146L258 147ZM15 146H16V147H15ZM29 146H30V148L32 147L31 143L28 144V147H27V148H29ZM47 146H48V144L46 145V148H47ZM127 146H130V147H131V148L129 147V151H128V149H127ZM234 146H235V147H234ZM236 146H237V147H236ZM256 146H257V148H256ZM61 147H62V146H61ZM144 147H145V148H144ZM188 147H189V148H188ZM193 147H194V149H198L199 147H200L201 149L204 148V149H202V150H203L205 153H204L202 150H200V149H198V151H197V150L195 151V150L192 149ZM210 147H211V148H210ZM218 147L220 148V151H219V152H218V149H217ZM222 147H223L224 150L226 149L229 153H231L230 157L228 156L229 154H228V152H227L226 150H225V152L222 151V149H221ZM240 147H241V148H240ZM253 147H255L257 150L254 149ZM7 148H8V146H7L6 148H5L4 146L0 147V149H1V150H0V159H1L0 161H3V158H4V157L2 158L1 155H4V154L6 153ZM24 148H26V147H24ZM49 148L51 149V146H50ZM49 148H47V149L49 150ZM101 148H102L103 150H102ZM105 148H106V147H105ZM121 148H118V147L115 148V147H114V149H112V150H113V151H114L115 149H116L115 151H117L118 149H119V150H122ZM152 148H153V147H152ZM160 148H161V147H160ZM187 148H188V149H187ZM209 148H210V150H211V149H212V150H217V151H215L216 153L214 152V154H213L212 151H211V153H210ZM2 149H3V150H2ZM4 149H5V150H4ZM8 149H9V148H8ZM10 149H12V151L10 150V151L12 152V156H13V154L15 155L16 152L14 151V153H13V148H10ZM32 149H33V147H32L30 150H29V149H27V150H29L28 153H31L32 155H34L35 152L33 153V151H35V150L33 149V151H32ZM54 149H53V150H54ZM79 149H80V148H79ZM106 149H107V151H108V150H109V147H107ZM130 149H131V150H130ZM135 149H136V148H135ZM155 149H156V148H155ZM155 149H153V150H155ZM161 149H162V148H161ZM161 149H160V150H161ZM176 149H175V150H176ZM186 149H187V150H186ZM240 149H241V150H240ZM252 149H253V150H252ZM258 149H260L259 152H258V153H261L260 155L257 154ZM27 150H22V151L26 152V154L24 153V154H25L24 156H27V154H28V153H27ZM42 150H43V151H42ZM53 150H52V153H51V152H48L49 154L46 155V157L49 156V158H50V159H49V158L47 157L48 160H51V158H52V160H53V159H56V158L60 160V158L58 157V156H59V153H56L57 151H56V152H53ZM65 150H66V149H65ZM119 150H118V151H119ZM163 150H161V151H163ZM189 150H190V152H188ZM238 150H239V151H238ZM254 150H256V151H254ZM2 151L5 152V153L3 154ZM10 151H7V152H10ZM22 151H21L20 153L18 152L19 154H18L17 156H19V155H20V157L23 156V155H21ZM30 151H31V152H30ZM50 151H51V150H50ZM54 151H55V150H54ZM109 151H111V149H110ZM132 151H134V152H132ZM165 151H164V152H165ZM206 151H207V152H206ZM235 151H236V153H235ZM240 151H241L242 154L240 153ZM164 152H163V153H164ZM208 152H209V153H208ZM253 152H255V154H253L252 157H255L256 159H255V158H254V159H255L257 162H258L257 159H259V158H261V160H262V161L259 163V167L257 166L258 164H257V162H256L254 159H250V158H251V153H253ZM43 153H44L45 155H44ZM54 153H55V155H52V154H54ZM112 153H114V152H112V151H111L110 153L108 152V154H110V155H111ZM119 153H121V152H119ZM119 153H116V155H115V153H114V156H117V154L120 156ZM134 153H135V155H134ZM173 153H174V152H173ZM206 153L210 154V155L207 154L208 158H210V159H207ZM220 153H221L222 156L220 155ZM224 153H225V154H224ZM234 153H235V154H234ZM237 153H239V154H237ZM37 154H36V155H37ZM78 154H80V153H78ZM155 154H158V155H156V156L158 157L159 160L156 159L157 157H155ZM198 154H199V156H197ZM204 154H205V155H204ZM218 154H219V155H218ZM240 154H241L242 156H241ZM6 155H7V153H6ZM9 155H10V154H9ZM28 155H29V154H28ZM32 155H31V156H32ZM36 155H34V156H36ZM51 155H52V156H51ZM56 155H58V156H56ZM81 155H82V153H81ZM102 155H103V154H102ZM105 155L103 156V157H104L103 159H105V158L109 159L110 156L108 155L109 157H107V155H106V157H105ZM128 155H129V157H127ZM151 155H154L153 158L155 159V161H153V160H154L153 158H150ZM178 155H179V158H178ZM249 155H250V156H249ZM255 155H257V156H255ZM24 156H23V157H24ZM31 156H29V158H30ZM50 156H51V157H50ZM74 156H75V155H74ZM78 156H80V155H78ZM114 156H113V154H112V158H113ZM119 156H117L116 158L119 159ZM143 156H145V157H143ZM146 156L148 157L149 160L146 159ZM193 156L196 157V158H194ZM202 156H204V158H203ZM226 156H227L228 158H230V159H226ZM245 156H248V158L250 157L249 159H248L247 157H246V159H245V160L248 161L249 163H250V161L252 160L251 163H250V164H252V166H251V170H250V166H249V165H246L248 162H246V161L244 160ZM258 156H259V157H258ZM5 157H6V156H5ZM20 157H19V160H20ZM46 157H44V158H46ZM55 157H56V158H55ZM76 157H77V156H76ZM80 157H81V156H80ZM80 157H77V162H80V161L82 160V159L78 160ZM125 157H127V158L125 159ZM135 157H136V160H135ZM167 157H168V156H167ZM182 157H183V158H181V159H184V156H182ZM186 157H185V159H186ZM192 157H193V158H192ZM201 157L203 158V159H202L203 161H201ZM205 157H206V158H205ZM223 157H224V158H223ZM233 157H238V158H241V159H238V158L235 159V158H233ZM9 158H10V156L7 155V158H5V162H4L5 165L8 164V165H6L7 168L11 165V164L9 165V162H11V160H13V159H16L17 157H16V158L13 157V159H12V157H11V160H10V161L7 160V163H6V159H9ZM33 158H34V157H33ZM33 158H32V160H34ZM38 158H39V157H37L36 160H40V159H41V158H39V159H38ZM47 158H46V159H47ZM98 158H99V157H98ZM112 158H111L110 160H108V164H106V165H109V162H113L114 164H115V163H118V164L121 163V165L123 164L120 160H117V161H120V162L115 161V160H116L115 157H114L113 159H112ZM121 158H123V157H121ZM138 158H139V159H138ZM143 158H144V159H143ZM211 158H213V159H211ZM215 158H217V159H215ZM242 158H243V159H242ZM17 159H18V158H17ZM17 159H16L15 161H17ZM27 159H28V157H27ZM46 159H45V160H46ZM114 159H115V160H114ZM145 159H146V161H145ZM152 159H153V160H152ZM174 159H175V158H174ZM187 159H188V158H187ZM187 159H186V160H187ZM205 159H206V160H205ZM219 159H220V160H219ZM28 160H29V159H28ZM111 160H112V161H111ZM140 160H142V162H141ZM151 160L154 162L155 165L157 164L156 166H157L158 168H159V166H160L161 169L159 168V170L157 171L158 168L156 167L157 169H155V167H154L155 165H154V164H153L154 166L152 165ZM171 160H172V159H171ZM204 160L206 161V163H202V162H205ZM207 160H208V161H207ZM210 160H211V161H210ZM213 160H215V162H214ZM228 160H229V161H228ZM231 160H232V161H231ZM249 160H250V161H249ZM15 161H13V163H14ZM75 161H76V160H75ZM99 161H100V160H99ZM99 161H97V162H99ZM114 161H115V162H114ZM144 161H145V163H146L145 165H144V163H143ZM172 161H175V160H172ZM177 161H178V163H177ZM194 161H195V162H194ZM196 161H197V162L200 161V162L197 164ZM209 161H210V162H209ZM218 161H219V162H218ZM222 161H223V162H222ZM234 161L237 162V163H238V161H240V163H238V165H236L237 167H235L234 164H237V163H235ZM243 161H244V162H243ZM253 161L256 162V163H255V166H254V163H252ZM259 161H260V160H259ZM19 162H20V161H19ZM19 162L17 161L15 164L17 165ZM26 162H27V161H26ZM26 162H25V163H26ZM28 162H29V161H28ZM38 162H40V161H38ZM46 162H48V161H46ZM49 162H50V164H49V163H47V164L51 165V162H54V163L56 162V163H57V162H59V161L57 160V161H49ZM97 162H96V163H97ZM101 162H102V165H101V163H100V164L98 163L97 168L99 167V165H101V166L103 167V164H105L104 162H107V160H105L104 162H103V161H101ZM137 162H139V163H137ZM147 162H148V164H147ZM159 162H160V161H159ZM165 162H166V161H165ZM185 162H186V163H185ZM192 162L196 163V165H195V164H192ZM229 162H232V163H230V165L232 164V167H231V168H234V167H235L236 169H235V168H234V169H235L236 171H234V169H230ZM13 163H12V164H13ZM20 163H21V162H20ZM20 163H19V166L21 165ZM25 163H24V167L26 166ZM190 163H191V164H190ZM214 163H215V164H214ZM225 163H226V164H225ZM242 163H243V164H242ZM244 163H245V166H243ZM1 164H3V163L1 162ZM1 164H0V165H1ZM52 164H53V163H52ZM76 164L78 165V163H76ZM76 164H75V162H74V165H71V170H73V168L76 169V171L74 170L75 173H74L73 171H71V170H70V172H69V170H68V169H70L69 164L67 165V166H69V167L65 166V168H67V169H64V172H66V170H68V171L66 172V173H67V176H69L70 174H72V175H70L71 178H76V177H78V178L75 179V182H76V180H77L76 183L79 185V186H78V190H77L76 187L71 189V188H70V185H72V184H70V183H69L70 185L68 184L69 187L67 188V190H68L69 188H70L69 190L76 189V190H73V192L70 191V194H69V191H66V186H67L66 183H68V182H72V181H74V180L71 181V179H67L68 181H67L65 184H62V185H58V182H55V185L52 184V190L55 191V192L52 191V193H53L54 195H53V194H49V195H47V194H46V190H48V189L51 190V189H50L51 186L49 187V185L47 184V182H48V183L50 182V183H49L50 185H51V183H53V181H50L49 177H44V179H43V177H40L41 179L39 178L38 181H37V178H34V174H31L32 177L30 178V173H31V171H30V173H28V175H26L27 173L24 174V173L26 172L24 169H23L24 172H21V174L23 173V175H24L23 178H24L25 181H26V182H25L26 186H27V185H31L32 182H33V184H34L33 186H34V187L36 186L37 189H41V188H40V185H42L41 187H44V185H45V186L47 187L46 190H45V188H44L45 196H48V197L53 198V201L51 200V198H49L50 200L47 199V201H50L51 204H52V203L54 202V200H55V198H54V197H55V194H56V196H59V192H58V191H59V189H60V188H59L60 186L62 187V186H64V185H66L65 187H63L65 190H64L63 188L60 189V190H61V191L63 190V192H64V191L66 192V196H69V200L71 199L72 196H73V198H75V197H74V194H75L76 192L79 193V192L82 191L81 193L84 194L83 192H85L86 188H87V187H88V188L91 187L92 184L88 185V183H89V182H88V181H89V178H87V176H86L87 174H86V175L84 174V173H86V172H83V173H82V175L84 174L83 176H86L85 179L83 180L84 177L81 178V177H82V175H81L82 168H80L81 166H78V167H77ZM141 164H143V165H142V166H143L142 168H141ZM150 164H151V165H150ZM200 164H201V165H200ZM202 164H203L204 166H203ZM210 164H212V165H210ZM216 164H219V166L217 167V169H216ZM220 164H221V165H220ZM222 164H223V165H222ZM224 164H225V165H224ZM240 164H241V166H240ZM256 164H257V165H256ZM55 165H56V164H54V165L52 166V168H53ZM96 165H97V164H96ZM106 165H104L105 168H103V169L101 168V170H103L104 173H105V171H108L109 169H110L109 172L112 171V168H113L112 165H113V164H111L110 167H109V166H106ZM132 165H133V166H132ZM139 165H140V166H139ZM146 165H148V168L150 169L151 174L153 173V177H150L151 174H150V171H148L149 169L146 168V167H147ZM149 165H150V166H149ZM162 165H164V163H163ZM165 165H167V167H168V163H167V164L165 163ZM186 165H187V166H186ZM193 165H194V166H193ZM197 165H198V168H199L200 170L197 169ZM205 165H206V166H205ZM233 165H234V166H233ZM260 165H261V167H260ZM1 166L3 167V171H5V170L7 169L6 166L4 167V164L1 165ZM1 166H0V167H1ZM12 166H13V165H11V167H12ZM73 166H76V167H73ZM113 166H115V165H113ZM152 166H153V168H154V171L156 170L155 172L153 171ZM170 166H169V167H170ZM242 166H243L244 168H243ZM247 166H248V167H247ZM256 166L258 167V170H256V169H257ZM17 167H18V165H17ZM49 167H50V166H49ZM116 167H117V166H116ZM116 167H115V168H116ZM122 167H123V165H122ZM125 167H124V170H123V168H121V166H118V168H116V169L114 168L115 171H114V170L112 171V172H114L115 174H117V172H118V173H119V178H117V177H118L117 175H116V176H115V175L112 176L111 174H109V173L107 172V173L109 174V176L107 175V178H108L110 181H114V182H116V184H117V181H118V182L120 181V183H119L117 186H116V184L113 182V183L115 184V187H116V188L118 187V189H119V190H117L118 192H116L115 188L112 189V192H111V187L113 186V183H112V182L110 183L107 179H106V180H105V179H104V180H100V178H102V179H103V177L105 178L107 173H105V175L103 176V175H102L103 172H100L101 170H100V171H97L98 173L96 172L97 174L101 173V177H100V178H96V181H97V179H98L97 182H98V183L100 182L97 186H100V185H101V182H102V185H101L100 187H102L103 185H104V186L106 185L105 187H107V188H103V191L105 190L104 192H101L102 190H100L101 194H102V195L105 194V196H102V195H100V194H98V193L96 194V192H98V189H99L100 187H99L98 189H97V187H96L97 191L95 190L94 192H93V189H92L93 196H94V193H95V196H94V197H96V196L98 195L97 198H98V199H99V198L102 199V200L100 199V202L97 201V202H98V203L96 202L97 204H100V203L102 204V201H103V200H104V201H103L104 204H107L109 201L111 202V200L108 199V196H110V193H112L111 197H113V194H114L113 191H114V190H115L114 192H116V194H115V197H113V198H118V200H119L122 196L125 197L126 199L131 197V195H130V197H129V194H128V193H126V194L124 193V194L122 195V194H121V193H122V192H121V191H122V188H119L120 185H121V181H124L126 178L129 179L130 176H128V175H132L131 172H130L129 174H128L129 171L126 172V170H125L126 168H125ZM174 167H175V168H174ZM176 167H177V168H176ZM208 167H209V168L212 167L213 170L211 169V172H212V175H213L214 177H211V173L209 174L210 169H209ZM219 167H220V168H221V167H226L228 171L226 170V168H224V169H225V172H224V171H223L224 169H223V170H222V169H219ZM253 167H255V169H254ZM106 168H108V169H106ZM120 168L124 171V172L122 171L123 173L121 172V169H120ZM180 168H181V170H182V172L180 173V176H178V175L175 176L176 174H178V173L180 172V171H179ZM182 168H183V169H182ZM202 168H203V169L206 168V170H205V169L203 170ZM228 168H229V169H228ZM239 168L242 169V170H240ZM247 168H248L249 170H248ZM94 169H95V168H94ZM119 169H120V170H119ZM132 169H133V170H132ZM142 169H143V171H142ZM145 169H147L148 172L145 171L146 174H142V173L144 172ZM162 169H163L164 171H166V170H167V171H166V172L163 171L164 173H162ZM184 169H185V170H184ZM186 169H188V170H186ZM190 169H194V170H190ZM196 169H197V170H196ZM218 169H219V171H218ZM244 169L246 170V172H243V173L246 174V177L248 176L247 179H246V177H245V179H243L244 174L241 173V174L243 175V176H242V175L239 173V171L241 172V171H243ZM0 170H1L0 173H2V172H3V171H2V168H0ZM7 170H9V168H8ZM7 170H6V171H7ZM160 170H161V171H160ZM173 170H174V171H173ZM176 170L178 171V173H177ZM202 170H203V171H202ZM207 170H208V173H207ZM220 170H222L223 173H222ZM230 170H233L234 173H233L232 171H230ZM237 170H238V171H237ZM245 170H244V171H245ZM255 170H256V172H254ZM6 171H5V172H6ZM119 171H120V172H119ZM152 171H153V172H152ZM186 171H187V172H186ZM193 171H194V173L197 171V173H195L196 175L193 173ZM217 171H218V172H217ZM229 171H230V173H229ZM249 171H250V173H249ZM5 172H4V173H5ZM7 172H8V171H7ZM68 172H69V173H68ZM72 172H73V173H72ZM76 172H77L79 175L76 176ZM125 172H126L127 175L125 174ZM159 172H160V174H158ZM169 172H170V173H169ZM188 172H189V173L191 172V173H193V174L190 173V174H191V175H190ZM226 172H228V175H226V174H227ZM231 172H232V174H231ZM252 172H253V173H252ZM260 172H259V173H260ZM37 173H39V172L37 171ZM93 173H94V172H93ZM96 173H95V174H96ZM121 173H122V174H121ZM174 173H175V174H174ZM183 173H184V174L186 173L187 176H185ZM216 173H215V175H216ZM219 173H218L217 175H219ZM224 173H225V175H224ZM235 173H237V174H235ZM251 173H252V174H251ZM259 173H258V179L260 178L261 174L264 173V172H261L260 175H259ZM2 174H3V173H2ZM5 174H6L7 176H8V174L10 175V171H9L8 174H7V173H5ZM5 174H3V175L0 174V177L2 176V179H3V178L6 179L7 177L5 176ZM40 174H41V172H40ZM52 174H53V173H52ZM68 174H69V175H68ZM74 174H75V175H74ZM90 174H91V173H90ZM120 174H121V175H120ZM124 174H125L126 176H124ZM162 174H163V175H162ZM188 174H189V176H188ZM229 174H230V176H229ZM233 174H234V176H233ZM239 174H240V177H241V178H239ZM250 174H251V175H250ZM73 175H74L75 177H74ZM122 175H123V180H117V181H116V180L114 179V178H116V179H122V177H121ZM144 175H145L146 177L150 178V179H147ZM156 175H157V176L160 175V176L157 177ZM169 175H170V176H169ZM172 175H173V176H172ZM194 175H195V176H194ZM249 175H250V176H249ZM25 176H26L27 178H26ZM40 176H41V175H40ZM67 176H66V178H67ZM72 176H73V177H72ZM89 176L91 177V178H90L91 180L93 179L92 177H97L96 175H95V176H93V175L91 176V175L88 174V177H89ZM99 176H100V174H99ZM102 176H103V177H102ZM110 176H111V178H113L114 180H113V179H110V178H109ZM127 176H128V177H127ZM151 176H152V175H151ZM154 176H156V177H154ZM171 176L174 177V178H171ZM191 176H193L194 178H193V177L191 178ZM226 176H227V177H226ZM228 176H229L230 178H228ZM232 176H233V177H232ZM235 176H236L237 178H239V179H237ZM254 176H255V175H254ZM18 177H19V176H18ZM18 177H17V181H16V182L22 180L21 176H20L19 178H18ZM28 177H29V178H28ZM70 177H69V178H70ZM120 177H121V178H120ZM142 177H144V180H143ZM162 177H163L164 179H163ZM165 177H166V178H165ZM184 177H182L181 180L184 179ZM188 177H189V179H188ZM210 177H211V179H210ZM223 177H224V178H223ZM262 177H264V174H262L261 179H259V180L256 179V180H258V181H256V180H255V182L253 181L254 183L257 182L256 184H258V185H255L254 190L252 189V188H253L252 186L250 187V185H253V186H254V183H252V180H254L255 177L252 178V179L249 181V182H250V185L248 184V186H245V187H248V188L250 187V188L252 189V190H251V197H252L253 194H254V198H253V200H252V202H251V205H253L252 203H255V202H253L254 200H256V203H255V204H258V201H257V200H258L259 198H257L256 196L259 195L258 193H260V190H264V187L261 188V185H260L261 183L264 184V178H262ZM9 178H10V180L7 181V179H8V178H7L6 180L3 179V181H5V182H6V181L9 182V181H15V180H16V179L13 180L12 177H9ZM11 178H12V180H11ZM33 178H34V179H33ZM45 178H46V179H45ZM47 178H48V179H47ZM86 178H87L88 180H87ZM153 178H154V179H153ZM170 178H171V180H173V181H171ZM175 178H176V180H175ZM195 178H196V179H195ZM207 178H208V179H207ZM227 178H228L229 181H228V182H224L223 179H226V181H227ZM233 178H234V179H237V180H234ZM2 179H1V181H2ZM24 179H23V181H22L23 184H24ZM29 179H30L31 181H30ZM35 179H36V180H35ZM94 179H95V178H94ZM152 179H153V180H152ZM156 179H158V180H156ZM162 179H163V180H162ZM221 179H222L223 181H221ZM230 179H233V181H235V183L239 185V186L236 185V186H238V189L235 188L236 186H235V184L233 183V181H232L231 183H229V182H230ZM248 179H249V180H248ZM27 180H28V181H27ZM34 180L37 181V182H35ZM40 180H41V182H40ZM58 180H59V179H58ZM69 180H70V181H69ZM85 180L87 181V183H85V182H86ZM141 180H142L143 183L140 182ZM147 180H148V181H147ZM150 180H151L152 182H151ZM164 180H165V181H164ZM167 180H170L169 182H171L172 184H170L169 182H168V184H166V183H167ZM178 180H180V179H178ZM178 180H177V183H178ZM260 180H262V181H260ZM3 181H2V182H3ZM42 181H44V182L47 181V182L44 183V182H42ZM84 181H85V182H84ZM96 181H95V182H96ZM105 181H106V182L108 181V182H107L108 184H107V183L105 184V183H104ZM125 181H126V180H125ZM156 181H158V182L155 184L154 182H156ZM22 182H18V183H20L21 189H23V186H24V185H21ZM28 182H30V183L28 184ZM38 182H39L40 184H39ZM75 182H73V185H72V186H75V184H76ZM82 182H83V184H82ZM90 182L93 183L94 181L92 180V181H90ZM95 182H94L93 184H95ZM97 182H96V183H97ZM144 182H145L146 184H144ZM148 182H149V183H148ZM186 182H187V184H186ZM196 182H198V184H196ZM209 182H208V183H209ZM258 182H259V183H258ZM13 183H15V182L7 183V184H10V185H11V184H13ZM37 183L39 184V186L36 185ZM43 183H44V184H43ZM103 183H104V184H103ZM109 183H110V184H109ZM140 183H141V184H140ZM152 183H154V185H152ZM191 183H192V185H191ZM199 183H201V184L199 185ZM208 183L205 181V184H207V185L204 184L203 186H206V188H205V187L203 188V186L201 185L202 187L200 186V188L198 189V191H197V195H198V194L201 195L200 198L198 197V196H199V195H198V196H197L198 198L195 199V200H198V201H197L198 203L201 202V203L203 204V203L205 202L204 204H207V203L212 199L213 196L215 197V195L210 194V193H212V190H213V187H214L215 184L211 182V183L213 184V187H212V189H209V188H210L209 185H212V184L210 183V184L208 185ZM219 183H220V184H219ZM246 183H245V184H246ZM251 183H252V184H251ZM15 184H16V183H15ZM56 184H57V185H56ZM84 184H85V186H87L86 188L84 187ZM86 184H87V185H86ZM125 184H127V186H129V187H125ZM139 184H140V186H139ZM142 184H144V186H143ZM149 184H150V186H149ZM195 184H196V185H195ZM233 184H234V185H233ZM0 185H1V182H0ZM47 185H48V186H47ZM137 185H138V187H137ZM178 185H179V184H178ZM193 185H195V186L197 187V189H196V187H194ZM198 185H199V186H198ZM226 185L224 184V186H226ZM15 186L17 187V184H16ZM15 186L12 185L11 187L14 188ZM31 186H32V185H31ZM53 186H54V188H53ZM55 186H56V188H55ZM57 186H59V187H58L59 189H57ZM72 186H71V187H72ZM93 186H94V185H93ZM104 186H103V187H104ZM135 186H136V187H135ZM141 186H142V187H141ZM148 186H149V187H148ZM154 186H155V187H154ZM176 186H177V185H174L173 188H176ZM192 186H193V187H192ZM232 186H233V187H232ZM262 186H264V185H262ZM38 187H39V188H38ZM177 187L180 188L179 186H177ZM207 187H208V188H207ZM216 187H217V186H216ZM216 187H215V188H216ZM88 188H87V189H88ZM133 188H135L134 192H133ZM173 188H172V186L170 187L171 190H174ZM202 188H203V190H202ZM215 188H214V189H215ZM242 188H243V187H242ZM258 188H259V189H258ZM0 189H1V186H0ZM56 189H57L58 191H56ZM159 189H158V190L156 189V192H155L154 189H152V192H151V190L148 191V192H146V194H147V193L149 194V193L151 192V195H150V194H149V195L147 194V196H146V195H143V197L145 196V197H144L145 199L141 198V200H140L139 198H140V196H141L142 194L139 195V197H137V196H138V193H136L137 196L134 197L133 200H132V197H131V199H129L130 201L132 200L133 203H134V200L137 199V198H138L141 202H142V200L144 201V203H143L144 205H143L142 203H138V204H137V203H136V200H135V203H136V205H137L138 207H139V204H142V205H143V206L140 205V206H142V208L139 207L140 209H143V210L140 211L138 207H137L138 209H135V210H137V211L139 210L138 213H139V212L141 213V215H139V216H142V215H143V214H142V211L145 213L144 209L146 210V212H148V210L151 209V211L148 212L149 214L145 213V214H147V215H145V216H149V219H150L152 216L157 217V216H158V214H157L158 211H156L157 213H155L154 210H155V209L158 210L159 208L161 209V208H162L161 206H163L162 203L165 201V200H164V201L162 202L161 200H157V199H163L162 197H164V196L167 197V199L170 201V203H169V202L167 203V202L165 201L164 205H166V206L163 207V208L166 209L167 206H171V205H170V204H171V200H174V199L178 196V195H176L177 193L175 194V193L172 192L174 195L171 194L170 189H168V192H170V194L173 195V197H175V198H173V197L170 195V197L173 198V199H172V198H170V197L168 196L169 193H167V190H164V191H163L164 193L166 192L165 195H164V193H162V191L159 192ZM204 189H205V190H206V189H207V190H211V192L209 191L210 193L206 194V192H208V191H205ZM218 189H215L214 192H215V193H218V192H219ZM245 189L247 190V188H245ZM1 190H2V189H1ZM1 190H0V192L3 193V191H1ZM49 190H48V191H49ZM143 190H144V189H142L140 192H143ZM179 190L177 189V190H175V191H179ZM182 190H183V191H182ZM199 190H200V191H204V192H205V195H204V193L200 192ZM240 190H241V188H240ZM18 191H20V190H18ZM39 191H40V190H39ZM74 191H75V192H74ZM87 191H88V190H87ZM89 191H91V189H90ZM119 191H120L121 193H120ZM153 191L156 193V196L158 195V193H162V196L158 195V198L155 199L156 196L154 197L155 194L153 193ZM184 191H185V192H184ZM217 191H218V192H217ZM224 191H225V192H224ZM233 191H234V190H233ZM242 191L244 192V193H243V192H242V193L244 194L243 196H245V197H242V195H241V199L243 198V200H246V201L248 200L247 202H250L251 199H252V198L249 199V197H250V195H249L250 191H249V192L247 191L248 193H247L246 191H244L243 189H242ZM252 191H253V193H252ZM254 191H257L256 194L254 193ZM4 192H5V191H4ZM22 192H23V191H22ZM42 192H43V190H42ZM42 192H38V194H39V193H42ZM49 192H50V191H49ZM57 192H58V194H57ZM131 192H132V193H131ZM220 192H219V193H220ZM227 192H228V193H227ZM234 192H236V191H234ZM2 193H0V195H2ZM19 193H20V192H19ZM35 193H36V191H35ZM50 193H51V192H50ZM61 193H62V192H61ZM78 193H77V195L75 194L76 197H77V196L79 197L80 194H78ZM85 193H86V192H85ZM152 193H153L154 195H153ZM186 193H187V194H186ZM231 193H232V194H231ZM245 193H247V194H245ZM261 193L264 194V191H262ZM261 193H260V195H261ZM7 194H8V193H7ZM28 194H31V196H32V197H31V201H32V198H35V195H32V194H34V193H32V191H28V192H26V195H28ZM71 194H73V195L71 196ZM139 194H140V193H139ZM181 194H182V195H186V196L183 197ZM202 194H203V195H202ZM230 194H231V195H230ZM3 195H5V193H3ZM3 195H2V196H3ZM17 195H19V194H17ZM17 195H15V196H17ZM22 195H24V194L22 193V194H20V196H18V197H20V199H19L18 197H16V198H18L20 201H18V200L15 198L16 201H17V203H18L19 205H18L16 202H14L15 199L13 200L12 203H10L11 201L8 200V198H10L11 196L9 197V196H7V195H6V196H7L6 199H5V196H4V200H1V199H0V201H1V203H2V201H5L6 204H7V206L10 204L9 207L12 206V208H13V205H17L16 208L19 210V207H20V206H22L23 208L25 207V205H23V203L26 204V205H28L27 202H28V200H30V199H29L30 197L28 196L29 198H26V199H28L27 202H26V200H24V199H25V198H24L25 196H24V197H22V198H23V201H22V199H21V196H22ZM51 195H52V196H51ZM90 195H91V194H89V197H90ZM99 195H100V196H99ZM120 195H121V197H119ZM126 195H128V196H126ZM175 195H176V196H175ZM192 195H194V196H192ZM208 195H209V197H210L211 195H213V196H212L210 199H209V197H208V198H205V197H207ZM217 195H218V196H217ZM221 195H222V194H221ZM224 195L221 196V197H223L222 200H221V199L219 198L220 195H219V194H216V197H218V198L221 200L220 203H221L222 205H221L220 203H218V201L215 202L214 199H216V200H218V199H217L216 197H215V198L213 197L212 201L216 204V206H214L213 209H215V207H216V208H220L221 210H223L222 208L224 207V209H225L227 203L229 204V201H230V203H233V202H234V201L231 202V200H230L231 198H229L228 196H226V197H227V198H226V197H224ZM247 195H248V197H247ZM37 196L39 197L40 194H39V195H36V198L33 199V200L39 199V198H37ZM43 196H44V195H43ZM45 196H44V197H45ZM53 196H54V197H53ZM82 196H83V195H82ZM84 196L87 197L86 194H85ZM116 196H117V197H116ZM191 196H192V197H191ZM239 196H240V195H239ZM239 196L237 197L236 200H239V199H240ZM41 197H42V194H41ZM48 197H47V198H48ZM86 197H84V198H85L84 200H83V198L81 197V198H82V199H81L82 201H81L79 198H76V199H75V201H76V200L78 201V199H79V201H80V202H79V205H77V204L75 203L74 199H72V200L74 201V204L76 205V207L74 206V204H73V206H74L75 208L78 207L77 209H79V207H80V211L82 210L81 213H82V212H85V213H87V214H89V213L91 214V213L94 211V210H93L94 207L91 206V207H90V208L92 209V210H91V209L88 207V204H91L90 202H92V201H96V200H92V201H91V200L89 199L90 202L87 200V201H88V202H87L88 204H86V206H87V208H86L85 203H84V202H86ZM102 197H103L104 199H103ZM148 197H149V198H148ZM165 197H164V198H165ZM186 197H187L189 200H187ZM193 197H194V199H193ZM202 197H203L204 199H203ZM235 197H236V196H235ZM246 197H247L248 199H246ZM258 197H260V196H258ZM261 197H264V195H262ZM0 198L3 199V197H1V196H0ZM59 198H61L62 200H64V202L66 201V199H64V198H62L61 196H59V197L56 199V202L58 201ZM152 198H154V199L152 200ZM169 198H170V199H169ZM191 198H192L193 200H192ZM232 198H233V197H232ZM238 198H239V199H238ZM256 198H257V199H256ZM40 199H41V198H40ZM42 199H43V198H42ZM42 199H41V201H42ZM91 199H92V197H91ZM95 199H96V198H95ZM126 199H122V198H121L122 201H121V203H119V205H121V204L123 205V204H125V203L127 204V202H128L129 200L127 201ZM138 199H137V201H138ZM147 199H148V201H146ZM150 199H151V200H150ZM200 199H202V201H201ZM207 199H208L209 201H208ZM225 199H227V200H225ZM234 199H235V198H234ZM241 199H240L239 201H236L239 209H238L237 207H233V208H232V213H233V214L230 216L231 213L229 212V214L227 213V215L225 216V214H226V210H227V208H228V205H227L226 209L224 210V214H223V212L221 213V214H222V217H221V216H220V217H218V216L216 217L215 213L213 212V211H215V210H212V211H211L212 206H211V208L209 209V211H208V210H203V211H205V212H201L202 216L200 215V212H199V215L196 214L198 211L196 210L197 212L195 213V209H194V208H197L196 206H198V205H199V206H200V205L202 206L201 203H200V204H197V202L194 203V204H196V206H195L194 204H192V205H194V208H193L194 210L191 209V212H193V213H192L191 216H190L189 214H190L191 212H188V214L185 212V211H187V210L189 209V208H187L189 205L186 207V206L184 205L185 203L183 202V203H184V204H183L180 198H178V202L173 201V202L176 203L175 205L172 204V205H174L175 207H178L179 205H180V207H182V205L185 206V207L187 208V210H185V208H183V210H184L186 216H187V215L190 216V217H189V216H188V217L184 216V217L182 218L181 216H183L184 214L181 215V214L179 213V214L181 215V216L179 215V217H181V218L179 219V221L181 220L180 222H182V221L184 222V223H180V225L183 224L182 226H184L183 228H180L181 231L183 230V231L181 232V234H182V233H183V235L186 234V235H185V236H186L185 239L187 238V239H186L187 241H188V239L190 240V243H188V246L185 244L186 241H185V242H184V241L181 242V240H182L181 237H184V236H183V235H182V236L180 235V231H179L178 236L180 235L181 240L177 238V239H176V242H175V239L173 238L174 235H172L171 237L174 239V241H173V239H172V242H173V243L175 242V243H174L173 245H172V243H171V245L168 243V242H171V240H170V241L168 240V236L170 237V235H168V233L171 232V231H172L173 229H175V228H176V229H175V231L173 230V232H175L174 234H175V238H176V232H177V230H179V229H178V226L176 225L178 221H177L176 223H174V225L177 226V227H174V226H173V227H174V228H173L172 226H170V223H171L170 220H172L171 218H173L174 216H173V217L170 216L171 218H169V220L167 221L168 218L165 217V215H164V213H166V212H164V213L162 212V214H160L161 211L159 210V216L164 215V219H165L166 221H165V220H162V222L160 221V223H159V224H161L160 226L156 224V223H158L157 221L159 220V218H157L158 220H156V219H151V221H154V220L156 221L155 224H156V228H157V230H160L159 227L161 228V231H159L160 234L156 232L157 230H155V233L159 234V236H156V238L159 237L160 239H162V237H163V240H164V237H165V240H164V241H162V240H160V239H158V240L161 241V242H163V243L166 241V242L170 245V246H169V245L166 246L167 243L165 242V244H164L163 246H166V247H169V248L172 247V249H170V250H168L169 248L164 247V248H166L168 251H167V250L164 251V248H163V246L161 245L160 242H158V243H160V244H158L157 241H156V243H154L155 241L151 242L152 239H149V237H151V236L154 235V233L152 234L153 227H151V228H152V231H151V230H149V228L147 229V228H145V227H143V226H144V224L147 225L148 223H152V222H150L149 219H148V220H149V221H148V220L146 219V217H144V215H143L144 218H143V217H141V218H142L143 220L145 219V221H148V222H146L147 224L144 223L140 229H139V228H136L135 230H133L134 227H138V226L140 227V223H141L140 221H142V223H143V220H142L141 218H139V217H138L139 220H138V219H134V218H137V213H136L137 211L131 210L132 213L135 212V213H134L135 215L132 214L130 217H129V216L126 217V215H125V216H124V219H125V220L122 218L123 216H120L121 218L118 217V219H119V218L121 219V220H119V222L122 223V224H120V223L118 222V224H120V225H118V227L120 228V229L118 228V229L120 230L119 232H122V233H118V234H121V235H122V234L124 233V234H127V235H124V234H123V235H124V236H127V237H129V236L131 235V238H135V236H137L138 238H137V239H136V238L134 239V243H135V244H133L134 247H135V249H134L132 243H130L132 240H131L130 238L127 239L126 237H125V240H126V239H127V240H126V241L124 240L126 243H123V244H122L123 241H121V239L119 240V238H122V237H118V240L121 241V243H120V242L118 243V241H116V244H115V241L113 240V242H114V246L116 245L117 247H116V246H115V247H114V246L111 247V246L113 245V243H112V245L110 246L111 248L109 247V244H106V246L108 245V248L106 247V249H108V251L111 250V251L113 252V254H115V253L117 254L118 249L121 248L120 250L122 251V253L119 252L120 250L118 251V253H120V256H121V255L123 256L125 253L127 254V255H124L123 257H125V256H126V257L129 256L128 260H127V258H125V259L129 262L128 264H134V263H136V262H137V264H139V263H142V262H145V261H146L147 264H150L149 262L152 261L151 259H156L155 261L153 260V262H152L151 264H159L161 261H163V262H161V264H173L174 261H172V260H175V259H176V257H175L176 255L173 256V257H175V259H174L172 256L169 258V257H168V256H170L169 253H170V254H178L177 259H176L177 262L175 261V264H177V263H178V264H180V263L191 264L190 259H191V260H192V259L195 260V261H193V262H195L194 264H196V261L198 262L197 264H203V263H206V264H207L208 261H207L206 259H208V260H211V259H212V260L210 261V263L208 262V264H216V263L218 264L219 261H220V264H222V263H223V264H229V263L233 262L232 260H234V259H236V260H234V263H235V264H238V263H240V264H250V262H251V263H252V262L254 263V261H255V262H256V261L259 262V264H264V257H262V256H264V232H262V231H264V227L261 226V225H262V223H260L261 221H260V220H259L260 222L258 221L259 218H264V216L260 215L259 218L257 217L258 214H264V212H262V211H264V210H262V209H264V207H262V206L260 205V202H259V204H258L257 206H256L255 204H254V205H255L257 208H258V206H259V208H258L259 210L261 209L260 206L262 207L260 213L257 211L258 209L256 210V207L250 206V207L253 208V209H251L250 213L248 212V214H247V213L245 214V211H246L245 207H244V206H243V207H240L241 205H243L242 203H244L245 201H244V202L242 201L241 203H238V202L241 201ZM261 199H262V198H261ZM261 199H259V201H262ZM44 200H46V198H45ZM44 200L42 201V203L44 202ZM59 200H60V199H59ZM72 200H70V201H72ZM124 200H126V201H124ZM191 200H192V201H191ZM203 200H204V201H203ZM206 200H207L208 202H206ZM223 200H225V201H223ZM232 200H233V199H232ZM249 200H250V201H249ZM21 201H22L23 203H21ZM31 201H30V202H31ZM47 201H46V202H47ZM107 201H108V202H107ZM119 201H120V200H119ZM152 201H153V202H152ZM158 201H159V202H158ZM176 201H177V200H176ZM212 201H211V202H212ZM5 202H3V203H5ZM58 202H60V201H58ZM58 202H57V203H58ZM138 202H139V201H138ZM145 202H147V203H148V202H151V205H152L154 208H155V203H156V204L159 206V208H158V207H156L155 209H154L153 207H152V208H149V207H151V206H150V203L146 204ZM160 202H162L161 205H160ZM211 202H210V203H211ZM213 202L211 203V205H215V204H213ZM247 202H245V203H247ZM1 203H0V204H1ZM8 203H9V204H8ZM13 203H14V204H13ZM20 203H21V204H20ZM33 203H34V202L32 201L31 204H33ZM47 203H48V202H47ZM77 203H78V202H77ZM82 203H83V204H82ZM111 203H112V202H111ZM133 203H131V204H133ZM135 203H134V204H135ZM152 203H154V205H153ZM181 203H182V204H181ZM190 203H188V204H190ZM210 203H209V206H208V205H207V206L205 205L204 207H205V208H206V207H207V208L210 207ZM261 203H264V202H261ZM12 204H13V205H12ZM31 204H29V205H31ZM43 204H44V203H43ZM43 204H42V206H46V205H45L46 203H45L44 205H43ZM53 204H55V202H54ZM58 204H59V203H58ZM69 204H71V202H70ZM80 204H81V205H80ZM93 204L95 205V203H93ZM134 204H133V205H134ZM178 204H179V205H178ZM204 204H203V205H204ZM219 204H220V205H219ZM224 204H225V205H224ZM234 204H235V203H234ZM234 204H232V205H234ZM55 205H56V204H55ZM82 205H83V207H82ZM109 205H110V203H109ZM109 205L107 204L108 207H109ZM136 205H134V208L136 207ZM146 205L148 206V210H147ZM176 205H177V206H176ZM186 205H187V203H186ZM192 205H191V206H192ZM232 205L229 206V207L231 208ZM244 205H246V204H244ZM247 205H248V204H247ZM262 205H264V204H262ZM18 206H19V207H18ZM35 206H36V204H35ZM35 206H33V207L35 208ZM47 206H48V205H47ZM107 206H106V207H107ZM110 206H112V205H110ZM199 206H198V207H199ZM217 206H218V207H217ZM222 206H223V207H222ZM235 206H236V204H235ZM9 207H8V208H9ZM14 207H15V206H14ZM22 207H21V209H22ZM33 207L31 206V207H30L31 210L29 209V211H32V210L34 209ZM40 207H41V206H40ZM40 207H39V208H36V210H37V209H39V210L41 209L40 211H46V210H42V208H44V207H42V208H40ZM84 207H85V208H84ZM92 207H93V208H92ZM144 207H145V208H144ZM180 207H178V209H181ZM221 207H222V208H221ZM246 207H247V209H248L249 205L246 206ZM0 208H1V210H0V212H1L2 209L5 208V207H2V205H0ZM12 208H10L9 211H5V213L7 212V214H11V215H13L14 213H13L12 211H13V209H15V208H13V209H12ZM26 208H28V206H27ZM134 208H132V209H134ZM163 208H162V209H163ZM168 208H169V207H168ZM190 208H191V207H190ZM205 208H204V209H205ZM230 208H229V209H230ZM11 209H12V211H10ZM202 209H203V208H201L199 211H201ZM244 209H245V210H244ZM249 209H250V208H249ZM18 210H17V211H18ZM23 210H24V209H23ZM36 210H35V211H36ZM84 210H86V211L88 210V211L86 212V211H84ZM90 210H91L92 212H91ZM123 210H124V209H123ZM176 210H177V209L175 208V211H176ZM181 210H182V209H181ZM181 210H180V211H181ZM216 210H217V209H216ZM221 210L218 209L219 212H221ZM239 210H240V211H239ZM243 210H244V212H243ZM254 210H256V211L254 212ZM20 211H21V214H22L23 212H25V210H24V211L20 210ZM27 211H28V209L26 210V213H28V216H27V215H25V216L28 217V218H30L31 220L34 221V219H32V218H33L32 213H30L29 211L27 212ZM40 211L35 212L36 215H37V214L39 215V212H40ZM48 211H49V210H48ZM153 211H154V212H153ZM166 211H167V210H166ZM172 211H173V210H172ZM189 211H190V210H189ZM207 211H208V213H207ZM229 211H230V210H229ZM237 211H238V212H237ZM247 211H248V210H247ZM247 211H246V212H247ZM252 211L256 214L255 216L253 215L254 213H253ZM3 212H4V210H3L1 213L3 214ZM9 212H10V213H9ZM14 212H15V210H14ZM119 212H120V211H119ZM121 212H122V211H121ZM152 212H153L154 214H156V215L151 214ZM176 212H178V211H176ZM182 212H183V211H182ZM184 212H183V213H184ZM210 212H211V213L213 212L214 214H211ZM251 212H252V215H251ZM256 212H258V213H256ZM12 213H13V214H12ZM40 213H41V212H40ZM45 213H47V214L49 215L48 212H45ZM81 213H78V214H81ZM140 213H139V214H140ZM170 213H171V211H170ZM172 213H175V212L173 211ZM172 213H171V214H172ZM204 213H205V214H204ZM243 213H244L245 215H244ZM21 214H19V212H16V215H21ZM23 214H24V213H23ZM30 214H31V216H29ZM52 214H53V213H52ZM128 214H130V213H128ZM177 214H178V213H177ZM208 214H211V215L209 216ZM217 214H219V213H217ZM234 214H237V216L234 215ZM242 214H243V216L241 217ZM0 215H1V214H0ZM40 215L43 216V212H42V214H40ZM61 215H63V213H62ZM168 215H169V213L166 214V216H168ZM192 215H193V216H192ZM194 215H195V217H194ZM206 215H207V216H206ZM228 215H229V216H228ZM239 215H240V216H239ZM7 216H8V215H6L5 217L8 218L9 216H8V217H7ZM42 216H41V217H42ZM65 216H66V215L64 214V215H63V218H64ZM134 216H135V217H134ZM175 216H176V214H175ZM214 216H215V217H214ZM235 216H236V217H235ZM0 217H1V216H0ZM2 217H4V214L2 215ZM2 217H1V218H2ZM13 217H16L15 214L13 215ZM31 217H32V218H31ZM35 217H36V216H35ZM41 217H40V220H41ZM43 217H44V216H43ZM50 217H51V216H50ZM61 217H62V216H60V218H61ZM132 217H133V221L131 222ZM168 217H169V216H168ZM179 217H177V218H179ZM234 217L236 218V220H237V219H241V218H242L241 220H243V218L245 219L244 222H243V221L241 222V220H240V223H239V224L242 225V228H240L241 225H239V224H238L239 226L237 225V227H236V224L234 223V222H235V218H234ZM239 217H240V218H239ZM249 217H251V218H249ZM252 217H253V218H252ZM1 218H0V220H1ZM46 218H47V217H46ZM65 218H66V217H65ZM65 218H64V219H65ZM126 218H127V219H126ZM128 218H131V219L128 220ZM147 218H148V217H147ZM153 218H154V217H153ZM177 218H176V219H177ZM188 218H189V219H188ZM207 218H208V220H207ZM214 218H217V219H215V221H214ZM218 218H220V219H219V223H220V224H218V225H221V228H222V229H219L220 226H217ZM224 218H225V219H224ZM255 218H256V219H255ZM9 219H12L11 221H15V220L12 218V216H10ZM35 219H36V218H35ZM38 219H39V217L37 216V223H38ZM44 219H45V218L42 219V222L48 220V219H45V220H44ZM160 219H163V216H161ZM176 219H175V220H176ZM7 220H8V219H7ZM7 220H6V221H7ZM26 220H28V219H26ZM40 220H39V223H38L39 225L42 223ZM65 220H66V219H65ZM65 220H64V221H65ZM127 220H128V221H127ZM135 220H138V221L135 222ZM175 220H174V222H175ZM187 220H188V221H187ZM192 220H193V221H192ZM204 220H205V222H204ZM206 220H207V221H206ZM216 220H217V221H216ZM224 220H225V221H224ZM256 220H257V222H256ZM4 221H5V220H4ZM11 221L9 220L8 223L10 222V224H11ZM18 221H19V220H18ZM52 221H53V217H52V220H51V221L48 220L47 222H49V223L52 224ZM122 221H123V222H122ZM126 221H127V223L130 222L131 225H133V224L135 225V226H133L132 229H131L132 234H128V232H129V228L127 229V226L131 227V225H130V224H127ZM145 221H144V222H145ZM229 221H230V222H233V224H235V225H232V226H231V224H230ZM35 222H36V220H35ZM124 222H125V223H124ZM133 222H134V223H133ZM137 222H138V223H137ZM187 222H188V223H187ZM208 222L210 223V228L208 227V226H209V225H208ZM211 222H212V223H211ZM213 222H214V224H213ZM0 223H1V226H0V227H2V226H3L2 224H3L4 222L2 223V222L0 221ZM8 223L5 224V228L3 229V227H2L1 230L4 231L6 228H9V229L12 228V229H10V230L13 231V229H14L13 227H16V225L12 226V224H11V225L8 226ZM12 223H13V222H12ZM14 223H15V222H14ZM31 223H32V222H31ZM44 223H46V222H44ZM49 223H48V224H49ZM123 223H124V225L126 224V226L123 227ZM132 223H133V224H132ZM191 223H192V224H191ZM205 223H206V224H205ZM237 223H238V222H237ZM38 224L35 223V224H33V225H36V226H37ZM46 224H47V223H46ZM48 224H47V225H43V226H48ZM138 224H139V225H138ZM166 224H167V226H166ZM168 224H169V225H168ZM184 224H185V225H184ZM198 224H199V225H198ZM39 225H38V227H40L39 229H41V225H40V226H39ZM121 225H122V226H121ZM136 225H138V226H136ZM148 225H149V224H148ZM152 225H153V224H151V226H152ZM178 225H179V224H178ZM207 225H208V226H207ZM223 225H224V226H223ZM6 226H7V227H6ZM10 226H11V227H10ZM36 226L31 227V228H32L31 231L29 230L30 234L32 233L33 228L35 229ZM49 226H50V224H49ZM49 226H48V227H49ZM51 226H53V225H51ZM149 226H150V225H149ZM164 226H165V227H164ZM168 226H170L169 228L172 227L173 229H171L170 231H169V230H165L166 232H167V231H168V232H167V234L164 233L165 236H163V235H162V234H163L162 232H164L163 229H165V228L167 229ZM211 226H212V228H211ZM38 227H37V228H38ZM56 227H57V226H56ZM125 227H126L127 230L125 229ZM147 227H148V226H147ZM162 227H163V228H162ZM180 227H181V226H180ZM204 227H205V228L208 227V228H206V230H205ZM216 227H219V228H217V230H213V229H216ZM230 227H231V228H230ZM235 227H236V229H235ZM37 228H36L35 230H37ZM46 228H47V227H46ZM49 228H50V227H49ZM52 228H53V227H52ZM54 228H55V225H54ZM121 228H124V229H122V231H121ZM142 228H143V229H142ZM154 228H155V226H154ZM169 228H168V229H169ZM184 228H185V229H184ZM229 228H230V229H229ZM239 228H240L241 231L239 230ZM252 228H253V229H252ZM255 228H256V230H255ZM17 229H18V227H16V229H14V230H17ZM43 229L46 230V232H47V229H45V228H43ZM43 229H42V231H39L40 233L38 232V234H36V235L34 234L35 236H34L33 234H31L32 237H31V236L28 237L29 241H30L31 238H33V237L36 238L37 235L43 234V233L45 232V231H43ZM137 229H139V231H138ZM145 229H147V231L150 232L152 235H150V233H147V231H146ZM211 229H212V230H211ZM225 229H226V230H225ZM231 229H232V232L227 233V232L230 231ZM237 229H238L240 232L237 231ZM1 230H0V231H1ZM10 230H7V231H8L9 233H12ZM23 230H24V229H23ZM23 230H22V231H23ZM50 230H51V228H50ZM123 230H124V231H123ZM210 230H211V231H210ZM218 230H219V231H218ZM234 230H235V231H234ZM254 230H255V231H254ZM258 230H259L260 232H259ZM26 231H27V230H26ZM125 231H127V232H125ZM131 231H130V232H131ZM137 231H138V233H137V235H135V232H137ZM141 231H144V233H142ZM145 231H146V233H145ZM188 231H190V232H188ZM197 231H198V232H197ZM208 231H209V232H208ZM217 231H218V233H217ZM220 231H221V232H220ZM222 231H223V232H222ZM257 231H258V232H257ZM23 232H24V235H23V236H24V237L26 236V238H27V236L29 235V234H27L28 232H27V233H25V231H23ZM33 232L35 233V232H37V231H34V230H33ZM41 232H42V233H41ZM139 232L142 233V235H141L142 237L138 236ZM173 232H171V233H173ZM195 232H196V233H195ZM207 232H208V235H207ZM214 232H215V233H214ZM252 232H253V233H252ZM0 233L2 234V232H0ZM6 233H7V232H6ZM6 233H5V234H6ZM17 233H18V232H16V235L14 236V238H15V237L17 238V235L19 236V233H18V234H17ZM20 233H22V232H20ZM48 233H49V232H48ZM48 233H47V234H48ZM51 233H53V231H52ZM51 233H49V234H51ZM72 233H75V232H73V230H72ZM219 233H220V234H219ZM224 233H225V234H224ZM256 233H257V234H256ZM1 234H0V237H1ZM5 234H2V235L5 236ZM26 234H27V235H26ZM45 234H46V233H45ZM143 234H144L146 237H148V235H149V237H148V238H145V237H143V236H144ZM147 234H148V235H147ZM169 234H170V233H169ZM204 234H205V235H204ZM223 234H224L225 236H228L227 234H229V236H228V237H225ZM10 235H13V234H10ZM62 235H65V234H61V236H62ZM123 235H122V236H123ZM166 235H167V236H166ZM209 235H210V236H209ZM219 235H222V236H219ZM21 236H22V234H21ZM21 236H19V237L21 238ZM41 236H42V235H41ZM41 236H38V237H37L38 239H37V238H36V239H37V240H40L39 237H41ZM47 236H48V235H47ZM58 236H59V235H58ZM77 236H78V234H77ZM77 236H76V237H77ZM117 236H119V235H117ZM133 236H134V237H133ZM211 236H212V237H211ZM230 236H231V237H230ZM5 237H10V236H9V234H8V235L6 234ZM5 237H4V238H5ZM19 237L17 238V239H18L17 242H19L21 239L23 240V237H22L20 240H19ZM62 237H63V236H62ZM68 237H69V236H68ZM68 237L66 238V241H64V242H67ZM139 237H140V238H139ZM166 237H167V239H166ZM171 237H170V238H171ZM218 237H220V238L218 239ZM223 237H224V238H223ZM11 238H12V237H11ZM35 238H34V239H35ZM42 238H43V237H41V239H42ZM63 238H64V237H63ZM77 238H78V237H77ZM141 238H143V240H142ZM144 238H145V239H144ZM154 238H155V237H153V240H157V239H154ZM211 238H213V239H211ZM215 238H216V239H215ZM221 238H222V239H221ZM28 239H27V242H26V239H24L23 241L21 240L20 242H22V244H23L24 241H25L26 246H27V245H28L27 243L29 242ZM36 239L34 240V242L36 243V246H37L38 241H37ZM116 239H117V237H116ZM123 239H124V238H123ZM146 239H147V240L149 239V241H147ZM220 239H221V241H220ZM4 240L6 241V240H8V239H4ZM12 240H13V238H12ZM14 240H15V239H14ZM14 240H13L12 242H10V243H11V244H12V243H15ZM32 240H33V239H32ZM42 240H44V239H42ZM42 240H40L39 242H42V244H43L44 241H42ZM64 240H65V239H64ZM68 240H69V239H68ZM74 240H75V239H74ZM74 240H73V243H77V242H74ZM144 240H146V243H147V244H144V245L141 244V245L143 246V249H141L142 246L140 245V243H144V242H145ZM179 240H180V241H179ZM183 240H184V238H183ZM211 240H212V241H211ZM10 241H11V240H10ZM45 241H46V240H45ZM48 241H49V239H48ZM61 241H62V240H61ZM61 241H60V242H61ZM101 241H102V240H101ZM111 241H112V240H110V242H111ZM127 241H128V243H129L128 246L132 245L133 248L130 246L132 249H131V248H129V249H130L131 251H133V253H131V251H130L129 249H128V250H127V249H124V247L127 248V246L124 245V244H127ZM138 241H139V242H138ZM215 241H216V243H215ZM8 242H9V240H8L6 243H5V242H3V243H5V244H6L5 246L7 247V249L5 248V250L7 251L8 249H11V250H10L11 253L13 252V251H12V247H13V248L16 247V249H17V248H19V246H22L21 244L19 245V244L16 242L19 246L16 245V243H15V246L12 244V246H11V248H10V245H11V244L9 243V244H8L9 246H7V243H8ZM62 242H63V241H62ZM62 242H61V243H62ZM106 242H109V241H106ZM132 242H133V241H132ZM149 242H150V243H149ZM177 242H178V244H177ZM180 242H181V243H184L185 246H183V244H181ZM25 243H24V244H25ZM35 243H33V244H34L33 247H35ZM45 243L47 244V241H46ZM45 243L43 244L44 246H45ZM55 243H56V242H55ZM80 243H81V242H80ZM82 243H83V241H82ZM136 243L138 244V246H140L139 250H138V246H135V245H137ZM163 243H162V244H163ZM222 243H223V244H222ZM39 244H40V243H39ZM118 244H119V245H118ZM149 244H150V245H149ZM152 244H153V245H152ZM154 244H155V246H154ZM179 244H180V245H179ZM0 245H1V244H0ZM31 245H32V243H31ZM47 245H48V244H47ZM81 245H82V244H81ZM123 245H124V247H121V246H123ZM156 245H159L160 247H158V246L156 247ZM191 245H192V246H191ZM219 245H221V246H219ZM222 245H223V247H222ZM239 245H240V246H239ZM3 246H4V245H2V247L0 248V254L4 255V257H5V256L7 255V253H8L7 256H9V252H10L9 250H8V252H6L5 250H4V251L2 250V252H1V249H4ZM23 246L25 247V245H23ZM23 246H22V247H23ZM38 246H39V245H38ZM38 246H37L38 249L35 248V251L32 252V253L35 254V252H36V250H37V252H36L37 254H35V255L33 254V256L30 255V254H28V256H27L28 258L31 256V258H32V257H34V258L36 257L37 260L42 259V258H40L41 256L38 254V250L42 248L43 251H45V247H43V246L41 245L42 247L40 248V246H39V247H38ZM88 246H89V245H88ZM118 246H119V247H118ZM173 246L178 247L179 250L176 249V248H174ZM241 246H242V247H241ZM76 247H77V245H76ZM79 247H80V248H79ZM79 247L76 248V250L78 249V250H77L78 252H79V250L81 251V247H82V249H83V245H82V246H79ZM84 247H86V244H84ZM144 247H145V248H144ZM154 247H156V248H154ZM180 247H181V248H180ZM183 247H184V248H183ZM185 247H186V248H185ZM188 247H189V248H188ZM238 247L241 248V249H242L241 251H243L244 253H243V252H241L242 254L239 253L240 250H239ZM248 247H249V249H248ZM26 248H27V247H26ZM26 248H22V249H24L26 252H29V253H30V251L26 250ZM31 248H32V247H31ZM88 248H89V247H87L86 249H88ZM109 248H110V250H109ZM136 248H137V249H136ZM210 248H211V249H210ZM227 248H228V249H227ZM16 249H13V250H16ZM28 249H30V247H29ZM89 249H90V248H89ZM89 249H88V250H89ZM106 249H105V248L102 249V250H103V254H104L105 256H106V254L109 255V254L111 253V252L108 253V251H106ZM122 249H123L124 251H123ZM156 249H158V251H160V252H158ZM173 249H174V251H173ZM175 249H176V251H175ZM235 249H237L238 251L235 250ZM30 250L32 251V249H30ZM104 250H105L106 253H104ZM114 250H117V251L115 252ZM126 250H127V252H126ZM135 250H137V252H139V253H137V252L134 253ZM154 250H155L156 252H154ZM162 250H163V251H162ZM228 250H229V251H228ZM233 250H235V252H232ZM248 250H249V251H248ZM19 251H20V250L18 249L16 252H19ZM77 251H76V252H77ZM93 251H94V250H93ZM95 251H96V250H95ZM100 251H101V250H100ZM129 251H130V252H129ZM151 251H152V252H151ZM178 251H179V253H178ZM201 251H202V252H201ZM224 251H225V252H224ZM236 251H237V252H236ZM5 252H6V255L4 254ZM22 252H23V251H22ZM123 252H124V253H123ZM149 252H150V254L153 253V255L151 254L152 256L148 258V259L151 260V261L149 260V262H148V260H145V259H147V257L150 256V254H148ZM161 252H162V253H161ZM173 252H174V253H173ZM175 252H176V253H175ZM210 252H211V253H210ZM229 252H232V253L230 254ZM11 253H10V254H11ZM14 253H15V251H14ZM128 253H129V254H128ZM159 253H160V254H159ZM166 253H167V255H166ZM192 253H193V254H192ZM201 253H202L201 257H202V256H206V257L203 258V259H205L204 261H203V259H202V260H199V257H200V256H197V255H199V254H201ZM103 254H102V255H103ZM111 254H112V253H111ZM131 254H132V255H131ZM136 254H137V256H136ZM147 254H148V255H147ZM154 254H155V255H154ZM157 254H158V255H157ZM162 254H163V255H162ZM179 254H181V255L179 256ZM184 254H185V255H184ZM217 254H218V256H217ZM232 254H233V255H232ZM236 254H238V255H236ZM239 254H241L242 257H241V255H239ZM29 255H30V256H29ZM37 255H38L39 258H37ZM86 255H87V254H86ZM91 255H92V254H91ZM96 255H97V254H96ZM117 255H119V254H117ZM145 255H146V256H145ZM165 255L168 257V261H165V260H167V257H166ZM230 255H231L232 257H231ZM105 256H104V257H105ZM122 256L119 257V258H118V256H117L118 264H123V263H122L123 261L121 260V259H123ZM135 256H136V257H135ZM144 256H145V257H144ZM155 256H156V257L158 256V258H156ZM161 256H162V258H161ZM163 256H164V257H163ZM185 256H186V257H185ZM209 256H210V257H209ZM213 256H214V257H213ZM215 256H217V257H215ZM219 256H220V257H219ZM233 256H234L235 258H234ZM236 256H237V257H236ZM239 256H240V257H239ZM247 256H248V257H247ZM258 256H259V257H258ZM63 257H64V256H63ZM91 257H92V256H91ZM104 257H103V258H104ZM110 257H115V256H109V258H110ZM132 257H134V258L131 259ZM165 257H166V258H165ZM178 257H179V258L181 257L182 260L179 259ZM208 257H209V258H208ZM230 257H231V258H234V259L230 260L231 262L228 261L229 259H231ZM251 257H252V258H251ZM257 257H258V259H257ZM28 258H27V259H28ZM34 258L31 259V260H35ZM107 258H108V257H106L104 260L107 261V260H108ZM172 258H173V259H172ZM184 258H185V259H184ZM249 258H250V261H249ZM63 259H65V258H63ZM106 259H107V260H106ZM119 259H120V262H121V263L119 262ZM134 259H135V260H134ZM160 259H162V260H160ZM170 259H171V262H170ZM187 259H188V260H187ZM196 259H197V260H196ZM200 259H201V258H200ZM227 259H228V260H227ZM247 259H248V260H247ZM5 260H6V259H5ZM31 260H30V258L27 260L28 264H32V261H31ZM102 260H103V259H102ZM102 260H101V261H102ZM123 260H124V259H123ZM129 260H130V261H129ZM133 260H134V261H133ZM136 260H137V261H136ZM179 260H180V261H179ZM184 260H186V262H185ZM240 260H241V261H240ZM0 261H1L0 263H2V262L4 263V260L2 261V259H1V255H0ZM61 261H62V260H61ZM99 261H100V260H99ZM105 261H104V262H105ZM111 261H116V258H113V260L110 258V261H109V262H111ZM124 261H125V260H124ZM135 261H136V262H135ZM158 261H159V262H158ZM188 261H190V263H188ZM199 261L202 262V263H200ZM214 261H215V263H214ZM226 261H227V262H226ZM237 261H238V262H237ZM63 262L65 263L64 260H63ZM107 262H108V261H107ZM116 262H117V261H116ZM116 262H115V263H116ZM130 262H131V263H130ZM133 262H134V263H133ZM193 262H192V263H193ZM257 262H256V263H257ZM3 263H2V264H3ZM6 263H7V262H6ZM111 263L114 264V262H111ZM126 263H127V262H126ZM146 263H145V264H146ZM11 264H12V263H11ZM18 264H24V262H22V263H18ZM26 264H27V263H26ZM61 264H62V262H61ZM65 264H66V263H65ZM101 264H103V262H101ZM104 264H105V263H104ZM124 264H125V263H124ZM143 264H144V263H143ZM231 264H233V263H231ZM257 264H258V263H257Z\"/></svg>", "mask_w": 264, "mask_h": 264}, {"label": "clouds", "instance_id": "obj_3", "mask_svg": "<svg viewBox=\"0 0 264 264\" xmlns=\"http://www.w3.org/2000/svg\"><path fill=\"white\" fill-rule=\"evenodd\" d=\"M10 12L11 22L0 24V52L10 54L13 59L0 71L19 86L38 75L39 69L33 64L35 58L43 59L45 53L58 54L84 30L73 0H0V19ZM126 23V14L114 15L111 28L118 30Z\"/></svg>", "mask_w": 264, "mask_h": 264}]
</instances>
